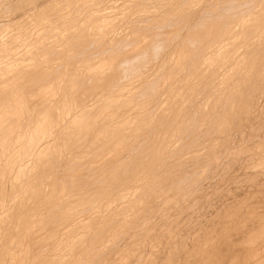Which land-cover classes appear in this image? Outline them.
Here are the masks:
<instances>
[{"label": "rangeland", "instance_id": "1", "mask_svg": "<svg viewBox=\"0 0 264 264\" xmlns=\"http://www.w3.org/2000/svg\"><path fill=\"white\" fill-rule=\"evenodd\" d=\"M79 1V2H78ZM97 0H0V48L2 49H0V123L2 122V124H4L2 127H0V129L2 128V129H8L7 130V133H3L2 135H3V140H6V139H8V136H4V135H8V134H10V132L15 128V130L13 131L14 132V134H19V136H18V138L20 137V138H22V139H20V140H24L25 139V137L26 136H28V134H29V132H30V129H31V126H33L34 124V119L35 118H39L40 116H42V115H44L45 113L47 114V112H49V114L50 113H52L53 114V117H55L54 116V114L56 115V117H57V119H58V117L61 119V121H59L60 119H58L57 120V122L58 123H60L61 124V126H59V127H57V130L56 131H53L54 132V134H53V132H52V130H53V127H49V130H48V132H47V130L45 131V133L44 134H42V135H44V136H42V137H40V138H42V139H40L39 140V144H41V146L39 145V148L40 149H42L43 151H46V152H48V150H49V152L52 154V156H51V154L50 153H48V156H47V158H48V160H49V162L48 163H45V164H43L44 166H45V168H44V171H43V182H45V184L43 183V185L41 184V187H40V189H41V193L39 194L40 195V197L42 196L41 194H43L44 196H43V198L41 197V200L39 199V197H38V201H37V203H38V206L39 205H41V206H39L38 208H36V209H34L33 211H32V213L34 212V214L35 215H33L32 214V219H29V221H28V223L27 224H29V223H33V219H35L36 220V222L34 223L35 224V226H34V228H33V225L31 226L30 225V227L28 228V229H26L25 230V228L28 226L27 224H25L24 226V228H20L19 230H18V228H17V230H15L17 233H19L18 234V236H17V234L15 235V236H17L16 237V239H13L14 241H16L17 239H19V241H20V239H23V238H26V237H30L31 235L33 236H35V235H39V234H41L40 232H44V234H46V233H48L49 232V230L50 231H53V230H57L58 232H57V234H59V235H61V236H59L60 238H59V240H61V241H59V243L60 244H58V245H62L60 248H59V250L58 251H60L59 253H61V254H59L58 253V257H63L64 256V254H65V256H67V257H65V261L63 262V263H65L66 264V262H68L67 260H68V258H69V261H70V263H67V264H77L78 262H80V264H85V262H86V264H110V263H112V264H129V262H130V264H136L135 262L140 258V255H139V257H138V255H135L136 253L138 254H141V259H139V261L137 262V264H264V107H263V105H264V103H262V102H264V92H262V90L264 89V81L262 80V78L264 79V77H263V74H262V77L260 78L262 81H260L261 83H258L257 82V84H256V82H252L251 81V83H249L252 87H254V88H251V86H248L249 84H247V82L245 81V79H244V77L248 74V71H247V69L249 68L250 69V71L252 70V67L253 66H251L252 65V62L250 61V60H252L253 58H255V56H256V54L254 55V54H251L249 51L250 50H253L254 48H255V46L256 45H259L258 47H264V45H261V41H263V43L262 44H264V36H262V35H264V34H262L263 33V31H264V29H262V28H264V27H262V26H260L262 23V25H264V14H262V13H264V2H262V0H255V2L254 1H252V0H238V3H237V0H222V2L224 1V3L222 4V5H220L222 2H221V0H216V1H214V0H208V2L210 1V6L207 4V0H203V1H206V2H203L202 0H198L199 2H200V4L199 5H197L198 4V1L197 0H195V1H193V0H188L189 1V3H188V1L186 0V2L185 1H183V0H180L179 1V3L177 4V2L178 1H175V0H172L173 1V3L174 2H176V3H174V4H172V1L170 2L169 0H150V2L151 3H149V1L147 2V0H127L126 1V3H125V0H98L97 2H96ZM103 1V2H102ZM135 1V2H134ZM141 1H144L145 2V4H144V2H141ZM153 1V2H152ZM161 1V2H160ZM162 1L164 2L163 4H162ZM166 1H168L167 3H166ZM183 3H182V2ZM191 1V2H190ZM236 1V2H235ZM240 1H242V2H240ZM264 1V0H263ZM91 2V3H90ZM131 2H134L135 4H137V5H135V4H133V3H131ZM137 2V3H136ZM156 2H158V3H156ZM184 2H185V4L187 3V5H184ZM194 2V4L195 5H197L196 7H195V5L193 6H191V4ZM212 2H216V3H218L217 5H216V3H214V5H216V6H213V3ZM226 2V3H225ZM246 2H250L249 4L248 3H246ZM251 2H253V3H251ZM52 3V4H51ZM86 3V4H85ZM88 3V4H87ZM93 3V4H92ZM95 3V4H94ZM96 3H97V5H96ZM99 3V4H98ZM116 3H117V5H116ZM120 3H121V5H120ZM125 3V4H124ZM141 3V4H140ZM168 3H170L171 5H172V7H170V9L172 8V10H170V9H168L169 8V5L170 4H168ZM181 3H182V6H186V7H182L181 6ZM197 3V4H196ZM204 3V4H203ZM231 3V4H230ZM240 3V4H239ZM242 3V4H241ZM244 3V4H243ZM246 3V4H245ZM259 3L260 4H262L263 3V5H259ZM51 4V5H50ZM82 6V8H81V6ZM111 4H114V5H111ZM130 4V5H129ZM162 4V5H161ZM212 4V5H211ZM3 5V6H2ZM90 5H92V7L90 6ZM99 5V6H98ZM102 5H103V7H102ZM121 6V7H119V6ZM128 5V6H127ZM153 7L152 9H150V7L151 6ZM168 5V6H167ZM176 5H177V8H176ZM179 5H180V7H179ZM203 5H204V7H203ZM208 5V6H207ZM224 5V6H223ZM252 5H256L255 7L254 6H252ZM257 5L259 6V7H257ZM73 6V7H72ZM109 6V7H108ZM118 6V7H117ZM139 7L138 8V10H136L137 9V7ZM144 6V8H147V9H144V8H141V9H143V10H146L145 11V13H144V11L143 10H141L140 9V7H143ZM146 6V7H145ZM150 6V7H149ZM157 6V7H156ZM166 6H167V8H166ZM190 6V7H189ZM200 6V7H199ZM207 6V7H206ZM223 6V7H222ZM242 6V7H241ZM248 6H250V7H248ZM252 6V7H251ZM64 7V8H63ZM71 7V8H70ZM86 7V8H85ZM134 7V9H132ZM182 7V8H181ZM196 8V9H194V8ZM208 7H210L209 9H208ZM212 7L214 8V9H212ZM217 7H220V8H217ZM233 7H234V9H233ZM47 8V9H46ZM76 8V9H75ZM79 8H81L82 9V11L79 9ZM93 8H94V10H93ZM113 8V9H112ZM115 8V9H114ZM130 8V9H129ZM156 8L158 9L159 8V10L157 11L156 10ZM164 8V9H163ZM174 8H176V9H174ZM179 8L181 9V10H179ZM185 8V9H184ZM190 8H192V9H190ZM200 8V10L201 11H199V13H197L198 11H197V9H199ZM247 8H248V11H247ZM254 8H255V10H254ZM257 8V9H256ZM61 9V10H60ZM62 9H64L63 11H62ZM79 9V10H78ZM101 9V10H100ZM122 9H124V10H122ZM133 10L132 12L130 11L129 12V10ZM149 9V10H148ZM161 9V10H160ZM162 9H163V11H165L164 13H163V11H162ZM166 9H167V11H166ZM173 9L176 11V13H174L175 11H173ZM203 9L206 11V10H208L207 12L209 13V15H207V17H206V13L207 12H205V11H203ZM211 9V10H210ZM218 9H219V11H218ZM228 9V10H227ZM260 9V11H258ZM263 9V10H262ZM90 10V11H89ZM114 10V11H113ZM168 10H169V12L170 13H168V15H172V18L174 17V20L170 17V16H166L167 14H165V13H167L168 12ZM180 12H179V11ZM187 10V11H186ZM189 10V11H188ZM194 10V11H193ZM214 10H216V13H218V14H215V17H214ZM255 12H254V11ZM45 11V12H44ZM69 11V12H68ZM75 11V12H74ZM79 11V12H78ZM85 11V12H84ZM87 11V12H86ZM89 11V12H88ZM100 11V12H99ZM106 11V12H105ZM108 11V12H107ZM139 11V12H138ZM147 11H149V14H148V12ZM162 11V12H161ZM173 11V12H172ZM181 11H186L185 13L187 14V15H184L185 13L184 12H181ZM192 11H193V13H192ZM195 11H197L196 12V14H194L195 13ZM210 11H212V15H211V13H210ZM232 11H234V12H232ZM243 11V12H242ZM246 11V12H245ZM250 11H252L251 13H249ZM22 12V13H21ZM52 12V13H51ZM55 12V13H54ZM72 12V13H71ZM102 12V13H101ZM118 12V13H117ZM123 12V13H122ZM130 13V15H128L129 13ZM134 12H136V14H137V17H139V18H136V14L134 13ZM147 12V13H146ZM156 13L158 16H159V14L160 13H162V14H160V17H158V16H155L154 14H151V13ZM158 12H160V13H158ZM188 12H190L191 14V18H189V13ZM203 12V13H202ZM230 12H232V13H230ZM239 12V13H238ZM254 12V13H253ZM256 12H257V16L255 15L256 14ZM258 12H260L261 14V16L259 15V13ZM29 13V14H28ZM49 13V14H48ZM87 13V14H86ZM121 13V14H120ZM132 13H134V14H132ZM139 13V14H138ZM144 13V14H143ZM172 13H174V14H172ZM181 13V14H180ZM203 15H202V14ZM205 13V14H204ZM207 13V14H208ZM229 13H230V15L232 14H234L233 16L231 15L230 16V18L228 17L229 16ZM245 13V14H244ZM254 14V16H253V14ZM35 14V15H34ZM50 14H52V16L50 15ZM59 16H58V15ZM84 14H86V15H84ZM94 14V15H93ZM124 14V15H123ZM147 14V15H146ZM151 14V15H150ZM175 14H177V16L175 15ZM202 16L201 18L203 19V20H210V21H207V22H205L204 24L205 25H201L200 23L202 22V20H200V18H198L200 15ZM222 14V15H221ZM223 14H225V16H223ZM228 14V15H227ZM49 15V16H48ZM57 15V16H56ZM76 15V16H75ZM82 15V16H81ZM103 15V16H102ZM105 15V16H104ZM107 15H108V17H107ZM112 15V16H111ZM116 17H115V16ZM118 15V16H117ZM131 15H133V16H131ZM161 15H163V16H166V17H170V18H168V20H169V22L166 20V17H164L163 18V16H161ZM175 15V16H174ZM178 15H180L182 18H180V16H178ZM199 15V16H198ZM211 15V19L208 17V16H210ZM217 15H220V16H217ZM226 15H227V18H226ZM241 15H244V16H241ZM247 15V16H246ZM71 16V17H70ZM85 16H87V17H85ZM89 16V17H88ZM93 16H95V17H93ZM122 16V17H121ZM124 16V17H123ZM127 16V17H126ZM143 16H146V18L149 20L150 18L152 19V20H149V21H147L146 20V18H145V22H147V23H149L148 25L149 26H151V28H153L151 31H150V33H149V31L147 32V30L146 29H148V30H150L151 28H149V26L147 27V28H145L147 25H144L145 24V22H144V18H143ZM149 16H150V18H149ZM187 17L188 19H189V21H191V22H189L188 21V19L187 18H184V17ZM198 16V17H197ZM203 16H205L204 18H203ZM238 16V17H237ZM239 16H241V17H239ZM250 16H252L251 18H250ZM51 17V18H50ZM53 17H54V19H53ZM58 18V19H56V18ZM61 17V18H60ZM67 17V18H66ZM80 17V18H79ZM100 17H101V21L99 20L100 19ZM102 17H103V19H102ZM108 18L109 20H111L112 21V23L108 20V19H106V18ZM120 17H121V19H120ZM126 17V18H125ZM137 19V21H133L135 18ZM153 17H155V20H154V18ZM156 17H157V19L159 20V18L161 19V20H157L156 19ZM175 17H177V18H179V20L181 19H183V20H187V21H184V24H183V20L182 21H179V20H177V18H175ZM244 18V20L246 19V21H244L243 20V18ZM246 17H248V19L246 18ZM256 17V19H254V18ZM258 17H262L261 18V21H260V18L258 19ZM29 18V19H28ZM75 18H76V20H75ZM81 18L83 19L82 21H81ZM93 18V19H92ZM111 18V19H110ZM194 20H193V19ZM195 18H197V20H198V22H196V19ZM209 18V19H208ZM215 18H218V19H220L221 20V22L219 23V21H217ZM226 20H225V19ZM233 18V20H236L237 22H236V24L234 23V21L233 20H230V19H232ZM235 18H239V19H235ZM242 18V19H241ZM22 19V20H21ZM33 19V20H32ZM47 19V20H46ZM95 19V20H94ZM117 19V20H116ZM132 20V22H131V20ZM135 19V20H136ZM173 20V22L171 21L170 22V20ZM214 19H215V21H216V23L219 25V27L216 25V23L214 24V22H212L211 20H213L214 21ZM225 20V23H224V21H222V20ZM258 19V20H257ZM56 22H55V21ZM63 20V21H62ZM79 20V21H78ZM104 20V21H103ZM110 24L111 23V25H109L110 26V29L108 28L109 26L107 25L108 23H106V26H105V22L106 21ZM115 20V21H114ZM163 20V21H162ZM177 20V21H176ZM193 20V21H192ZM243 20V21H242ZM248 20H250V22L252 21V20H254L253 22H251V24H249L250 22L248 21ZM52 21V25L51 26H48V25H50L51 22ZM97 21V22H96ZM122 21H124V22H122ZM126 21V22H125ZM141 21H143L144 22V24H142L143 22H141ZM155 21H157V22H155ZM164 21H166L167 23L165 24V22ZM194 21H195V23H194ZM201 21V22H200ZM256 21H257V24H256ZM259 21H260V24H259ZM20 22V23H19ZM58 22V23H57ZM76 22V23H75ZM101 22V23H100ZM104 22V23H103ZM136 22V23H135ZM153 24V25H150L151 23ZM153 22H155V23H157V24H155V23H153ZM158 22H160V23H158ZM162 22H164V23H162ZM176 23V25H175V23ZM178 22L180 23V25L178 24ZM187 24H186V23ZM188 22L190 23V25L188 24ZM210 22H212L214 25H212V23H210ZM230 24H235V26H236V29H235V26L233 27L232 25V28L230 27V30H232L233 29V32H232V35H230V37L232 38V39H230V46H229V44L228 45H226L225 43H223L224 41L223 40H226L227 39V35H226V30H228L226 27H228L227 26V24L228 25H230ZM243 22H245L244 23V25H243V23L241 24V23ZM61 23V24H60ZM65 23V24H64ZM97 23H100L99 24V26L97 25ZM102 23H103V25H102ZM122 23V24H121ZM135 23V24H134ZM146 23V24H147ZM163 24L162 26H164V27H162L161 25H160V27H162L164 30H169V31H171V32H174V33H171V35L170 34H168L169 33V31H164L166 34H164V32H163V29L162 28H160V29H158L159 28V24ZM170 23H172V24H170ZM196 23H198L200 26H201V28L200 29H204L203 27H205V30L204 31H202V30H200L199 29V26L197 27V26H195L196 25ZM221 23L223 24V26L221 25ZM249 24V26H247L248 24ZM252 23H255V24H252ZM3 24V25H2ZM22 24V25H21ZM71 24V25H70ZM75 24V25H74ZM115 24H116V26H115ZM119 24V25H118ZM133 24V25H132ZM142 26H141V25ZM155 24V25H154ZM165 24V25H164ZM168 24V25H167ZM173 24H174V28H173ZM182 24V25H181ZM189 27H187L186 25ZM193 26H192V25ZM197 24V25H198ZM202 24H203V22H202ZM238 24H240V25H238ZM64 25V26H63ZM96 25V26H95ZM100 25L102 26V28H97V27H100ZM129 25V26H128ZM144 25V26H143ZM157 25V26H156ZM172 25V26H171ZM185 25V26H184ZM206 25H207V27H206ZM208 25H209V27H208ZM237 25H238V27L240 26V28L241 27H243L241 30H243L241 33L239 32L240 31V29L237 27ZM243 25V26H242ZM246 25V26H245ZM253 25H256V26H253ZM26 26V27H25ZM41 26V27H40ZM69 26V27H68ZM82 26V27H81ZM89 26V27H88ZM103 26H104V29H103ZM135 26V27H134ZM139 26H141V27H139ZM169 26H171V27H169ZM175 26H178L179 27V29L181 30V28L183 29V27H185L184 28V30H178V29H176V28H178V27H176L175 28ZM180 26H182V27H180ZM212 26H214V28H213V31H212ZM225 26V27H224ZM253 26V27H252ZM50 27V28H49ZM55 27V28H54ZM58 27V28H57ZM60 27H61V29H60ZM66 27V28H65ZM74 29H73V28ZM83 29H81V28ZM92 27V28H91ZM94 27H96V29L94 28ZM112 27V28H111ZM121 27H122V29H121ZM157 27V28H156ZM196 27V28H195ZM211 27V28H210ZM218 27V28H217ZM222 27H224V30H223V28ZM246 27L248 28V29H246ZM251 29H250V28ZM257 27H259V28H261V29H257ZM2 28V29H1ZM24 30H23V29ZM48 28H49V30H48ZM108 28V29H107ZM125 28V29H124ZM128 28V29H127ZM130 28H131V30H130ZM137 29V30H135V29ZM144 28V29H143ZM169 28V29H168ZM173 28V30H171ZM192 29V28H195L196 29V33L194 32L195 31V29H192V30H194L193 32H192V30H189L188 31V29ZM198 28V29H197ZM209 28V31H207V29ZM222 28V29H221ZM255 28V29H254ZM37 29V30H36ZM67 29V30H66ZM69 29V30H68ZM99 29V30H98ZM108 31H107V30ZM112 29V30H111ZM116 29V30H115ZM119 29H120V31H119ZM155 29H158V30H155ZM176 29V30H175ZM211 29V30H210ZM219 29H220V31H219ZM226 29V30H225ZM239 29V30H238ZM250 29V33H252V34H254L253 35V37L254 38H252V34H250L249 33V30ZM17 30V31H16ZM51 30V31H50ZM77 30V31H76ZM87 30V31H86ZM98 30V31H97ZM103 30V31H102ZM118 30V31H117ZM145 30H146V33H145ZM153 30H154V32H153ZM159 30H161V31H159ZM216 30V31H215ZM219 32H218V31ZM236 30V31H235ZM238 30V31H237ZM255 30V31H254ZM257 30H260L259 31V33H254V32H258ZM22 33H21V32ZM28 31V32H27ZM60 31H61V33H60ZM76 31V32H75ZM82 31V32H81ZM111 31V32H110ZM143 31H144V33L145 34H142L143 33ZM160 32V34L159 35H157L159 32ZM176 31H177V34L175 35V33H176ZM186 31H187V34L189 35V36H191V38L193 39V42H192V40H189L190 38L187 36V34H186ZM201 33H205V35H206V37H207V40H206V37L204 38L203 36L201 37L200 36V32ZM211 31V32H210ZM221 31H222V33H221ZM223 31H225V32H223ZM247 31V32H246ZM17 32V33H16ZM30 32V33H29ZM48 32L50 33V35L48 34ZM56 32V33H55ZM90 32V33H89ZM92 32V33H91ZM105 32H107V33H105ZM109 32V33H108ZM129 32V33H128ZM140 32V33H139ZM158 32V33H157ZM163 32V33H162ZM181 32V33H180ZM185 32V35L186 36H183V33ZM192 32V33H191ZM213 32H218V34H214V35H217V36H213L212 34H213ZM239 33V34H237V33ZM2 33V34H1ZM53 33V34H52ZM54 33L56 34V35H54ZM72 33V34H71ZM83 33V34H82ZM85 33V34H84ZM127 33V34H126ZM151 35H149V34ZM152 33H154L155 35H152ZM180 34V36H179V34ZM190 33L192 34V35H190ZM193 33H195L196 35H199V37H201V38H198V36H196L195 34H193ZM199 33V34H198ZM209 35H208V34ZM221 33V34H220ZM235 34V37L233 36L234 34ZM243 33V34H242ZM245 33V34H244ZM12 34V35H11ZM21 34V35H20ZM32 34V35H31ZM73 34H75V35H73ZM82 34V35H81ZM120 34V35H119ZM133 34H134V36H133ZM140 34H142V35H140ZM146 34H148L147 36H146ZM162 34V35H161ZM164 34V35H163ZM173 34V35H172ZM211 34V35H210ZM30 35H31V37H30ZM68 35H69V37L71 38H69L68 37ZM96 35V36H95ZM133 37H132V36ZM138 35V36H137ZM168 35H170V36H168ZM202 35V34H201ZM204 35V36H205ZM221 35H222V37H221ZM241 35H242V37H241ZM245 35L247 36V35H249L251 38L249 39V38H247V37H249V36H247V37H245ZM261 35V36H260ZM10 36V37H9ZM18 36V37H17ZM26 36V37H25ZM65 36V37H64ZM74 36V37H73ZM80 36V37H79ZM93 36V37H92ZM108 36V37H107ZM117 36V37H116ZM130 36V37H129ZM136 36V37H135ZM150 36V37H149ZM154 36V37H153ZM158 36V37H157ZM163 38H162V37ZM164 36H165V39H164ZM183 36V37H182ZM225 36V37H224ZM233 36V37H232ZM258 36V37H257ZM53 37V38H52ZM57 37V38H56ZM77 37V38H76ZM91 37V38H90ZM100 37V38H99ZM114 37V38H113ZM136 39H135V38ZM140 37H142V39H140ZM146 37H148V39L146 38ZM168 37V38H167ZM175 37H178V38H176V40L178 39L179 40V43L180 44H178V40H177V42L175 41V39L174 38ZM179 37H180V39H179ZM186 37V39H185V42H186V40H187V43H184V38ZM188 37V38H187ZM195 38V40H194V38ZM196 37H197V39H198V41H197V43H196ZM210 37V40L213 38V37H217V39L218 38H220L221 40H219L218 42H219V44H217V46L219 45V46H223L222 47V54L224 53V55L226 54L227 56H231V55H233L234 56V54H235V57H233L232 58V56L230 57V58H232V59H228L226 62H225V64L223 65V67H225V65H227L226 66V68L225 69H222V71L224 72L225 71V75H223V72L222 71H220L221 73H219L218 74V76H216V78H217V81L215 80V79H213V77H212V68H211V66H213V62L212 61H214L213 59L211 60V62L209 63L208 62V64H207V62H205L204 64H203V66H202V52H201V54L200 55H198L199 53H200V50H201V48H202V50L207 46L206 44H208V43H206V42H209L210 40L208 39ZM229 37V36H228ZM255 37H257V38H255ZM263 38V39H260V38ZM18 38H20V39H18ZM23 38H24V40H23ZM32 38V39H31ZM41 38H43V39H41ZM86 38V39H85ZM90 38V39H89ZM117 38V39H116ZM119 38V39H118ZM133 38H134V40H135V42H133L134 40H133ZM137 38H139V39H137ZM146 38V39H145ZM182 38H183V41H182ZM235 39V41H234V39ZM240 39L239 41H238V39ZM247 38V39H246ZM37 39H38V41H37ZM66 39H68V40H66ZM74 39V40H73ZM76 39V40H75ZM78 39V40H77ZM84 39V40H83ZM97 39V40H96ZM100 39V40H99ZM120 39H123V40H120ZM130 41V43H129V41ZM170 39V41H168V40ZM174 39V40H173ZM203 42L204 41V43H203V45L201 44L202 42H200V40ZM217 39L215 38V41H217ZM223 39V40H222ZM248 40L249 41V43H250V45L247 43L248 41H246V42H243V44H242V41L243 40ZM253 39H254V41H253ZM255 39H257V41H256V45H255ZM260 39V40H259ZM41 40V41H40ZM62 40V41H61ZM70 40V41H69ZM88 40V41H87ZM95 40V41H94ZM109 40V41H108ZM115 40V41H114ZM131 40H133L132 42L133 43H131ZM144 42H142V41ZM148 40H151V41H148ZM156 40V41H155ZM165 40V41H164ZM237 40V41H236ZM66 43H65V42ZM82 41L83 42H85L84 43V45H83V43H82ZM101 41V42H100ZM108 41V42H107ZM117 41V42H116ZM138 41H140L141 42V44H140V42L138 43ZM147 41V42H146ZM155 43H154V42ZM173 41V42H172ZM189 41H191L192 43H190ZM233 41L235 42V43H233ZM4 42V43H3ZM9 42V43H8ZM18 42V43H17ZM61 42V43H60ZM75 42V43H74ZM103 42V43H102ZM112 42V43H111ZM120 42V43H119ZM128 42V43H127ZM137 42V43H136ZM146 42V43H145ZM162 43V45L163 44H166V45H160L161 43ZM164 42V43H163ZM214 42V41H213ZM218 42H216V43H218ZM221 42V43H220ZM226 42V41H225ZM254 42V43H253ZM259 42V43H258ZM60 43V44H59ZM63 43H65V44H63ZM109 43V44H108ZM111 43V44H110ZM119 43V45H117ZM128 44V46L130 47H128L127 46V44ZM149 45H148V44ZM158 43V44H157ZM170 45H169V44ZM172 43V44H171ZM194 43H196L195 45H198L199 44V47L198 46H194ZM206 43V44H205ZM215 43V42H214ZM238 43H241V44H238ZM244 43L246 44V46L245 47H242V45H244ZM14 44V45H13ZM21 44V45H20ZM45 44V45H44ZM59 44V45H58ZM74 45L75 46V48L72 46V45ZM87 44V45H86ZM89 44V45H88ZM122 44V45H121ZM130 44H133V45H130ZM145 44V45H144ZM147 44V45H146ZM153 44H155V45H153ZM175 44L177 45V47L175 46ZM183 44H184V46H183ZM186 44V45H185ZM193 44V45H192ZM204 44H205V47H204ZM211 44H212V40H211ZM211 44H209V45H211ZM223 44V45H222ZM233 44V46H231ZM236 46H235V45ZM252 44H253V46H252ZM3 45V46H2ZM17 45V46H16ZM48 45V46H47ZM77 45V46H76ZM80 45V46H79ZM86 45V46H85ZM103 48V50H102V48L100 47V46ZM113 45V46H112ZM115 45V46H114ZM126 45V46H125ZM142 45V46H141ZM158 45H160V47H162V48H160V47H158ZM171 45L173 46L174 45V47H176L177 49H176V54H175V48H173V47H171ZM241 47H240V46ZM247 45H249V47H247ZM15 46H16V48H15ZM19 46V47H18ZM65 46V47H64ZM83 46V47H82ZM89 46V47H88ZM108 46V47H107ZM118 46H119V48H118ZM132 46V47H131ZM141 47V49H140V47ZM147 46V47H146ZM165 46V47H164ZM169 48H168V47ZM188 46H190L189 48H186V47H188ZM200 46H202L201 48H200ZM225 46V47H224ZM228 46H229V49H228ZM237 46H238V49H236L237 48ZM251 46V47H250ZM10 47V48H9ZM67 47V48H66ZM81 47V48H80ZM99 47H100V50H99ZM105 47V48H104ZM114 47V48H113ZM122 47H124V48H122ZM152 47H157V48H152ZM163 47H164V50H163ZM178 47H179V49H178ZM181 47V48H180ZM193 47V48H192ZM197 47H198V49H199V51L197 50ZM231 47L233 48H235L236 50H237V53H236V51H235V49L233 48V50H230L231 49ZM246 47H247V49H246ZM253 47V48H252ZM14 48V49H13ZM19 48V49H18ZM70 48H72V49H70ZM85 48V49H84ZM113 48V49H112ZM122 48V49H121ZM127 48H129V49H127ZM144 48V49H143ZM150 50H149V49ZM168 48V49H167ZM186 49V51H185V49ZM196 48V49H195ZM223 48H225V49H223ZM243 48V49H242ZM250 48V49H249ZM252 48V49H251ZM7 49V50H6ZM15 49H16V51H15ZM67 49H68V51L71 53H69L68 51H67ZM77 49V50H76ZM83 49V50H82ZM92 49V50H91ZM99 51H98V50ZM105 49V50H104ZM111 49V50H110ZM116 49V50H115ZM117 49H119L118 51H117ZM131 49V50H130ZM142 49H143V51L145 52L146 50H148V51H146L145 53H143V51H142ZM171 49V50H170ZM188 49V50H187ZM227 49V50H226ZM10 50V51H9ZM12 50V51H11ZM19 50V51H18ZM45 50V51H44ZM95 50V51H94ZM102 50V51H101ZM108 50V51H107ZM126 50V51H125ZM130 50V51H129ZM140 51V53L142 52L143 54H146L147 52H148V54H150L151 56L153 55H155V57L154 58H157L158 57V59H154L153 60V63H152V65H153V68H154V70L152 71V73L151 72H149V73H147V77L148 78H144L143 80H144V82L142 83V84H139V82H137L136 83V86H138V85H141V87H142V85H146L147 86V84L149 85V83H150V86L152 85V87H153V91H154V94H153V91L152 90H150L151 88H148L147 87V89H144V91H143V89L142 88H146L145 86H143L142 88H140V87H136L138 90H136V92H137V94H136V92H135V90L133 91V95L135 96V95H137V96H135V98H136V104H138V106H139V109L140 110H146V112L144 113V111H143V114H140V113H142V111H140L139 109H138V111H136L137 113H138V115H137V113L136 114H134V118H133V116H132V118H133V120H132V122L131 123H134V124H131V126H130V124H128V125H126L127 127H125V128H127V129H125L124 127H123V129H125L124 131H127V133L125 132V134H124V131H123V129H121V126H119V128H118V126H114V123L110 126L111 127V130L113 129H115V127H116V129L113 131H111L110 130V127H109V130H108V132H107V130H105L106 131V133L105 134H109L110 135V133L111 132H113L114 133V135L116 134V131L118 132L117 133V136L115 135L114 137V139H116V142H112L113 141V133L108 137L107 135H106V137H108L109 138V142H112V143H109L107 140H108V138H106L107 140H101L100 142H102L103 144H101L100 142H97L100 146L102 145V147H100L97 143H96V145H97V147H96V145H95V142H93L92 141V138H90L89 139V137L87 138V139H85L86 141H83V145H79L77 148H79V150H73V149H68L67 147H66V143H64V136H57L58 135V133H56L57 131H59L60 130V128L61 127H63V129H64V127H66L67 126V124H68V121H67V119L68 120H71L73 117H79V118H77V120L79 119V120H86L87 118V116H85V115H83V114H81L78 110H75L74 109V111H73V109L72 110H67L66 108V110L65 111H67V112H64V110H62L63 109V106L65 107V104H64V101H65V103L67 102V103H69L70 102V99L73 97V94H72V92L71 91H74L75 90V88H77V87H79L81 84V80L82 81H84L85 80V78L84 77H86L87 75L86 74H88V73H90V72H94V71H97V70H101V69H103V68H106V67H108L110 64H117V63H119V61H120V64H122V62L124 63V61L125 62H131V59H133V58H130L128 61H126L125 60V58H128L132 53H134V52H137V51ZM166 50V52H168L169 53V56H168V53H166V52H163V54L161 53L162 51H165ZM173 50H174V52H173ZM189 50H191V52L193 51H195V50H197L199 53H197V51L195 52L196 53V56H194L195 54L192 52V55H190V57H191V59H190V57H188V56H186V55H188L189 54ZM225 50V51H224ZM238 50H239V52H238ZM245 50H247L246 52H249V53H247L248 54V58L247 57H245L247 54H246V52H243V51H245ZM249 50V51H248ZM15 51V52H14ZM53 51V52H52ZM74 51V52H73ZM76 51V52H75ZM106 51V52H105ZM109 51H110V53H109ZM180 51V52H179ZM224 51V52H223ZM227 51H229V52H227ZM230 51L232 52H235V53H231V54H228V53H230ZM12 52V53H11ZM63 52H65V53H63ZM72 52H73V54H72ZM88 52V53H87ZM111 52H112V54H111ZM122 52V53H121ZM170 52H172V53H170ZM183 52H185L184 53V55H183ZM191 52H190V54H191ZM243 52L245 55L243 56V53L241 54V53ZM15 53V54H14ZM61 53V54H60ZM63 53V54H62ZM79 53H80V55H79ZM94 53H95V55H94ZM97 53V54H96ZM103 53V55H101ZM114 53V54H113ZM117 53H119V55L117 54ZM127 53V54H126ZM142 53H141V55H142ZM178 53V54H177ZM182 53V54H181ZM187 53V54H186ZM3 54V55H2ZM33 54V55H32ZM80 56H78V55ZM82 54L84 55V56H82ZM85 54H86V56H85ZM101 56H100V55ZM105 54V55H104ZM107 54H109V55H107ZM125 55V56H120V55ZM161 54V55H160ZM175 54V55H174ZM179 54H181V55H179ZM237 54H239V55H237ZM253 55V56H250V55ZM40 55V56H39ZM63 55V56H62ZM70 55V56H69ZM77 55V56H76ZM90 55H92L91 57H90ZM110 55H113L114 57L112 58V56L110 57ZM116 55H118V56H120L119 58L122 60H119V58H118V56H117V58L115 57ZM128 55V56H127ZM157 55H160V56H157ZM164 55V56H163ZM168 57H167V56ZM173 55V56H172ZM236 55H237V58H236ZM242 57H241V56ZM25 58H24V57ZM51 56V57H50ZM73 56V57H72ZM82 56V57H81ZM107 56V57H106ZM157 56V57H156ZM161 56L163 57L162 59L164 60L165 58V60L163 61L162 59H161ZM166 56V57H165ZM177 56V57H176ZM180 56H181V58H180ZM193 56V57H192ZM239 56V57H238ZM61 57V58H60ZM64 57V58H63ZM78 57V58H77ZM106 57V58H105ZM160 57V58H159ZM165 57V58H164ZM197 57H201L200 59L199 58H197L198 59V62H197V59L196 58ZM25 60H23V59ZM37 58V59H36ZM50 58V59H49ZM74 58H76V59H74ZM83 58V59H82ZM101 58H102V60H101ZM111 58V59H110ZM176 58V59H175ZM194 58V59H193ZM240 59V61H236V60H233V59ZM245 58H247L246 59V61H249V62H251V63H249V62H247L246 63V61H245ZM250 58V59H249ZM252 58V59H251ZM20 59V60H19ZM53 59V60H52ZM69 59V60H68ZM79 59V60H78ZM92 60V61H89V60ZM110 59V60H109ZM161 59V60H160ZM169 59V60H168ZM171 59V60H170ZM173 59V60H172ZM182 61H181V60ZM187 59V60H186ZM189 59V60H188ZM249 59V60H248ZM14 60V61H13ZM38 60V61H37ZM45 60V61H44ZM73 60V61H72ZM106 60V61H105ZM113 60V61H112ZM158 60L159 62H161L160 64H159V62L156 61ZM175 60V61H174ZM179 60V61H178ZM195 62H194V61ZM231 60H233L232 62H234V64H236V68H235V65H233V63L231 62ZM254 60V59H253ZM78 61V62H77ZM99 61V62H98ZM102 61H104V62H102ZM118 61V62H117ZM163 61V62H162ZM169 61V62H168ZM181 61V62H180ZM190 61H191V63H190ZM242 61H244L245 63H243L242 64ZM18 62V63H17ZM24 62H25V64H24ZM47 62V63H46ZM57 62H59V64H57ZM66 62V63H65ZM80 62V63H79ZM91 64H90V63ZM96 64H94V63ZM116 62V63H115ZM164 62H166V63H164ZM171 62V63H170ZM177 62V63H176ZM188 62H189V64H188ZM192 62H194V63H196L197 62V65L195 66H193L192 64ZM199 62H201V63H199ZM229 62H231V63H229ZM241 62V63H240ZM32 63V64H31ZM42 65H41V64ZM45 65H44V64ZM63 63V64H62ZM88 63V64H87ZM99 63V64H98ZM145 63V62H144ZM147 63H149V62H146L145 64H143V65H145L146 66V64ZM156 65H155V64ZM158 63V64H157ZM164 63V64H163ZM168 63V65L167 66H165V64H167ZM180 63V64H179ZM183 63V65H181ZM185 63V64H184ZM216 63V62H215ZM238 63H239V65H238ZM35 64V65H34ZM52 66H50V65ZM61 64V65H60ZM78 64V65H77ZM101 64H103V65H101ZM163 64V65H162ZM202 66H200V65ZM206 64V65H205ZM229 64H231L230 65V68L233 66V70H230V69H228L229 68ZM247 64V66H245ZM251 64V65H250ZM11 65V66H10ZM16 65V66H15ZM28 65H29V67H28ZM36 65H40V66H36ZM49 67H48V66ZM55 65V66H54ZM59 67H57V66ZM64 65H67V68L69 67V69L67 70V68H66V66H64ZM68 65H70L72 68H70V66H68ZM82 65V66H81ZM98 65H101V66H98ZM107 65V66H106ZM149 65H150V63H149ZM154 65H155V67H154ZM158 65V66H157ZM169 65H170V67H169ZM173 67H172V66ZM174 65H176V67L174 66ZM178 65V66H177ZM199 65V69H198V71L196 70V69H194L195 67L196 68H198L197 66ZM208 65H209V67H210V69H209V67H208ZM211 65V66H210ZM217 65V64H216ZM238 65V66H237ZM15 66V67H14ZM44 67V69L42 68V67ZM64 66V68L62 69L61 67H63ZM92 66V68H90ZM95 66H96V68H95ZM163 66H164V68H163ZM193 66V67H192ZM220 66H222V64L220 65ZM240 66V67H239ZM249 66H251V67H249ZM40 67H41V69H43V70H41L40 72H38V69L40 70ZM46 67H47V69H46ZM54 67V68H53ZM73 67L76 69L77 67H79V68H77L76 70H78V71H76L75 72V69H74V71H73ZM83 69H82V68ZM97 67H99L98 69H97ZM148 67V66H147ZM162 68V70H161V68ZM168 68V70H167V68ZM188 67H190L189 68V70L190 71H195L196 70V72H194V74H196L195 76L196 77H193L194 75L192 74V72H190L189 70H187V68ZM206 67L208 68V69H206ZM239 67V68H238ZM248 67V68H247ZM4 68V69H3ZM49 68H53L52 70L51 69H49ZM55 68H57L56 70H55ZM66 68V69H65ZM89 68V69H88ZM157 68V69H156ZM170 68V69H169ZM184 68V69H183ZM192 68V69H191ZM201 68V69H200ZM202 68H205V69H203L202 70ZM240 68H242V69H240ZM7 69H8V72H7ZM12 69V70H11ZM27 69V70H26ZM31 69V70H30ZM37 69V70H36ZM45 69L47 70V71H45ZM62 69V70H61ZM65 69V70H64ZM82 69V70H81ZM184 71H183V70ZM194 69V70H193ZM232 69V68H231ZM237 70L236 72H233L234 70ZM33 70H35V72L33 71ZM52 72H51V71ZM69 70H72V71H69ZM85 72H84V71ZM157 70V71H156ZM159 70V71H158ZM161 70V71H160ZM163 70H164V73L162 74V73H160V72H163ZM179 70V71H178ZM205 70V71H204ZM209 70L211 71V72H209ZM228 70V71H227ZM229 70L231 71V72H229ZM239 70H241V72L239 71ZM11 71V72H10ZM27 71L29 72L30 71V73L32 74H27L26 75V73H27ZM36 71H37V73L39 74H41V76H40V78H42V80L43 79H45L46 77H48L49 76V72L48 71H50V73H51V76H49V78H46L47 80L46 81H44L43 80V83H41L42 81H41V79L40 78H37V77H39V75L36 73ZM45 71V72H44ZM54 71H56V72H54ZM67 71V73H65ZM82 71H83V73H82ZM183 71V72H182ZM187 72V71H189V73H191V77L190 76H188L189 75V73H184V72ZM204 71V75L208 78V79H210V80H207V79H205V76L203 75V74H201L202 72ZM240 73H239V72ZM45 74H44V73ZM46 72H48V73H46ZM63 72V74L66 76H63L62 77V75L63 74H61V73ZM71 72V74L69 75L68 73H70ZM75 72V73H74ZM81 74V75H79V73ZM159 72V74L158 75H161V76H159L158 77V75H157V73ZM165 72H167V73H165ZM170 72V74H168ZM172 72V73H171ZM181 72H182V74H181ZM200 73L199 75H202L204 78V80L203 79H199V81L200 80H203V81H201V82H197L198 84H195L194 82L195 81H198L196 78H198V77H200L199 75L197 76V74L198 73ZM229 72V73H228ZM6 74L5 75V77H4V75L3 74ZM10 73V74H9ZM13 73V74H12ZM19 73V74H18ZM22 73H24V74H22ZM57 75H59L60 77H56V74ZM58 73H60V74H58ZM154 73V75H152ZM180 75H179V74ZM206 73V74H205ZM231 73V75H229ZM232 73H233V75H232ZM234 73H236L235 74V76H236V78H235V76H234ZM244 74L243 76H241V74ZM250 73V72H249ZM9 74V75H8ZM15 74V75H14ZM17 74V75H16ZM52 74H54V75H52ZM79 76H78V75ZM178 74V75H177ZM185 74L187 75V77H188V79L190 80V81H188L187 79H186V76H185ZM240 76H239V75ZM3 75V76H2ZM20 76V79L18 78L19 76ZM34 75H36V76H34ZM47 75V76H46ZM69 75V76H68ZM72 75V76H71ZM76 75V76H75ZM170 75V76H169ZM211 75V76H210ZM232 76V77H234V78H232V77H227L228 79V83H227V80L225 79V76ZM237 75H238V77H237ZM30 76H32V77H30ZM42 76H44V77H42ZM46 76V77H45ZM53 76V77H52ZM76 78H75V77ZM79 78H78V77ZM83 76V78H84V80H83V78H81ZM163 76V77H162ZM167 76V77H166ZM201 76V77H202ZM209 76V77H208ZM31 78V80L30 79H28V78ZM56 77V78H55ZM65 77V78H64ZM69 77H70V79H69ZM156 77H158V78H162L163 80H164V83H163V80H160V79H158V78H156ZM182 79H181V78ZM185 77V78H184ZM190 77V78H189ZM200 77V78H201ZM211 77V78H210ZM218 77H220V78H218ZM15 78H16V80L17 81H15ZM22 78V79H21ZM26 78V79H25ZM53 78V79H52ZM66 79V80H68V82L66 83V86L63 84V83H65V81H64V79ZM73 78V79H72ZM156 80H158V81H156V83L154 82L155 81V79ZM166 78H168V80H167V82H166ZM179 78H180V80H179ZM183 78H184V81H185V84H183L184 83V81H183ZM196 79V80H193L194 82H192L191 80L192 79ZM222 78V79H221ZM224 78V79H223ZM238 78V79H237ZM239 78H240V80H239ZM11 81H10V80ZM32 79H33V82L34 83H29V82H32ZM40 79V80H39ZM55 79V80H54ZM78 79V80H77ZM81 79V80H80ZM149 79V80H148ZM212 79V80H211ZM219 79V80H218ZM235 80V82H231L232 80ZM243 79V80H242ZM9 80V81H8ZM12 80H14L16 83H14ZM19 80V81H18ZM22 80H24L23 82H22ZM27 80V81H26ZM36 80V81H35ZM37 80L38 81H41L40 83L39 82H37ZM49 80H50V82H49ZM59 80V81H58ZM60 80H62V81H60ZM73 80V81H72ZM147 82H146V81ZM222 80V81H221ZM223 80H226V83L225 82H223ZM233 80V81H234ZM54 81V83L56 84H51L52 82ZM69 81L72 83V85H71V88H70V84L71 83H69ZM77 81H79V83L76 82ZM162 83H161V82ZM169 81V82H168ZM171 81V82H170ZM177 81V84L179 83H181L180 85L178 84H176L175 82ZM180 81V82H179ZM188 81V83L187 84H189V82H190V84H195V87L193 86V85H190L189 84V86L186 84V82ZM204 81L205 82H207V84L206 83H204ZM215 83H214V82ZM219 81L220 82H222V83H219ZM240 81V82H239ZM246 83H245V82ZM5 82H6V84H8L9 82L11 83H9V85L11 86H9V85H7L6 86V84H5ZM12 82L15 84L14 86H13V84H12ZM29 83V84H25V83ZM37 82V83H36ZM46 84H45V83ZM47 82H49L50 84H48ZM142 82V81H141ZM140 82V83H141ZM160 82V83H159ZM211 82H213V83H211ZM230 82H231V85H233L232 87H233V89H231V85H229L230 84ZM236 82H238L237 84H235ZM4 83V84H3ZM19 85H18V84ZM36 83V84H35ZM60 83H62V84H60ZM74 83L76 84V85H74ZM146 83V84H145ZM172 83H173V85H172ZM201 83H203V84H201ZM211 83V84H210ZM216 83L218 84L219 83V85H216ZM223 83H225V84H223ZM241 85H240V84ZM254 83L257 85V87H258V90L256 89L257 87H256V85L254 86ZM17 84V85H16ZM33 84V85H32ZM34 84L36 85V86H34ZM44 84V85H43ZM58 84H59V86H58ZM79 86H78V85ZM138 84V85H137ZM170 84V86L168 87L167 85H169ZM200 84H201V86H202V88L200 87ZM205 84V85H204ZM259 84H262V85H259ZM24 85V86H26L25 88L24 87H22V86ZM37 85H41L38 89H36L38 86ZM46 85V86H45ZM48 85V86H47ZM52 85H54V87L52 86ZM63 87H62V86ZM69 86V89H71V90H69L68 89V86ZM172 85V86H171ZM174 85H176V86H174ZM212 87H211V86ZM215 85V86H214ZM220 85H221V87L222 86H224V87H227L226 89H227V91L229 92H227V91H225L226 89H224L223 87V91L220 89ZM226 85V86H225ZM227 85H229V86H227ZM238 88H240V90H239V88L236 90H234V87L235 86ZM239 85V86H238ZM247 85V86H246ZM45 86V87H44ZM62 88H61V87ZM73 86V87H72ZM76 86V87H75ZM149 86V87H150ZM163 86H164V88H163ZM179 86V87H178ZM180 86H184L183 88H185L186 87V90L188 91H186L185 89H183L182 87H180ZM191 86L192 87H194V88H197L196 90L197 91H195V89L193 88H191ZM197 86V87H196ZM198 86H199V89H198ZM205 86H209L208 88L207 87H205ZM218 86V88H219V90H216V89H218V88H216L215 89V87H217ZM262 88H261V87ZM6 87V88H5ZM15 87H16V90H15ZM21 87V88H20ZM42 87H43V91H42ZM48 87V88H47ZM66 87H67V90L68 91H65L66 90ZM172 87H174V88H176L175 90H174V88H172ZM193 91V93H194V95H193V93H192V91L189 89V88ZM256 87V88H255ZM29 88V89H28ZM53 88V89H52ZM57 88V89H56ZM60 88H61V90H60ZM64 88H65V90H64ZM158 88V89H157ZM160 88V89H159ZM180 88V92L178 93V95L179 94H181V95H179L178 97H182V98H184L183 96H185L184 94H189V96H187V98L185 97V99L183 100L182 98H177V90ZM244 88V91H245V94H244V91L243 92H241L242 91V89ZM247 88V89H246ZM6 89H7V91H6ZM9 89H10V91L12 92V94H11V92L9 91ZM17 89H19V90H17ZM21 89H22V91H25V93L26 94H28L27 96H26V94L24 93V92H21ZM24 89V90H23ZM32 90V92H33V90H34V93H29V91H31ZM72 89H74V90H72ZM164 89H165V92H164ZM168 89V90H167ZM173 89V90H172ZM202 89V90H201ZM229 89V90H228ZM249 89V90H248ZM252 89H253V91H252ZM257 90L256 91V93H258V94H256L255 93V90ZM14 90H15V92H14ZM27 90H29V91H27ZM37 90H39V96H38V91ZM40 90H41V92L43 93V94H41V92H40ZM49 90H51L50 92H49ZM58 91V92H56L57 93V95H59V96H57L56 95V93L54 92V91ZM62 90H64V91H62ZM163 90V92H162V94H161V91ZM167 90V91H166ZM181 90H183V91H181ZM184 90H185V93H184ZM191 92H190V91ZM207 90H208V92H212L211 94L209 93V94H207L208 92H207ZM215 92V94H213L214 92ZM251 90V91H250ZM6 91V92H5ZM17 91H19V93H23V94H25V95H23V94H18V92ZM70 91V92H69ZM146 91H148V92H146ZM152 91V94L153 95H151V92ZM156 91H157V94H155L156 93ZM169 91V92H168ZM173 93H172V92ZM174 91H175V93H174ZM199 91V92H198ZM203 91V92H202ZM204 91H205V93H204ZM217 91H219V93L217 92ZM221 91V92H220ZM230 91L232 92V91H234V93L232 92V96L230 95L231 93H230ZM247 91V92H246ZM258 91H261V93L260 92H258ZM9 92H10V94H9ZM50 93V95H49V93ZM64 92H65V94H66V96H65V94H64ZM158 92H159V96H160V98H158L159 96H158ZM187 92V93H186ZM192 93V94H190V93ZM200 93V94H198V93ZM227 94H226V93ZM249 92V93H248ZM256 94V97H255V95H254V93ZM8 93V94H7ZM35 93H36V96H34L35 95ZM48 93V94H47ZM52 93H53V95L55 96L56 95V99H55V97L52 95ZM55 93V94H54ZM61 93H63V97H62V94ZM68 93V94H67ZM140 93H142V96H141V94ZM183 93V94H182ZM221 93V96L219 95ZM226 95H225V94ZM235 93H236V95H235ZM242 93V94H241ZM251 96L252 94H253V98L255 99V101L253 102V104L255 103L256 105H257V107L254 105L253 106V104H250L251 106H248L249 104H247V101H246V99L249 97V98H251L248 94ZM251 93V94H250ZM16 94V95H15ZM30 94V95H29ZM31 94L33 95V97L31 96ZM70 94V95H69ZM72 94V95H71ZM138 94H140L139 96L141 97V99H139L138 98ZM149 94L151 95V96H149ZM168 94H171L172 95V98H174L175 100H173L172 98H168L169 100L167 101H164V99H167V98H165V97H168V96H171V95H168ZM204 94V95H203ZM217 94V99H215L216 97L215 96H213V95H216ZM261 94L263 95V98H262V96H261ZM4 95V96H3ZM16 96V97H14V96ZM17 95L19 96L20 95V97H17ZM22 95V96H21ZM46 96V97H50L49 99H50V101H49V99L46 101V103H44L43 105L45 106H43L42 105V107H39V108H42V110L40 111V109L38 110V108L36 107L34 110V112L32 113L31 112V114L30 113H28L27 111H29V106H28V102H33L32 100L34 99V97H41V96ZM67 95L69 96V97H71L70 99H69V97H67ZM154 95H156L155 97H154ZM168 95V96H167ZM173 95H174V97H173ZM176 95V96H175ZM195 97L196 98V100H197V95L199 96V98L201 99V101H202V106H200L201 104H199L201 101H200V99H199V101H195V99H192V97ZM196 95V96H195ZM202 97H201V96ZM208 95V96H207ZM211 95H212V97H211ZM228 95V96H227ZM234 95V96H233ZM9 96V97H8ZM11 96V97H10ZM143 96H144V98H145V101H144V98H143ZM153 96V97H152ZM164 96V97H163ZM204 96H206V97H204ZM219 96V97H218ZM240 98H239V97ZM241 96H242V98H241ZM243 96L245 97L244 99H243ZM24 97H26V98H24ZM30 97V98H29ZM32 97V98H31ZM62 97V98H61ZM68 98V99H66V98ZM133 97V96H132ZM158 99H157V98ZM193 97V98H194ZM204 97V98H203ZM207 97H209V98H207ZM225 97H227V98H225ZM229 97V98H228ZM237 98V100L235 99V98ZM8 98H9V101H8ZM12 98L14 99V100H12ZM18 98H20L19 100H21V101H19V100H17ZM21 98H24V99H21ZM59 98H61L60 100L61 101H58V99ZM63 98H64V100H63ZM151 98V99H150ZM162 98H163V100H162ZM211 98H212V100H211ZM233 98V99H232ZM248 98V99H249ZM258 98H259V100H258ZM6 99V100H5ZM31 99V100H30ZM47 99V98H46ZM139 99V100H138ZM148 99V100H147ZM154 99V100H153ZM180 99V100H179ZM188 99H192V100H194V101H190V100H188ZM203 99V100H202ZM208 99V100H207ZM226 99V100H225ZM228 99V100H227ZM231 99H232V101L234 100V101H237V103H238V105H236V102H235V104H234V101H233V103L231 104L230 103V101H231ZM243 99V100H242ZM12 100V101H11ZM23 100V101H22ZM26 100H28V102L26 101ZM55 100V101H54ZM56 100H57V105H56ZM63 100V101H62ZM105 100V99H104ZM142 100V101H141ZM147 100V101H146ZM150 100V101H149ZM157 100H158V103H157ZM171 100H173L172 101V103H170L171 102ZM205 100V101H204ZM206 100H207V102H206ZM241 100H242V103H243V101L245 102L244 104H246L247 106H245L244 104V106H242L240 103H241ZM139 101H141V102H139ZM163 103V101H164V105L166 104H169L170 106H172L171 104H173V103H175L173 106H175V105H177V106H175L174 108H176L177 107V109H174L173 107H172V109L171 110H167L170 106H164L161 102ZM175 101V102H174ZM186 101H188V102H186ZM193 104V103H195L196 105H199L200 107H197L195 104H193V105H195L194 107H191V106H193L190 102ZM208 101H209V104H208ZM224 101V102H223ZM258 101H259V104H258ZM6 102V103H5ZM11 102H13V103H11ZM26 102V103H25ZM51 102H53V104L51 103ZM63 102V103H62ZM144 102H146L145 104H142V103H144ZM148 102H149V104L150 105H148ZM168 102V103H167ZM177 102H179V105H178V103ZM210 102H212V103H210ZM217 103V105H216V103ZM219 102V103H218ZM222 103V105H221V103ZM226 102V103H225ZM14 103H15V107H14ZM60 103V104H59ZM153 103H155V105L153 104ZM161 103V104H160ZM183 103V104H182ZM185 103V104H184ZM188 103H189V106H188ZM204 103V104H203ZM215 103V104H214ZM23 104V105H22ZM59 104V105H58ZM187 104V107L189 108V110H190V113H193V112H195V113H193V114H189L188 112H189V110H188V108L186 109L185 107H183V106H185ZM207 104V105H206ZM225 104V105H224ZM230 104V105H229ZM234 104V105H233ZM262 104V105H261ZM12 105V106H11ZM61 105V106H60ZM151 105H153L154 107H152V110H153V112L157 109V112H158V110L160 111L159 113H157L156 111L154 112V113H152L151 112V107L150 108H148V109H146L148 106H151ZM159 105H161L160 107H159ZM163 105V106H162ZM183 105V106H182ZM210 105V107H208ZM212 105V106H211ZM220 105V106H219ZM229 105V106H228ZM233 105V106H232ZM235 105H236V108H235ZM241 105V106H240ZM16 106H18V110H17V108H16ZM21 106V107H20ZM49 107V109L47 108V107ZM142 106H144V108L142 107ZM216 106H218L217 107V109H216ZM222 106V107H221ZM228 106V107H227ZM239 108H241V107H243L242 109H244L245 110V108H246V110L243 112V110L242 109H239ZM263 108H262V107ZM162 107V108H161ZM167 109H166V108ZM179 107H181V108H179ZM212 107V108H211ZM214 107V108H213ZM232 107V108H231ZM250 108V110H249V108ZM253 107V108H252ZM262 109H261V108ZM9 108V109H8ZM14 108V109H13ZM21 108V109H20ZM23 108V109H22ZM47 108V109H46ZM143 108V109H142ZM154 108V109H153ZM161 108V109H160ZM184 108H185V110H184ZM194 110H193V109ZM199 108H200V110H199ZM201 108H202V111H201ZM204 108V109H203ZM221 108H222V110H221ZM252 108V109H251ZM24 109H26V110H24ZM45 109V110H44ZM167 110V111H164V110ZM170 109V108H169ZM181 109V111H178V110H180ZM192 109V110H191ZM220 109V110H219ZM227 109H229V110H227ZM254 109H256V110H254ZM261 109V110H260ZM36 110H38V111H36ZM49 110V111H48ZM52 110H54V111H52ZM150 110V112H148V111ZM175 110H176V112H175ZM207 112H206V111ZM209 110H211L212 111V113L214 112V115L211 113V111H209ZM235 110V111H234ZM237 110L239 111V112H237ZM263 110V111H262ZM5 111H6V113H5ZM7 111H10V112H7ZM19 111L21 112V113H19ZM24 113H23V112ZM30 111H31V109H30ZM29 111V112H30ZM39 111L41 112V113H43V114H39ZM44 111V112H43ZM72 113H71V112ZM77 111H78V113H77ZM165 113H164V112ZM172 111V112H171ZM188 111V112H187ZM199 111H200V114H197V113H199ZM221 111V112H220ZM233 111V112H232ZM241 111V112H240ZM256 111V112H255ZM36 112H37V114H36ZM55 112V113H54ZM70 112V113H69ZM74 112V113H73ZM169 112H171L170 114H169ZM174 112V113H173ZM178 112L180 113L181 112V116H180V114H178ZM182 112H183V114H182ZM185 112V113H184ZM215 112H220V115L222 116V114H223V119L222 118H220V120H222V121H220L219 120V117H221L218 113H215ZM229 112H230V114L231 113H233L232 115L234 116H232L231 115V117H230V115H229ZM236 112V114H238L239 116H241L240 118H239V116L237 117L236 116V114H234ZM247 112V113H246ZM253 112V113H252ZM260 112V113H259ZM8 113V114H7ZM148 113V114H147ZM150 113H152V114H150ZM156 113V114H155ZM164 113V114H163ZM169 114V116H168V114ZM172 113H173V117L169 120V123H171V125L169 124V123H167V121H168V119L172 116ZM208 113V114H207ZM240 113H241V115H240ZM245 113V114H244ZM5 114V115H4ZM13 114V115H12ZM15 114V115H14ZM23 114H25V115H23ZM28 114V115H27ZM34 115V116H31V115ZM57 114H59V116L57 115ZM66 114V115H65ZM72 114V115H71ZM78 114V115H77ZM140 114V115H139ZM154 114V115H153ZM174 114H176V115H174ZM189 114V115H188ZM196 114H197V116L198 115H200V116H198V118L196 117ZM204 114H206L205 116H203ZM216 114H218L217 116H216ZM229 115V116H227L229 119H225V118H227L226 117V115ZM260 114H261V116H260ZM3 115V116H2ZM8 115H10V116H8ZM21 115H22V117H21ZM35 115H36V117H35ZM38 115V116H37ZM62 117H61V116ZM65 115V116H64ZM74 115V116H73ZM80 115H81V117H80ZM137 115V116H136ZM144 115V116H143ZM157 117H156V116ZM164 115L166 118H168L167 120L166 119H164L162 116ZM191 115H193L192 117H191ZM208 115V117H209V120H208V117H206ZM209 115H211V116H209ZM248 115V116H247ZM14 116H16V117H14ZM28 116V117H27ZM30 116V117H29ZM82 116H84V117H82ZM150 116V117H149ZM152 116H154V117H152ZM188 116V117H187ZM190 116V117H189ZM195 116V117H194ZM225 116V117H224ZM258 116V117H257ZM2 117V118H1ZM6 117H7V119H6ZM10 119H9V118ZM24 117V118H23ZM33 117H35V118H33ZM56 117L54 118L55 119V121H56ZM68 117V118H67ZM136 117V118H135ZM151 117H152V119H154V120H152V123L154 124V126L152 125V123H151ZM161 119H160V118ZM179 118V121L180 122H182V121H184V123L182 122V123H180L178 120V122L180 123V127H181V131H180V127H178V125H176L178 122H176V119L175 118ZM196 118L197 120L198 119H201V120H199V125H197L198 123H196L197 121H196V119H194V118ZM200 117V118H199ZM203 119H202V118ZM205 117H206V119H205ZM214 117V118H213ZM238 118V120H237V118ZM250 117V118H249ZM255 119H254V118ZM260 117V118H259ZM3 118H4V120H3ZM18 120H16V119ZM32 118H33V120H32ZM63 118V119H62ZM65 118V119H64ZM67 118V119H66ZM81 118V119H80ZM82 118H85V119H82ZM131 118V119H132ZM138 118H139V120H138ZM149 118V119H148ZM156 118V119H155ZM163 118V119H162ZM173 118H174V120H175V124H173L174 122H172V121H174L173 120ZM184 120H183V119ZM188 118H190V119H188ZM193 118V119H192ZM236 118V119H235ZM29 119V120H28ZM33 121H31V120ZM140 119L143 121V122H145V124L142 122V121H140ZM212 119V121H210ZM215 119V120H214ZM231 119H234V120H231ZM240 119V120H239ZM245 119V120H244ZM248 119V120H247ZM8 120H9V122H8ZM17 122H16V121ZM24 120V121H23ZM65 120V121H64ZM136 120H138L139 121V123L137 122L136 123ZM146 120V121H145ZM148 120V121H147ZM149 120H150V122H149ZM158 120H160V121H164L163 122V124H162V122H160V121H158ZM166 120V121H165ZM191 121L190 122V124H189V121ZM195 120V121H194ZM217 120V121H216ZM227 120V121H226ZM253 120V121H252ZM4 121H5V123H4ZM7 121V122H6ZM13 121H15V122H13ZM23 121V122H22ZM156 121V122H155ZM193 121V122H192ZM205 121H206V123H205ZM218 121H220V123L218 122ZM223 121H225V124L226 123H228L227 124V126L228 127H226V125L224 124V122ZM230 122V124H229V122ZM233 121V122H232ZM238 121V123H236ZM243 123H242V122ZM13 122V123H12ZM25 122H26V124H25ZM31 122V123H30ZM62 122V123H61ZM66 122V123H65ZM140 122H142L143 124H144V127H143V124L141 123V127H143L144 129H146L145 131H146V133L144 134V129L142 130L141 128H140ZM149 122V123H148ZM165 122H166V125H164L165 124ZM201 122H203V124L201 123ZM213 124V126L212 127H210L211 129H209L208 127L210 126V125H212L211 123ZM215 122V123H214ZM217 122H218V124H217ZM256 122V123H255ZM15 123V124H14ZM19 123H21V125L19 124ZM28 123L30 124L29 126L30 127H28ZM149 124V127H148V124ZM156 123V124H155ZM178 123V124H179ZM191 123H193L192 125H191ZM250 123V124H249ZM10 124V125H9ZM138 126H137V125ZM150 124H151V126H150ZM168 124L170 125L169 126V128H168ZM184 124V125H183ZM200 124H202V125H200ZM206 124V125H205ZM222 125V124H224V125H222L223 127L225 126L226 128H228V129H226V131H223V130H225V128L223 129V127L221 126V127H217L218 125ZM261 124H262V127H260L261 126ZM1 125V124H0ZM9 125V126H8ZM16 125H18V126H16ZM24 125H26V126H24ZM66 125V126H65ZM132 125H134L133 126V128H134V131L135 132H137V136L139 137V135L140 136H142L143 138L142 139H144V141H142L141 142V139H139V138H141V137H139L138 139L140 140H138L137 138V140L136 139H134V140H136L134 143V145L136 146L137 144L139 145H137L136 147L133 145V147H134V149H132V150H130V152H129V150L128 149H131V148H133L132 146H131V141H130V139H132L133 138V134H135V136H136V133H133V132H131V130H133V128H132ZM137 127H139L138 129L136 128V126ZM146 125V126H145ZM158 125V127H162V128H158V127H156ZM160 125V126H159ZM163 125V126H162ZM175 125L179 128V130H178V128L177 127H175ZM188 125V126H187ZM194 125V126H193ZM214 125H215V127H214ZM217 125V126H216ZM238 125H240V126H238ZM243 125V126H242ZM16 126V127H15ZM21 126H23V127H21ZM112 126H114L113 128H112ZM129 126V127H128ZM184 126H186V127H190V126H192L193 128H189L190 130H188V128H186V129H184L183 127ZM195 126L198 128V134L196 133V129H195ZM199 126L200 127H202V128H199ZM230 126H232L231 127V130H230ZM238 126V127H237ZM242 126V127H241ZM20 127V128H19ZM26 127V128H25ZM164 127H166V130L165 129H163ZM175 127V128H174ZM207 127V128H206ZM12 128V129H11ZM21 128H22V130H21ZM30 128V129H29ZM50 128L52 129V130H50ZM59 128V129H58ZM129 128V129H128ZM148 128V129H147ZM153 128V129H152ZM155 128V129H154ZM168 128V129H167ZM173 128V129H172ZM183 128V129H182ZM219 130H221V131H219ZM221 128V129H220ZM242 128V129H241ZM255 128V129H254ZM24 129V130H23ZM120 129V130H119ZM136 129V130H135ZM195 129V130H194ZM202 129H203V132H202ZM208 129V130H207ZM214 129V130H213ZM244 129V130H243ZM253 129V130H252ZM150 130V131H149ZM153 130V131H152ZM155 130H156V132H155ZM158 130V131H157ZM160 130H162V132L160 133ZM171 130H173V131H175V132H177L176 134H177V136H176V134H173L172 136H171V134L172 133H175V132H172ZM182 130H184V131H182ZM185 130H188V131H186L185 132ZM204 130H205V132H204ZM211 130V131H210ZM216 130H217V133H216ZM241 130V132H239ZM243 130V131H242ZM9 131V132H8ZM21 131V132H20ZM27 131H28V133H27ZM104 131V132H105ZM111 131V132H110ZM122 132L123 131V133H121V134H124V135H122V137H124L125 136V138H121L122 140L124 139V141H122L121 142V140L119 139V137H121L120 136V132ZM142 132V134H140L141 132ZM169 131H171L170 132V134H168L169 133ZM191 131V132H190ZM201 131V132H200ZM213 131V132H212ZM230 131V132H229ZM16 132V133H15ZM24 132V133H23ZM49 132H51V134L49 133ZM140 132V133H139ZM148 132V133H147ZM165 132H166V135H165ZM184 132H185V135L186 136H184ZM192 132H193V134L194 135H192ZM209 132V133H208ZM219 132H221V133H219ZM225 132H229L228 134H226ZM48 133V134H47ZM129 133V134H128ZM151 133V134H150ZM179 133L181 134L180 136H179ZM182 133H183V135H182ZM197 134V136H195L196 134ZM199 133H202V134H199ZM214 133H215V135H214ZM223 133H224V135L225 136H223ZM233 133H235V134H233ZM247 133H249V134H247ZM255 133H256V135H255ZM23 134V135H22ZM25 134V135H24ZM45 134L47 135V136H49V137H47V136H45ZM53 134V135H52ZM119 134V135H118ZM126 134L127 135H130V136H126ZM139 134V135H138ZM150 134V135H149ZM156 135V137L157 138H160V139H162V141L163 142H165V143H162V141L160 140V139H157V141H154V140H156V137L155 136H153V135ZM160 135V137H158V135ZM162 134H164V135H162ZM189 134V135H188ZM219 134H221V135H219ZM231 134H233V136L231 135ZM50 135H51V137H50ZM55 135V136H54ZM144 135H146V136H144ZM150 136V137H147V136ZM171 136V137H169V138H167L168 136ZM192 136V139H194L193 137L195 136V139L194 140H192L190 137ZM228 137H227V136ZM23 136V137H22ZM119 136V137H118ZM132 136V137H131ZM155 137L154 139H153V137ZM162 136V137H161ZM165 136V137H164ZM173 136H174V138H173ZM179 136V137H178ZM190 136V137H189ZM201 136V137H200ZM208 136V137H207ZM209 136L211 137V138H209ZM235 136V137H234ZM45 137V138H44ZM47 137V138H46ZM52 137H53V139H52ZM110 137H112V138H110ZM119 139V141H118V139ZM126 137L127 138H130L129 140L128 139H126ZM146 137H147V139H146ZM176 137V138H175ZM177 137H178V139H177ZM183 139V142H181V138ZM185 138V140H184V138ZM188 137V138H187ZM54 138H56V140L54 139ZM208 138V139H207ZM231 138V139H230ZM238 138V139H237ZM255 138V139H254ZM18 139V140H19ZM44 139H46L45 140V142L44 141H42V140H44ZM48 139V140H47ZM52 139V140H51ZM57 139H60V140H58L57 141ZM63 139V140H62ZM112 139V141H110ZM153 139V140H152ZM172 139V141H174L173 143L176 145V146H174V144L170 141ZM176 139V140H175ZM189 141H188V140ZM224 139V140H223ZM239 139L241 140V141H239ZM246 139V140H245ZM250 139V142H248V140ZM19 140V143L21 142ZM49 140H51L50 142H49ZM127 140V141H126ZM160 140V143L158 142ZM192 140V142H190ZM236 140V141H235ZM53 141V142H52ZM56 141L58 142V143H56ZM88 141H92V143H94V144H92L91 142H88ZM106 141V142H105ZM129 141H130V143H129ZM147 141V142H146ZM178 141H180V142H178ZM185 141V142H184ZM193 141H195V142H193ZM219 141L221 142V143H219ZM223 141V142H222ZM246 141V142H245ZM44 144H43V143ZM85 142V143H84ZM119 142V144H117ZM128 143V145H127V143ZM138 142V143H137ZM176 142H178V144L176 143ZM203 142V143H202ZM226 142V143H225ZM243 142V143H242ZM259 142V143H258ZM24 143V142H23ZM48 143H50V144H48ZM52 143H54V144H56V145H53ZM91 143V144H90ZM116 143V144H115ZM147 143H148V146H147ZM166 143H168L169 144V146H168V144H166ZM172 143V144H171ZM181 143H183L182 145H181ZM191 143V144H190ZM207 143H208V145H207ZM217 143V144H216ZM236 143V144H235ZM240 143V144H239ZM18 143H16V145H17ZM45 144H48V145H50V146H48V145H45ZM62 146V147H60V145ZM65 144V145H64ZM86 144L88 145L87 147H89L88 149H87V147H86ZM89 144H90V146L92 147V148H90V146H89ZM105 144V145H104ZM109 144V145H108ZM124 144V145H123ZM129 144H130V146L131 147H129ZM155 144V147L153 146ZM157 144H159V145H157ZM188 144V146H185V145H187ZM211 144V145H210ZM249 144H250V146H249ZM24 145H25V143H24ZM107 145H108V147L109 146H112V145H114V146H112V147H109L110 149H109V151H107ZM118 145H120V146H118ZM144 146V145H146L145 147L146 148H144V147H142V149H147L148 147H150V148H148L147 150H145L146 151V153L148 154H144V150H143V153L141 152L142 151V149L140 150V146ZM167 145V146H166ZM172 145H173V147H172ZM178 145H180V146H178ZM216 147H215V146ZM246 145V146H245ZM248 145V146H247ZM261 145H262V147H261ZM53 146H55V148L53 147V149H52V147ZM85 146V147H84ZM104 146H106L105 147V150H106V152L103 150L104 148ZM117 146V147H116ZM125 146H127V147H125ZM153 146V147H152ZM213 146H214V148H216V150L213 148ZM226 146V147H225ZM236 146H238V147H236ZM255 146V147H254ZM257 146V147H256ZM51 147V148H50ZM56 147L59 149L60 148V150H57L56 149ZM115 147V150L114 149H112V148H114ZM121 147H123V148H121ZM157 147V148H156ZM158 147L160 148V151H159V149H158ZM163 147H168L167 149H163ZM177 148V150L178 149H180V150H176V148ZM180 147V148H179ZM183 147V148H182ZM194 147V148H193ZM196 147V148H195ZM229 147H231V148H229ZM233 147V148H232ZM235 147V148H234ZM248 147V148H247ZM23 148H24V146H23V144H22V147H21V145L18 147V149L21 151V149L23 150ZM95 148V149H94ZM99 148H101V150L102 151H104L103 153H102V151L100 152V150H99ZM103 148V149H102ZM127 148V149H126ZM152 148H154L155 150H153V153L155 154V155H152V156H154V157H156L155 159H156V163H155V159L152 157H150V155L152 154ZM219 148V149H218ZM222 148H223V150H222ZM241 148V149H240ZM251 148V149H250ZM255 150H254V149ZM94 149V150H93ZM121 149V150H120ZM124 149H126V150H124ZM138 149V150H137ZM163 149V150H162ZM171 149L172 150H175V152H178V154L181 152V155L179 154L178 156H179V160H175V159H178V157L176 156V154L177 153H174V151H171ZM184 149V150H183ZM198 149V150H197ZM213 149V150H212ZM228 151H227V150ZM240 149V150H239ZM258 149V150H257ZM52 150V151H51ZM55 150V151H54ZM64 150H65V152H64ZM73 150V151H72ZM81 150V151H80ZM85 150V151H84ZM96 150V151H95ZM97 150H99V151H97ZM110 150H112L113 151V154H112V151H110ZM122 150H123V152H122ZM134 150V151H133ZM149 150H151L150 151V153H149ZM158 150V151H157ZM187 150V151H186ZM192 150H194L193 152H192ZM197 150V151H196ZM201 150V151H200ZM210 150V151H209ZM222 150V151H221ZM225 150V151H224ZM231 150V151H230ZM54 151V152H53ZM58 151V152H57ZM62 151V152H61ZM68 151V152H67ZM78 151L80 152V153H78ZM89 153H88V152ZM90 151H95L96 152V154H95V152H90ZM117 151H120V153L118 152L117 153ZM126 151V152H125ZM132 151H133V155L131 154L132 153ZM140 151V152H139ZM148 151V152H147ZM157 151V152H156ZM169 151V152H168ZM171 151V152H170ZM188 151H189V154H187L188 153ZM196 151V152H195ZM224 151V152H223ZM234 151V152H233ZM239 151V152H238ZM242 151V152H241ZM255 153H254V152ZM257 151H258V153H257ZM55 152H56V154H57V156H56V154H55ZM73 152V153H72ZM82 152V153H81ZM110 152H111V154H110ZM116 152V153H115ZM156 152V153H155ZM165 152V153H164ZM183 152V153H182ZM187 152V153H186ZM203 152V153H202ZM212 152V153H211ZM214 152H216V154L214 153ZM218 152V153H217ZM219 152H220V154H219ZM241 152V153H240ZM55 155H54V154ZM64 153H66V154H64ZM68 153H70V154H68ZM77 153V154H76ZM97 153H100L99 155H100V158L98 157V155H97ZM108 153H109V155H108ZM123 153V154H122ZM126 153V154H125ZM130 153V154H129ZM134 153H137L135 156H134ZM139 153H142V154H140V156L142 157V156H146V158L148 157L149 159H151L150 161L149 160H147L146 158H144L143 157V161L144 162H146V164L147 165H145V163L142 161V158L141 157H139L138 156V154ZM166 153H167V156H166ZM172 153V154H171ZM187 155V156H185V154ZM193 153V154H192ZM194 153H198L197 155L196 154H194ZM222 153V154H221ZM243 153H244V155H243ZM80 154V155H79ZM84 154L86 155L87 154V157L86 156H84ZM92 154V155H91ZM103 154V155H102ZM119 154V155H118ZM127 154H129V155H127ZM161 154V155H160ZM164 154H165V157H164ZM175 154V155H174ZM182 154L184 155V157H186V159L185 158H183V156H182ZM229 154V155H228ZM248 154V155H247ZM263 154V155H262ZM60 155L62 156V157H60ZM74 155V156H73ZM77 155V156H76ZM81 155H83V156H81ZM88 155H90L89 157L91 158H89L88 157ZM94 155V156H93ZM103 157H102V156ZM122 155H126V157L124 156H122ZM132 155V156H131ZM168 155H174V156H168ZM188 155H191V156H188ZM196 155V156H195ZM201 155V156H200ZM221 155H223V156H221ZM28 156V158H26ZM65 156V157H64ZM72 157V159L75 161H72V159H71V157ZM80 156V157H79ZM113 156V157H112ZM114 156H115V159H117V157H118V159H117V161L116 160H114ZM177 158H176V157ZM192 156H194L193 158H192ZM220 156V157H219ZM225 156V157H224ZM235 156V157H234ZM54 157H56V160H55V158ZM69 157V158H68ZM75 157V158H74ZM83 159H82V158ZM98 157V158H97ZM121 157V158H120ZM127 157H128V159H127ZM129 157H132V158H129ZM135 157H136V159H135ZM139 157V159H137ZM172 157H174L175 159H173ZM182 157V158H181ZM189 157V158H188ZM191 157V158H190ZM196 157V158H195ZM232 157V158H231ZM58 158V159H57ZM60 158V159H59ZM65 158V159H64ZM78 158V160H76ZM80 158V159H79ZM87 158H88V160H87ZM108 158V159H107ZM111 158V159H110ZM122 160V162H121V160ZM122 158H124V159H122ZM160 159L159 161H157L158 159ZM161 158H163V159H161ZM169 158V159H168ZM187 158H188V160H187ZM204 158V159H203ZM227 158V159H226ZM232 159V160H230V159ZM237 158H239V159H237ZM254 158H255V160H254ZM259 158V159H258ZM21 162L19 163V167L21 166L22 168L21 169H23L24 167H26V168H24L25 169V173H23V175H22V178H18L17 179V181H16V179H13V177H12V181H11V184H10V181L8 182V184L9 185H11L14 189H15V191L13 192L14 194H12V197H14V196H16V195H18V193H15V192H21L22 190L23 191H25V189H27L28 188V186H29V184H30V181H29V179L31 178V179H33L32 178V175L33 174H35V173H33L34 171H36V163H34L35 162V160L33 159V157L32 156H30V154H26V155H24V156H22L21 157ZM25 159V160H24ZM26 159H27V161L30 163V165H29V163L28 162H25L26 164L28 163V165H26L25 163H24V161H26ZM62 159V160H61ZM64 159V160H63ZM90 159V160H89ZM97 159V161H95L96 163H94V160H96ZM98 159H99V161H98ZM103 159H105V160H107V162L109 163V165H110V167H109V165H107L108 163H106V161L105 160H103ZM133 159V160H132ZM145 159L147 160V161H145ZM165 159H167V160H165ZM211 159V160H210ZM220 159V160H219ZM252 159V160H251ZM30 160V161H29ZM83 160V161H82ZM92 160V161H91ZM102 160V162H100ZM112 160H114V161H112ZM129 160V162L130 163H128L127 161ZM131 160L132 161H134L133 163L131 162ZM137 160V161H136ZM142 162H141V161ZM152 160H154V161H152ZM171 160V161H170ZM175 160V161H174ZM183 160V161H182ZM185 160H186V162H185ZM203 160V161H202ZM214 160V161H213ZM56 161H58V162H56ZM68 161V162H67ZM77 161H79L78 163H80L79 165L80 166H78V164H77ZM111 161V162H110ZM139 161V162H138ZM148 161L150 162V164H151V161L152 162H154V163H152V165H150V164H148ZM161 161L162 162H168V163H162L161 164V167L159 166L160 165V163H161ZM174 161V162H173ZM179 161H182V162H180V163H178V164H174V163H176V162H179ZM210 161V162H209ZM211 161H213V162H211ZM231 161V162H230ZM244 161V162H243ZM254 161V162H253ZM259 161H261V162H259ZM263 161V162H262ZM62 162V163H61ZM66 162V163H65ZM74 164H73V163ZM88 162H90V163H88ZM99 162H100V165H99ZM141 162V163H140ZM157 162H159L158 163V165H157ZM207 164H206V163ZM216 162V163H215ZM221 162V163H220ZM246 162H248L247 164H246ZM23 164V166H22V164ZM57 163V164H56ZM69 165H68V164ZM103 165H102V164ZM120 163H123V164H120ZM132 163V164H131ZM138 163H139V165H138ZM255 163V164H254ZM258 163V164H257ZM76 164H77V166L78 167H80V168H77V166H76ZM86 165V166H83V165ZM92 164H94V165H92ZM107 166H106V165ZM116 164V166H114V165ZM129 164H130V166H129ZM137 164V168H136V166H132V165H136ZM142 164H144L143 165V167H142ZM164 164V165H163ZM166 164V165H165ZM182 164V165H181ZM195 164V165H194ZM201 164V165H200ZM212 164V165H211ZM249 164V165H248ZM34 165V166H33ZM56 165H61L60 167H61V169H60V167L59 166H56ZM65 165V166H64ZM66 165H68L69 167L71 166L72 168H73V166H74V168L72 169L73 171H71V170H68L69 168H68V166L66 167ZM98 165H99V167H98ZM158 167H157V166ZM162 165H163V167H162ZM170 165H173V167H170ZM175 165V166H174ZM176 165L178 166V167H176ZM185 165V166H184ZM188 165V166H187ZM204 165V166H203ZM211 165V166H210ZM214 165V166H213ZM227 165V166H226ZM244 165H246V167L244 166ZM248 165V166H247ZM262 165H263V167H262ZM29 166V167H28ZM33 166V167H32ZM76 166V167H75ZM82 166L84 167L83 168V170H80L81 168H82ZM87 166H88V168H87ZM103 166V168L104 169H106L105 170V174L106 175H104V171L102 172V170H104L103 168L101 169V167ZM118 166H121V170H120V172L121 173H119V168H118ZM125 166V167H124ZM132 166V167H131ZM151 166V167H150ZM152 166H153V168H152ZM157 167V168H155V167ZM197 166V167H196ZM204 168V169H206V170H208V171H206V170H204V169H201L202 167ZM226 166V167H225ZM59 167V169H57ZM71 167H70V169H71ZM127 167V168H126ZM142 167V168H141ZM147 167H148V169H147ZM167 167H168V171H167ZM183 167V168H182ZM200 167V168H199ZM219 167V168H218ZM221 167V168H220ZM243 167V168H242ZM29 168V169H28ZM30 168H32L31 169V171L32 172H30V173H32V174H29V171H30ZM33 168H35L34 170H33ZM68 168V169H67ZM113 168V169H112ZM140 170H139V169ZM149 168H152L151 170L149 169ZM161 169L162 170V168H163V170L162 171H160L161 173H162V176H161V178H160V175H161V173H158L159 172V169ZM166 168V169H165ZM179 168V169H178ZM182 168V169H181ZM67 170V173H66V170ZM79 169V170H78ZM87 169V170H86ZM88 169H90L91 171H92V173H91V171H88ZM97 169L99 170V169H101L100 171H98V172H95L96 174H94V170L95 171H97ZM114 169H115V171H114ZM117 169V170H116ZM127 169V170H126ZM156 169H158V171L156 170ZM165 169V170H164ZM175 169V170H174ZM178 169V170H177ZM186 169H188V170H186ZM191 169V170H190ZM198 169V170H197ZM199 169L201 170V173H200V171H199ZM220 169V170H219ZM58 170V171H57ZM63 171V174H68L67 176H63V174L61 173V172H59V171ZM108 170H112V171H114V173H112V171L111 172H107ZM148 170H150V171H152L151 172V174H149L150 173V171H148ZM155 170V171H154ZM177 170V171H176ZM203 170V171H202ZM213 170H214V172H213ZM253 170H255V171H253ZM68 171H70L71 173H69ZM78 171V172H77ZM80 171V172H79ZM82 171V172H81ZM86 171V172H85ZM118 172V175H116V173L115 172ZM136 171V172H135ZM141 171H142V173H141ZM163 171H164V175H166V176H164L163 175ZM167 171V172H166ZM171 171V172H170ZM184 171H186L185 173H184ZM199 171V172H198ZM206 171V172H205ZM212 171V172H211ZM231 171V172H230ZM100 172H101V174H100ZM124 172H128L127 174H126V177H125V179L127 178V175H128V179H126L125 181H123L124 180V176L125 175H123V174H125ZM132 172H134V173H137V175H134V173H132ZM153 172H154V174H153ZM155 172H157L158 173V175H156L155 176ZM176 172V173H175ZM191 174H190V173ZM219 172V173H218ZM224 172V173H223ZM239 172V173H238ZM28 173V174H27ZM44 173H46V174H44ZM82 175V177H84V175H85V177L84 178H82L80 175ZM85 173V174H84ZM89 173H90V175H89ZM102 173H103V175H104V177L106 178V180H104L103 178L104 177H102L103 175H102ZM109 173L110 174H112V175H109ZM123 173V174H122ZM130 173H131V175H130ZM143 173L146 175H143ZM165 173H167V174H165ZM170 173H172V174H170ZM173 173H175V175L173 174ZM177 173H178V175H177ZM188 175H187V174ZM192 173H194L193 175H192ZM211 173H213V175L211 174ZM226 173V174H225ZM27 174V175H26ZM60 175V178H59V176L58 175ZM62 174V175H61ZM72 174V175H71ZM115 174V175H114ZM121 174V175H120ZM133 174V175H132ZM204 174V175H203ZM209 174V175H208ZM220 174V175H219ZM223 174V175H222ZM26 175V176H25ZM31 177H30V176ZM44 175L46 176V177H44ZM70 175V176H69ZM78 176V177H76V176ZM87 175V176H86ZM96 175V177H100L101 176V178L103 179H101L100 180V178H99V181H98V179H96L97 180V182H100V184H98L99 186H97V183H94V179H92V180H94V181H92L91 180V177H93V176H95ZM98 175H100V176H98ZM149 175H151V177L149 178ZM200 175V176H199ZM208 175V176H207ZM261 175H262V177H261ZM61 176H62V179H61ZM88 176H89V178H88ZM108 176V177H107ZM114 176V177H113ZM118 176V177H117ZM121 176V177H120ZM131 176V177H130ZM132 176H134L135 177V179L134 178H132ZM136 176H137V178H136ZM139 176V177H138ZM143 176H145V177H143ZM159 176V177H158ZM170 176H172V177H174V178H172V177H170ZM249 176V177H248ZM33 177H34V175H33ZM48 177V179H47V182L48 181H51V182H46V179L45 178H47ZM51 179H50V178ZM69 179L70 178V180H68L67 178ZM87 177V180L88 179H90V180H86L85 178ZM95 177V178H96ZM153 177V178H152ZM156 177H158L157 178V182L154 180V178L156 179ZM165 177H170V178H172V179H174V180H172L173 182V185L172 184H169V183H171V182H169V181H171V180H169L167 183H166V181H164V180H168V178L166 179ZM206 177V178H205ZM214 179H213V178ZM251 177H253V178H251ZM58 178V179H57ZM76 178H79V180L77 179V182L75 181L76 180ZM80 178H82V179H80ZM94 178V177H93ZM109 180H108V179ZM111 178V179H110ZM116 179V181L117 182H119V183H117L116 181H115V179ZM119 178V179H118ZM123 180H122V179ZM131 178V179H130ZM140 178H141V181H140ZM146 178H148V179H146ZM152 178V179H151ZM165 178V179H164ZM182 178V179H181ZM200 178V179H199ZM202 178V179H201ZM210 178V179H209ZM223 178V179H222ZM226 178V179H225ZM237 178V179H236ZM241 178V179H240ZM60 179V180H59ZM64 179H66L65 181H67L66 183H68V184H66L65 183V181H63ZM114 179V181H111V180H113ZM134 179V181H132ZM177 179V180H176ZM186 179V180H185ZM9 180V179H8ZM21 180V181H20ZM26 181V186H27V188H26V186H24L25 184V181ZM73 180V181H72ZM83 180H85V182L83 181ZM152 180V181H151ZM161 180V185H159L158 183H159V181ZM204 180V181H203ZM213 180V181H212ZM216 180V181H215ZM220 180V181H219ZM13 181H15V184H14V182ZM58 181L61 183V184H59L58 183ZM74 181H75V183H74ZM78 181H80V182H78ZM101 181H102V185H101ZM109 181H111V183L109 182ZM129 181H131V182H129ZM149 181H151V182H149ZM178 181H180V182H178ZM193 181V182H192ZM208 181V182H207ZM253 181V182H252ZM13 182V183H12ZM17 182V183H16ZM18 182H21V183H19L18 184ZM71 182H73V183H71ZM87 182H92V183H87ZM103 182H105V183H107V184H105V183H103ZM112 182H115L116 183V185H117V187H119V188H117L116 190L114 189L115 187H116V185H115V183H112ZM162 182H164V184H166L164 187H159V186H163L164 184L162 183ZM211 182H213V183H211ZM217 182V183H216ZM221 182V183H220ZM228 182V183H227ZM54 183V184H53ZM71 183V184H70ZM77 183H79V185L77 184ZM85 183H87L88 184V186L87 185H85ZM108 183H110V184H112L111 185V187H110V184H108ZM120 183H123V184H121V185H123L124 187H127V188H125L124 189V187H123V189L125 190H123L122 188H121V185H120ZM126 183L128 184H130V186L129 187H131V188H128V185H126ZM135 183V184H134ZM136 183H138V184H136ZM140 183V184H139ZM144 183V184H143ZM248 183V184H247ZM70 184V185H69ZM75 186V185H78V186H76V187H74L73 185ZM81 184V185H80ZM132 184V185H131ZM135 186H137V187H135ZM158 184V185H157ZM167 184H169V188L168 189H166V186H167ZM187 184V185H186ZM193 184H194V186H193ZM201 184V185H200ZM208 184V185H207ZM240 186H239V185ZM247 184V185H246ZM16 185V186H15ZM52 185V186H51ZM62 185V186H61ZM71 185H72V188H70L71 187ZM96 185V186H95ZM105 185V186H104ZM109 187H108V186ZM113 185H115V187L113 186ZM126 185V186H125ZM175 185V186H174ZM192 185V186H191ZM196 185V186H195ZM219 185V186H218ZM222 185V186H221ZM255 185V186H254ZM15 186V187H14ZM17 186H19V187H17ZM46 186V187H45ZM54 186H55V189L53 190V188H54ZM85 186V187H84ZM94 188H93V187ZM114 188H113V187ZM180 186V187H179ZM186 186V187H185ZM190 186V187H189ZM217 186V187H216ZM225 186V187H224ZM260 188H259V187ZM24 187V188H23ZM45 188V190H46V192H45V190H44V188ZM48 187H50V188H48ZM66 189H65V188ZM97 187H99V188H97ZM102 187H104V188H102ZM145 187V188H144ZM156 187V188H155ZM182 187V188H181ZM199 187H201V188H199ZM202 187H203V189H202ZM210 187V188H209ZM211 187H212V189H211ZM59 188H64V190L63 189H60L59 190ZM74 188V189H73ZM76 188H80L81 190L79 191L78 189H76ZM85 188V189H84ZM89 188V190H87V189ZM92 188V189H91ZM107 188V189H106ZM109 188V189H108ZM121 188V190H123V192L122 191H120L119 189ZM133 188V189H132ZM135 188H136V190H135ZM145 189V192L143 193L142 191H137V190H141V189ZM163 188H165V189H163ZM177 188V189H176ZM180 188V189H179ZM189 188H191V190L189 189ZM205 188H207V189H205ZM209 188V189H208ZM218 188V189H217ZM69 189V191H67L66 192V190H68ZM98 189V190H97ZM113 191H112V190ZM127 189V190H126ZM129 189H131L132 190V192H131V190H129ZM163 191H162V190ZM173 189V190H172ZM183 189V190H182ZM204 189H205V191H204ZM214 189V190H213ZM241 189V190H240ZM257 189V190H256ZM17 190V191H16ZM42 190H43V192H42ZM48 190H50L49 192H51V194L50 195H48ZM52 190V191H51ZM71 190H72V192H71ZM76 190V191H75ZM78 190V191H77ZM103 190H104V192H105V194H103L102 192H103ZM115 190V191H114ZM119 190V192H118V194H115V193H117V191ZM134 190H135V192H134ZM155 190V191H154ZM157 190V191H156ZM169 190V191H168ZM176 190V191H175ZM210 190V191H209ZM234 190H236V191H234ZM255 190V191H254ZM75 191V192H74ZM88 191V192H87ZM90 191H91V193L92 194H90ZM93 191V192H92ZM99 191V192H98ZM100 191H102L101 193H100ZM108 191V192H107ZM128 191L129 192H131L130 194L128 193ZM148 191V192H147ZM162 191V192H161ZM164 191H166V192H164ZM183 191H184V193H183ZM187 191V192H186ZM209 191V192H208ZM222 191H223V193H222ZM261 191V192H260ZM53 192H56L55 193V196H54V194H53ZM78 192V193H77ZM81 192V193H80ZM111 192V193H110ZM113 192V193H112ZM115 192V193H114ZM121 192V193H120ZM126 194H125V193ZM136 192H137V195H136ZM156 192H157V195H155L156 194ZM158 192L161 194H163V192H164V194L166 195H160V194H158ZM172 192V193H171ZM191 192H193L192 194H193V196H192V194H191ZM196 192V193H195ZM225 192V193H224ZM243 192V193H242ZM68 194V195H66V194ZM70 193V194H69ZM74 193V194H73ZM76 193H77V195H76ZM79 193H80V195H79ZM82 193H84L85 195H83ZM93 193H95V194H93ZM107 193H109L108 194V196L109 197H111L110 198V200L111 199H113V200H108V201H110V202H107V199H109V197L108 196H106L107 195ZM123 193V194H122ZM134 193H135V195H136V198H135V195H134ZM141 193L142 194H144L143 196H141ZM146 193V194H145ZM148 193V194H147ZM155 193V194H154ZM167 193V194H166ZM169 193H170V195H169ZM181 193H182V196H181ZM202 193H205V194H202ZM207 193V194H206ZM227 193V194H226ZM46 194V195H45ZM61 194V195H60ZM65 194V195H64ZM85 196L86 198H87V200H89V199H91V200H94V202L93 201H91V200H89L90 201V204H88L89 205V207H90V209H89V207H88V205L87 206H83V207H81V206H79V205H72V206H70V203H69V200L71 201H75L74 203H79L80 201V198H82L83 196ZM129 194V195H128ZM134 195V197H132L133 195ZM196 194H197V196H196ZM202 194V195H201ZM220 194V195H219ZM48 195V196H47ZM62 195H64L63 196V198H62ZM75 195V196H74ZM92 195H95V196H92ZM99 195V196H98ZM120 195V196H119ZM129 196V199H128V196ZM130 195H131V197L133 198V199H135V201H138L137 203L130 197ZM148 195V196H147ZM152 195H154V197L152 196ZM226 195V196H225ZM251 195V196H250ZM256 195V196H255ZM58 196V197H57ZM65 196H66V198H65ZM72 198V199H69L70 197ZM72 196H74V197H72ZM77 196V197H76ZM105 196V197H104ZM114 198H113V197ZM117 196V197H116ZM137 196H140L139 198L137 197ZM146 196V197H145ZM156 196V197H155ZM163 196H164V198H163ZM169 196V197H168ZM175 196V197H174ZM209 196V197H208ZM230 196H231V198H230ZM245 198H244V197ZM249 196V197H248ZM80 197V198H79ZM97 197H100L101 199H99L98 200V198ZM106 197H108V198H106ZM141 197H142V199H141ZM143 197H144V199H143ZM159 197V198H158ZM168 197V198H167ZM193 197H194V200H193ZM203 197V198H202ZM243 197V198H242ZM256 197V198H255ZM45 198V199H44ZM48 198V199H47ZM51 198H53V200L55 199L56 200V202H55V200H54V203H53V200L51 199ZM59 198V199H58ZM79 198V199H78ZM85 198V199H86ZM94 198H97V199H94ZM116 198H117V200H118V202H117V200H116ZM124 198V199H123ZM130 198H131V200H130ZM157 198V199H156ZM162 198V199H161ZM181 198V199H180ZM184 198V199H183ZM186 198V199H185ZM191 198V199H190ZM202 200H201V199ZM235 198V199H234ZM42 199H44V200H42ZM63 199V200H62ZM75 199H78V200H75ZM85 199H83L84 201H85ZM128 199V200H127ZM137 199V200H136ZM139 199V200H138ZM152 199V200H151ZM155 199V200H154ZM160 199V200H159ZM171 199V200H170ZM232 199H234V200H232ZM247 199V200H246ZM253 199V200H252ZM59 200V201H58ZM62 202H66L67 200V205L65 204V206H64V204L63 203H61V201ZM102 202H101V201ZM116 200V201H115ZM123 200H126V201H123ZM133 200V201H132ZM141 200H143V203L145 204L143 207H147L146 209L144 208L143 209V207H142V201ZM149 200V201H148ZM154 200V201H153ZM157 200H158V202H157ZM181 200V201H180ZM218 202H217V201ZM222 200V201H221ZM237 200V201H236ZM242 200V201H241ZM48 201H49V203H48ZM82 201V200H81ZM99 201V202H98ZM131 201H132V203H131ZM145 201V202H144ZM147 201V202H146ZM159 201H160V203H159ZM203 201V202H202ZM239 201H240V203H239ZM50 202H52V203H50ZM100 202L102 203V204H100ZM140 202H141V204H140ZM152 202H153V204H152ZM154 202H156V203H154ZM174 202V203H173ZM179 202H180V204H179ZM191 202V204H189ZM197 202V203H196ZM206 202V203H205ZM237 202V203H236ZM57 203V204H56ZM58 203H60V204H58ZM69 203V204H68ZM91 203H93V204H95V205H91ZM117 203L119 204L118 206H116L117 205ZM139 203V204H138ZM188 203V204H187ZM198 203H200V205L198 204ZM204 203V204H203ZM250 203V204H249ZM46 204V205H45ZM51 204H53V206L54 207H52V205ZM57 206H56V205ZM63 206H62V205ZM136 205V204H138V205H136V206H133V205ZM150 205V204H152V212L151 211H149L150 209V207L151 206H148V205ZM162 204V205H161ZM174 205V206H171V205ZM187 204V205H186ZM242 204V205H241ZM43 205H44V207H43ZM50 205V206H49ZM59 205H60V207L61 208H59ZM96 205H98V207L96 206ZM124 205H125V207H124ZM127 205H130V206H128V207H126ZM141 205V206H140ZM147 205V206H146ZM223 205V206H222ZM236 205V206H235ZM256 205V206H255ZM47 206H49V207H47ZM68 206V207H67ZM76 206L79 208V213L76 211ZM104 206V207H103ZM106 206V207H105ZM110 206H112V207H110ZM114 206V207H113ZM138 206V207H137ZM140 206V207H139ZM254 206V207H253ZM36 207H37V204H36ZM52 207V208H51ZM62 207H66V209L64 208H62ZM74 207V208H73ZM88 209H87V208ZM100 207V208H99ZM110 209H109V208ZM117 207V208H116ZM120 208V210H117V209H119ZM137 207V208H136ZM175 207V208H174ZM197 207V208H196ZM229 207V208H228ZM240 207V208H239ZM252 207V208H251ZM56 208V209H55ZM68 208H70V211H69V209ZM82 208V209H81ZM89 211H87L86 212V209ZM99 208V209H98ZM109 211H107L106 209ZM121 208H123V212L121 211ZM131 208V209H130ZM234 208V209H233ZM250 208V209H249ZM260 208V209H259ZM41 209H43V210H41ZM47 211H46V210ZM62 209V210H61ZM85 209V212L83 211ZM93 209V210H92ZM124 209H126L125 211H124ZM136 209V211H134V210ZM139 209V210H138ZM147 209H149V210H147ZM163 209V210H162ZM192 209V210H191ZM213 209V210H212ZM36 210H38V213L36 214ZM48 210H49V212H48ZM50 210H52V211H50ZM56 210V211H55ZM64 210V211H63ZM67 210V212L65 213V211ZM76 212H75V211ZM82 210V211H81ZM92 210V212L94 213H90V211ZM95 210H97V211H95ZM100 210V211H99ZM104 210H105V212H104ZM117 212H116V211ZM130 210V211H129ZM133 210V211H132ZM144 210L145 211H147V215H146V212H144ZM156 210V211H155ZM170 210V211H169ZM218 210V211H217ZM258 210V211H257ZM1 211V210H0ZM43 211H45L44 213H43ZM53 211H55V212H57V213H55L56 215H53ZM59 211V212H58ZM107 211V212H106ZM115 211V212H114ZM118 211H121V212H118ZM137 211H141L140 212V214H139V212H137ZM161 211V212H160ZM167 211V212H166ZM184 211V212H183ZM193 211V212H192ZM223 211V212H222ZM242 211V212H241ZM40 212H42V214L40 215ZM63 212H64V214H63ZM82 212H84V216H83V214H80V213H82ZM100 214H99V213ZM102 212V213H101ZM125 212L127 213V214H125ZM135 212H136V214L138 213L139 214V217H140V215H141V213H143L142 215H144V213H145V215H146V217H145V215L144 216H142L141 218H139V217H136V216H138V215H136L135 214ZM150 212V213H149ZM170 212V213H169ZM183 212V213H182ZM208 212V213H207ZM227 212H229V213H227ZM238 212V213H237ZM1 213H2V211H1ZM47 213V214H46ZM51 213V214H50ZM61 213V214H60ZM69 213V214H68ZM76 213V214H75ZM80 214V216L78 215V214ZM114 213H116V214H114ZM120 213V214H119ZM134 213V214H133ZM195 213V214H194ZM223 213V214H222ZM255 213V214H254ZM257 213H258V215H257ZM44 214H46V215H44ZM57 214H60L59 215V218H57L58 217V215ZM66 214H68V215H66ZM72 214V215H71ZM75 214V215H74ZM89 214V215H88ZM133 216H132V215ZM150 214V215H149ZM155 214V215H154ZM158 214V215H157ZM222 214V215H221ZM240 214H241V216H240ZM247 214V215H246ZM37 215H39V216H37ZM44 215V216H43ZM48 215H49V217H48ZM51 215V216H50ZM66 215V216H65ZM87 215V216H86ZM90 215H91V217H90ZM95 215H97L96 217H95ZM103 215V216H102ZM111 215V216H110ZM112 215H116V216H113V217H116V218H113L112 217ZM117 215H120L119 217L117 216ZM124 217H123V216ZM135 215V216H134ZM153 215V216H152ZM205 215V216H204ZM231 215V216H230ZM253 215V216H252ZM257 215V216H256ZM46 216H47V218H46ZM53 216H57L55 219L53 218ZM76 216H77V218H76ZM79 216V217H78ZM83 216V217H82ZM86 216V217H85ZM101 216V217H100ZM106 216V217H105ZM110 217L111 219H113L112 221H111V219L109 220L107 217ZM131 216V217H130ZM161 218H160V217ZM178 216V217H177ZM233 216V217H232ZM41 217H43L42 218V220H41ZM67 217H69V218H67ZM73 217V218H72ZM90 217V218H89ZM100 217V218H99ZM104 217V218H103ZM117 217H118V219H117ZM126 217V218H125ZM143 217H145V218H143ZM166 217V218H165ZM230 217V218H229ZM243 217V218H242ZM30 218H31V215H30ZM38 218H39V220H38ZM48 218H50L49 220H48ZM53 218V219H52ZM61 218H62V220H61ZM67 218V219H66ZM71 218V219H70ZM89 218V219H88ZM95 218V219H94ZM97 218V219H96ZM101 220L102 218V222L99 220V219ZM125 220H124V219ZM127 218H129L128 220H127ZM148 218V219H147ZM153 218V219H152ZM165 218V219H164ZM63 219H66V220H64L63 221ZM84 219V220H83ZM115 219L117 220V223H116V221H115ZM121 219V220H120ZM148 221H147V220ZM150 219V220H149ZM163 219V220H162ZM168 219V220H167ZM179 219V220H178ZM181 219V220H180ZM196 219H197V221H196ZM220 219V220H219ZM244 219V220H243ZM253 219V220H252ZM30 220H32L31 222H30ZM46 220H47V222L48 223H46ZM51 220H53V222L51 221ZM54 220L56 221L55 223H54ZM88 221V224H87V221ZM97 220V221H96ZM98 220H99V222H98ZM134 220H135V222L136 223H134ZM158 220H159V222H158ZM166 220V221H165ZM173 220V221H172ZM224 220V221H223ZM231 220V221H230ZM239 220V221H238ZM244 222H243V221ZM257 220H258V222H257ZM38 221H41L42 223H40V225H38ZM50 221H51V223H50ZM60 221H62L63 222V224L60 222ZM68 223H66V222ZM94 221H96L97 223H102L101 225H99V226H102V228L103 229H101L100 227H98V224H96V222L94 223ZM106 221V222H105ZM111 221V222H110ZM138 221H141V223H137ZM152 221V222H151ZM164 221V222H163ZM220 221V222H219ZM250 221V222H249ZM67 224H65V223ZM105 222V223H104ZM113 222H115V224L113 223ZM206 222V223H205ZM213 222V223H212ZM215 222V223H214ZM231 222V223H230ZM245 222L247 223L248 222V224H245ZM260 222H262V223H260ZM50 223V224H49ZM57 223V224H56ZM58 223H60L59 225H58ZM74 223V224H73ZM113 223V224H112ZM119 223V224H118ZM121 223V224H120ZM128 225V227H127V225ZM144 223V224H143ZM159 223H160V225H159ZM162 223V224H161ZM53 224V225H52ZM91 224V225H90ZM110 224H111V226H110ZM123 224V225H122ZM132 224V225H131ZM138 224V225H137ZM142 224V225H141ZM153 224V225H152ZM165 224V225H164ZM168 224V225H167ZM184 226H183V225ZM221 224V225H220ZM234 226H233V225ZM239 224V225H238ZM255 224V225H254ZM263 224V225H262ZM37 225V226H36ZM48 227V229L47 228H44V227H46V226ZM57 225V226H56ZM76 225V227H74ZM79 225V226H78ZM97 225V226H96ZM120 225V226H119ZM125 225V226H124ZM172 225H173V227H172ZM177 225V226H176ZM212 227H211V226ZM214 225V226H213ZM236 225V226H235ZM249 225H250V227H249ZM62 226V227H61ZM93 227V229L91 228V227ZM94 226H95V229H96V233H95V229H94ZM115 226V227H114ZM117 226H119V227H117ZM148 226H150V227H148ZM161 226V227H160ZM189 226V227H188ZM195 226V227H194ZM224 226L226 227V228H224ZM242 228H240V227ZM248 226V227H247ZM252 226V227H251ZM261 226V227H260ZM22 227V226H21ZM37 227V228H36ZM39 227H41V229L39 228ZM50 227V228H49ZM55 227H57V228H55ZM58 227H61V229L59 230V228ZM64 227V228H63ZM72 228V227H74V228H72V231L70 230V228ZM81 228V229H78V228ZM110 227V228H109ZM154 227V228H153ZM160 227V228H159ZM200 229H199V228ZM257 227V228H256ZM32 229V231H30L31 229ZM43 228V229H42ZM105 228H108L109 229V231H107ZM115 228V229H114ZM118 229V231L119 230H121L120 232H118L117 231V229ZM149 228H150V230H149ZM152 228V229H151ZM163 228V229H162ZM221 228V229H220ZM250 228V229H249ZM257 230H256V229ZM24 229V230H23ZM34 229V230H33ZM38 229V230H37ZM101 229V230H100ZM172 229V230H171ZM186 229V230H185ZM211 229V230H210ZM219 229L221 230V231H219ZM21 230H22V232H21ZM27 230H28V232L29 233H27ZM37 230V231H36ZM41 230V231H40ZM64 230H66V233H65V231ZM71 231V234H72V232H73V234H74V237H72L71 238V236H73V235H71L70 234V231ZM75 230H77V231H75ZM80 230H82V232L80 231ZM93 230V231H92ZM104 231V234L106 235V237H104L105 235L103 234V232L101 233V231ZM112 230V231H111ZM117 231V233L115 232V231ZM159 230V231H158ZM226 230V231H225ZM230 230V231H229ZM250 230V231H249ZM24 231V232H23ZM69 233H68V232ZM79 231H80V233H79ZM94 233H92V232ZM99 231V232H98ZM123 231V232H122ZM235 231V232H234ZM253 231V232H252ZM259 231L261 232V233H259ZM26 232V233H25ZM64 232V233H63ZM76 232H77V235H76ZM109 232H111V234L109 233ZM112 232H114V235H112L113 233ZM142 232V233H141ZM250 232V233H249ZM253 234H252V233ZM255 232V233H254ZM61 233V234H60ZM83 233H85L84 235H88V237H86V236H84L83 235ZM91 233V234H90ZM98 233H100L99 235L103 238V240H102V238L101 237H99V235H97ZM130 233H133L134 235H132V234H130ZM223 233H224V235H223ZM230 233V234H229ZM244 233V234H243ZM24 236H23V235ZM62 234H64V237H63V235ZM68 234V236H66ZM80 234V235H79ZM93 234V235H92ZM162 234V235H161ZM195 234V235H194ZM209 234H210V236H209ZM231 234H233V235H231ZM247 234V235H246ZM21 235V236H20ZM69 235H71V236H69ZM122 235H123V237H122ZM129 235H130V238H129ZM141 235V236H140ZM163 235H164V237H163ZM174 235V236H173ZM200 235V236H199ZM212 235V236H211ZM226 235H227V237H226ZM241 235V236H240ZM258 235V236H257ZM33 236V237H34ZM77 236V237H76ZM94 236H98V238L99 239H97V237H94ZM124 236H125V238H124ZM146 236H148V237H146ZM158 236V237H157ZM206 238H205V237ZM220 236V237H219ZM228 236H230V237H232L231 239H230V237H228ZM243 236V237H242ZM61 237H63V239L61 238ZM91 237V238H90ZM143 239H142V238ZM154 239H153V238ZM162 237H163V239H162ZM171 237V238H170ZM210 237V238H209ZM222 237V238H221ZM226 237V238H225ZM244 237H246L245 239H244ZM257 237V238H256ZM64 238L66 239V240H64ZM75 239V238H78L79 240L77 241L76 239L75 240H71V239ZM92 238H93V240H92ZM95 238V239H94ZM113 238V239H112ZM123 238V239H122ZM127 238V239H126ZM145 238V239H144ZM150 238V239H149ZM157 238H159L158 240H157ZM165 238V239H164ZM193 238H195V240L193 239ZM211 238H212V241H211ZM219 238V239H218ZM225 238V239H224ZM235 238V239H234ZM236 238H238V239H236ZM256 238V239H255ZM68 239V240H67ZM69 239H70V242H69ZM122 241H121V240ZM156 239V240H155ZM162 239V240H161ZM180 239H181V241H180ZM185 239V240H184ZM193 239V240H192ZM197 239V240H196ZM208 239V240H207ZM228 239V240H227ZM243 241H241V240ZM258 239L259 240H261V241H258ZM13 240H12V243H10V244H12V248L15 246V252L17 251L16 249H18V247H17V244L15 243V242H13ZM63 240H64V242L65 241H67V242H65V243H63ZM81 240V241H80ZM91 240V241H90ZM95 240H97V241H95ZM98 240H99V242L101 243L102 242V244H100L99 242H98ZM123 240L125 241L124 242V244L122 243L123 242ZM126 240H127V242H126ZM143 240V241H142ZM151 242H150V241ZM173 240H174V242H173ZM177 240V241H176ZM199 240V241H198ZM74 241H76V242H74ZM80 241V242H79ZM112 241V242H111ZM136 241V242H135ZM218 241V242H217ZM223 241V242H222ZM255 241V242H254ZM17 242V241H16ZM81 244V245H83V247H81V245H79V243ZM83 242V243H82ZM91 242H93V243H91ZM98 242V243H97ZM105 242V244H103ZM138 242V243H137ZM145 242V243H144ZM149 242V243H148ZM155 242V243H154ZM165 242V243H164ZM189 242V243H188ZM192 244H191V243ZM239 242V243H238ZM70 243H77L78 244V246L77 245H75L76 247H72V250H71V248H70ZM111 245H110V244ZM162 243H163V245H162ZM259 243H260V245H259ZM0 244H3V241L2 242H0ZM15 244V245H14ZM69 246H68V245ZM119 246H118V245ZM128 244V245H127ZM156 244V245H155ZM169 244V245H168ZM199 244V245H198ZM224 244V245H223ZM67 245V246H66ZM97 245H102L101 247L100 246H98L97 247ZM117 245V246H116ZM126 245V246H125ZM135 245V246H134ZM137 245V246H136ZM206 245V246H205ZM219 245V246H218ZM245 245V246H244ZM3 246L4 245H0V250L2 249L3 250V252H0V255L2 254V253H6V251H5V249L3 248ZM80 246V247H79ZM86 246H88V247H86ZM109 248H108V247ZM129 248H128V247ZM150 246H151V248H150ZM153 246H155V247H153ZM162 246V247H161ZM188 246V247H187ZM65 247V248H64ZM89 247H90V249H89ZM96 247V248H95ZM100 247V248H99ZM106 247V248H105ZM133 247V248H132ZM145 247V248H144ZM170 247V248H169ZM187 247V248H186ZM221 247V248H220ZM224 247V248H223ZM61 248H63V249H66V250H63V252H61L62 251V249ZM76 248V249H75ZM79 248V249H78ZM80 248H83L82 250L80 249ZM97 248H99L98 250H97ZM116 248H117V250H116ZM120 248V249H119ZM195 248V249H194ZM211 248H212V250H211ZM224 250H223V249ZM104 249V250H103ZM109 249V250H108ZM145 249V250H144ZM181 249V250H180ZM194 249V250H193ZM219 249H221V251L219 250ZM259 249V250H258ZM68 250V251H67ZM82 252H81V251ZM88 250H90V252L88 251ZM93 250V251H92ZM96 252H95V251ZM111 250V251H110ZM115 250V251H114ZM118 250H120V251H118ZM139 250H141V251H139ZM149 250V251H148ZM196 250H198V251H196ZM203 250V251H202ZM216 250V251H215ZM226 250V251H225ZM229 250V251H228ZM5 251V252H4ZM64 251H66V252H64ZM72 251V252H71ZM77 251V252H76ZM81 252V254L79 253V252ZM84 251V252H83ZM87 251H88V254H87ZM91 251H92V253H91ZM98 251V252H97ZM99 251H101V253L99 252ZM106 251V252H105ZM135 251H137V252H135ZM146 252V254L145 253H141V252ZM156 251V252H155ZM167 251V252H166ZM170 251V252H169ZM207 251V252H206ZM247 251V252H246ZM71 252V253H70ZM75 252V253H74ZM114 252V253H113ZM117 252V253H116ZM155 252V253H154ZM176 252V253H175ZM183 252V253H182ZM188 252V253H187ZM223 252V253H222ZM70 253V255H68V254ZM77 254V255H79L78 257H77V255H73V254ZM91 254V256H90V254ZM93 253H95L94 255H93ZM100 253V254H99ZM112 253V254H111ZM123 253V254H122ZM150 253H152V255L150 254ZM158 253V254H157ZM166 253V254H165ZM175 253V254H174ZM195 253V254H194ZM215 253V254H214ZM224 254L223 256H222V254ZM228 253L229 255H230V258H229V255L227 254V256H226V254ZM235 253V254H234ZM244 253V254H243ZM63 254V255H62ZM74 256L73 258H72V255ZM83 254V256L81 257V255ZM87 254V255H86ZM102 254H106V255H109V256H106V255H103L102 257H101V255ZM127 254V255H126ZM131 254V255H130ZM134 254V255H133ZM155 254V255H154ZM168 254H169V256H168ZM184 254V255H183ZM257 254V255H256ZM94 257H93V256ZM99 255H100V257H99ZM144 256V258H143V256ZM150 255V256H149ZM180 255V256H179ZM219 255V256H218ZM235 255V256H234ZM241 255V256H240ZM90 256V257H89ZM96 256V257H95ZM135 256V257H134ZM137 256V257H136ZM163 256V257H162ZM189 256V257H188ZM239 256V257H238ZM258 256V257H257ZM63 257V258H64ZM86 257H88V261L86 260L85 261V259H86ZM116 257V258H115ZM148 257H150V258H148ZM192 257V258H191ZM194 257V258H193ZM220 257V258H219ZM225 257H226V260H225ZM234 257V258H233ZM72 258V260H74L75 261V263L72 261V260H70ZM78 258V260H76V259ZM82 258H84V259H82ZM92 258V259H91ZM94 258V259H93ZM100 258H107L105 261L103 260V259H100ZM110 258V259H109ZM124 258V259H123ZM126 258H128V259H126ZM164 258V259H163ZM222 258V259H221ZM233 260H232V259ZM238 258V259H237ZM245 258V259H244ZM79 259H80V261H79ZM97 259V260H96ZM100 261H99V260ZM109 259V262H107V260ZM111 259H114V261H116V262H114L113 260H111ZM117 259V260H116ZM159 260V262H158V260ZM166 259V260H165ZM196 259V260H195ZM254 259V260H253ZM81 260H83V261H81ZM162 260V261H161ZM186 260V261H185ZM190 260V261H189ZM219 260V261H218ZM221 260V261H220ZM230 260V261H229ZM110 261H113V262H110ZM135 261V262H134ZM170 261V262H169ZM202 261V262H201ZM225 261H226V263H225ZM73 262V263H72ZM88 262V263H87ZM142 262V263H141ZM198 262V263H197ZM200 262V263H199ZM216 262V263H215ZM222 262H224V263H222ZM232 262V263H231Z\"/></svg>", "mask_w": 264, "mask_h": 264}, {"label": "bare ground", "instance_id": "2", "mask_svg": "<svg viewBox=\"0 0 264 264\" xmlns=\"http://www.w3.org/2000/svg\"><path fill=\"white\" fill-rule=\"evenodd\" d=\"M97 1H98V0H97ZM97 1H96V2H97ZM99 1H100V0H99ZM103 1H104V0H103ZM103 1H102V2H103ZM126 1H127V0H125V3H126ZM130 1H131V0H130ZM135 1H136V0H135ZM135 1H134V2H135ZM137 1H138V0H137ZM144 1H145V0H144ZM144 1H141V2H144ZM148 1H149V3H151L150 0H147V2H148ZM154 1H155V0H154ZM156 1H157V0H156ZM158 1H159V0H158ZM169 1H170V0H169ZM171 1H172V0H171ZM171 1H170V2H171ZM175 1H178V2H177V4H178L180 0H175ZM183 1L186 2V0H183ZM187 1H188V0H187ZM193 1H195V0H193ZM197 1H198V0H197ZM202 1H203V0H202ZM214 1H216V0H214ZM218 1H219V0H218ZM225 1H226V0H225ZM228 1H229V0H228ZM233 1H234V0H233ZM252 1L255 2V0H252ZM257 1H258V0H257ZM78 2H79V1H78ZM134 2H131V3L135 4ZM145 2H146V1H145ZM145 2H144V4H145ZM147 2H146V3H147ZM152 2H153V1H152ZM160 2H161V1H160ZM167 2H168V1H166V3H167ZM181 2H182V1H181ZM185 2H184V5H187V3L185 4ZM190 2H191V1H190ZM203 2H206V1H203ZM219 2H220V1H219ZM221 2H222V0H221ZM235 2H236V1H235ZM240 2H242V1H240ZM262 2H264V1L262 0ZM90 3H91V2H90ZM125 3H124V4H125ZM136 3H137V2H136ZM156 3H158V2H156ZM163 3H164V2L162 1V4H163ZM174 3H176V2H174ZM174 3H173V1H172V4H174ZM182 3H183V2H182ZM182 3H181V6H182ZM188 3H189V1H188ZM208 3L210 4V1L208 2V0H207V4H208ZM212 3H213V6H216V5L218 4V3H216V2H212ZM214 3H216V5H214ZM223 3H224V1H223L220 5H222ZM225 3H226V2H225ZM237 3H238V0H237ZM246 3L249 4L250 2H246ZM246 3H245V4H246ZM251 3H253V2H251ZM255 3H256V2H255ZM51 4H52V3H51ZM51 4H50V5H51ZM85 4H86V3H85ZM87 4H88V3H87ZM92 4H93V3H92ZM94 4H95V3H94ZM98 4H99V3H98ZM137 4H138V3H137ZM137 4H135V5H137ZM140 4H141V3H140ZM162 4H161V5H162ZM168 4H170V3H168ZM196 4H197V3H196ZM199 4H200V2L198 1V4H197V5H199ZM203 4H204V3H203ZM209 4H208V5H209ZM230 4H231V3H230ZM239 4H240V3H239ZM241 4H242V3H241ZM243 4H244V3H243ZM253 4H254V3H253ZM79 5H80V4H79ZM96 5H97V3H96ZM111 5H114V4H111ZM116 5H117V3H116ZM120 5H121V3H120ZM129 5H130V4H129ZM138 5H139V4H138ZM145 5H146V4H145ZM192 5H193V6L195 5L194 2L191 4V6H192ZM197 5H195V7H196ZM200 5H201V4H200ZM208 5H207V6H208ZM211 5H212V4H211ZM259 5H263V3H262V4L259 3ZM2 6H3V5H2ZM80 6H81V5H80ZM90 6L92 7V5H90ZM98 6H99V5H98ZM118 6H119V5H118ZM118 6H117V7H118ZM127 6H128V5H127ZM150 6H151V5H150ZM150 6H149V7H150ZM167 6H168V5H167ZM167 6H166V8H167ZM207 6H206V7H207ZM209 6H210V5H209ZM223 6H224V5H223ZM223 6H222V7H223ZM252 6H254V5H252ZM252 6H251V7H252ZM255 6H256V5H255ZM255 6H254V7H255ZM263 6H264V5H263ZM72 7H73V6H72ZM102 7H103V5H102ZM108 7H109V6H108ZM119 7H121V6H119ZM136 7H137V6H136ZM145 7H146V6H145ZM153 7H154V6H153ZM153 7L151 6L150 9H152ZM156 7H157V6H156ZM170 7H172L171 4L169 5V8H168V9H170ZM179 7H180V5H179ZM182 7H186V6H182ZM182 7H181V8H182ZM189 7H190V6H189ZM199 7H200V6H199ZM203 7H204V5H203ZM241 7H242V6H241ZM248 7H250V6H248ZM257 7H259V6L257 5ZM63 8H64V7H63ZM70 8H71V7H70ZM81 8H82V6H81ZM81 8H79V9L82 11ZM85 8H86V7H85ZM138 8H139V7H137L136 10H138ZM141 8H144V6H143V7H140V9H141ZM172 8H173V7H172ZM172 8H171L170 10H172ZM176 8H177V5H176ZM176 8H174V9H176ZM186 8H187V7H186ZM193 8H194V7H193ZM209 8H210V7H208V9H209ZM214 8H215V7H214ZM214 8L212 7V9H214ZM217 8H220V7H217ZM46 9H47V8H46ZM75 9H76V8H75ZM79 9H78V10H79ZM112 9H113V8H112ZM114 9H115V8H114ZM129 9H130V8H129ZM129 9H128V10H129ZM132 9H134V7H133ZM144 9H147V8H144ZM163 9H164V8H163ZM163 9H162V11H163ZM174 9H173V11H175ZM184 9H185V8H184ZM187 9H188V8H187ZM190 9H192V8H190ZM194 9H196V8H194ZM233 9H234V7H233ZM256 9H257V8H256ZM60 10H61V9H60ZM63 10H64V9H62V11H63ZM93 10H94V8H93ZM100 10H101V9H100ZM122 10H124V9H122ZM141 10H143V9H141ZM148 10H149V9H148ZM156 10L158 11L159 8H158V9L156 8ZM160 10H161V9H160ZM176 10H177V9H176ZM179 10H181V9L179 8ZM179 10H178V11H179ZM198 10L201 11L200 8L197 9V11H198ZM210 10H211V9H210ZM227 10H228V9H227ZM254 10H255V8H254ZM254 10H253V11H254ZM262 10H263V9H262ZM89 11H90V10H89ZM89 11H88V12H89ZM113 11H114V10H113ZM130 11H131V10H129V12H130ZM132 11H133V10H132ZM132 11H131V12H132ZM143 11H144V13H145L146 10H143ZM162 11H161V12H162ZM166 11H167V9H166ZM173 11H172V12H173ZM186 11H187V10H186ZM186 11H185V12H186ZM188 11H189V10H188ZM193 11H194V10H193ZM193 11H192V13H193ZM197 11H195L194 14H196ZM199 11H198L197 13H199ZM203 11H205V10L203 9ZM207 11H208V10H206L205 12H207ZM218 11H219V9H218ZM247 11H248V8H247ZM255 11H256V10H255ZM255 11H254V12H255ZM258 11H260V9H259ZM44 12H45V11H44ZM68 12H69V11H68ZM74 12H75V11H74ZM78 12H79V11H78ZM84 12H85V11H84ZM86 12H87V11H86ZM99 12H100V11H99ZM105 12H106V11H105ZM107 12H108V11H107ZM129 12H128V13H129ZM138 12H139V11H138ZM147 12H148V14H149V11H147ZM147 12H146V13H147ZM164 12H165V11H163V13H164ZM179 12H180V11H179ZM181 12H184V11H181ZM185 12H184V13H185ZM214 12H215V13H214V17H215V14H218V13H216V10H214ZM232 12H234V11H232ZM232 12H230V13H232ZM242 12H243V11H242ZM245 12H246V11H245ZM251 12H252V11H250L249 13H251ZM254 12H253V13H254ZM21 13H22V12H21ZM51 13H52V12H51ZM54 13H55V12H54ZM71 13H72V12H71ZM101 13H102V12H101ZM117 13H118V12H117ZM122 13H123V12H122ZM134 13L136 14V12H134ZM134 13H132V14H134ZM144 13H143V14H144ZM154 13H155V12H154ZM154 13L152 12L151 14H154ZM156 13H157V12H156ZM156 13H155L154 15H155V16H158ZM158 13H160V12H158ZM168 13H170L169 10H168L167 13H165V14H167L166 16H170V17L172 18V15H171V14L168 15ZM174 13H176V11H175ZM174 13H172V14H174ZM188 13H189V14H188V15H189V18H191L190 16H191L192 14H191L190 12H188ZM202 13H203V12H202ZM202 13H201V14H202ZM207 13H208V12H207ZM207 13H206V17H207V15H209V13H208V14H207ZM210 13H211V15H212V11H210ZM230 13H229V16H228L229 18H230V16L232 15V14L230 15ZM238 13H239V12H238ZM253 13H252V14H253ZM258 13H259V15L261 14L260 12H258ZM28 14H29V13H28ZM48 14H49V13H48ZM86 14H87V13H86ZM86 14H84V15H86ZM120 14H121V13H120ZM135 14H134V15H135ZM138 14H139V13H138ZM151 14H150V15H151ZM160 14H162V13H160ZM160 14H159L158 17H160ZM180 14H181V13H180ZM190 14H191V15H190ZM204 14H205V13H204ZM244 14H245V13H244ZM262 14H264V13H262ZM34 15H35V14H34ZM50 15L52 16V14H50ZM57 15H58V14H57ZM57 15H56V16H57ZM93 15H94V14H93ZM123 15H124V14H123ZM128 15H130V13H129ZM146 15H147V14H146ZM175 15L177 16V14H175ZM175 15H174V16H175ZM184 15H187V14L185 13ZM199 15H200V14H199ZM199 15H198V16H199ZM202 15H203V14H202ZM211 15L208 16L210 19H211ZM221 15H222V14H221ZM227 15H228V14H227ZM227 15H226V18H227ZM233 15H234V14H233ZM233 15H232V16H233ZM255 15L257 16V12H256ZM48 16H49V15H48ZM58 16H59V15H58ZM75 16H76V15H75ZM81 16H82V15H81ZM102 16H103V15H102ZM104 16H105V15H104ZM111 16H112V15H111ZM114 16H115V15H114ZM117 16H118V15H117ZM131 16H133V15H131ZM135 16H136V18H139V17H137V14H136ZM161 16H163V15H161ZM166 16H163V18L166 17ZM178 16H180V15H178ZM198 16H197V17H198ZM212 16H213V15H212ZM217 16H220V15H217ZM223 16H225V14H223ZM241 16H244V15H241ZM241 16H239V17H241ZM246 16H247V15H246ZM253 16H254V14H253ZM260 16H261V15H260ZM263 16H264V15H263ZM70 17H71V16H70ZM85 17H87V16H85ZM88 17H89V16H88ZM93 17H95V16H93ZM107 17H108V15H107ZM115 17H116V16H115ZM121 17H122V16H121ZM121 17H120V19H121ZM123 17H124V16H123ZM126 17H127V16H126ZM126 17H125V18H126ZM170 17H166V20H167L168 22H169L168 18H170ZM182 17H183V16H182ZM182 17L180 16V18H182ZM201 17H202L201 15L198 17V18H200V20H202V22H203V24H202V22L200 21V22H201V23H200L201 25H205V24H204L205 22L210 21V20H203ZM204 17H205V16H203V18H204ZM237 17H238V16H237ZM251 17H252V16H250V18H251ZM50 18H51V17H50ZM55 18H56V17H55ZM60 18H61V17H60ZM66 18H67V17H66ZM79 18H80V17H79ZM105 18H106V17H105ZM134 18H135V17H134ZM136 18H135V19H136ZM143 18H144L143 20H144V22H145V18H146V16H143ZM149 18H150V16H149ZM153 18H154V20H155V17H153ZM175 18H177V17H175ZM184 18H187V17L185 16ZM209 18H208V19H209ZM242 18H243V17H242ZM242 18H241V19H242ZM246 18L248 19V17H246ZM253 18H254V17H253ZM259 18H260V17H258V19H259ZM261 18H262V17H261ZM261 18H260V21H261ZM28 19H29V18H28ZM53 19H54V17H53ZM56 19H58V18H56ZM92 19H93V18H92ZM102 19H103V17H102ZM106 19H108V18H106ZM110 19H111V18H110ZM135 19H134L133 21H137V19H136V20H135ZM156 19H157V17H156ZM172 19L174 20V17H173ZM172 19L170 20V22H171V21L173 22ZM187 19H188V18H187ZM192 19H193V18H192ZM195 19H196V22H198L197 18H195ZM204 19H205V18H204ZM215 19H216L217 21L220 20V19H218V18H215ZM215 19H214V21L211 20L212 22H214V24L216 23ZM224 19H225V18H224ZM224 19H223L222 21H224V23H225V20H226V19H225V20H224ZM227 19H228V18H227ZM235 19H239V18H235ZM254 19H256V17H255ZM258 19H257V20H258ZM21 20H22V19H21ZM32 20H33V19H32ZM46 20H47V19H46ZM75 20H76V18H75ZM82 20H83V19L81 18V21H82ZM94 20H95V19H94ZM99 20L101 21V17H100ZM108 20H109V19H108ZM108 20H107V21H108ZM116 20H117V19H116ZM130 20H131V19H130ZM146 20L149 21V20H152V19L150 18V19L148 20V19L146 18ZM157 20H158V19H157ZM159 20H161V19L159 18ZM159 20H158V21H159ZM177 20H179V18H177ZM177 20H176V21H177ZM182 20H183V19H182ZM182 20L180 19L179 21H182ZM193 20H194V19H193ZM193 20H192V21H193ZM230 20H233V18L230 19ZM243 20H244V18H243ZM243 20H242V21H243ZM54 21H55V20H54ZM56 21H57V20H56ZM56 21H55V22H56ZM62 21H63V20H62ZM78 21H79V20H78ZM103 21H104V20H103ZM105 21H106V20H105ZM107 21L105 22V26H106V23H108ZM109 21L112 23L111 20H109ZM114 21H115V20H114ZM162 21H163V20H162ZM174 21H175V20H174ZM184 21H187V20H183V24H184ZM188 21H189V19H188ZM204 21H205V22H204ZM233 21H234V23L236 24L237 21H236V20H233ZM244 21H246V19H245ZM248 21L250 22V20H248ZM253 21H254V20H252L251 22H253ZM260 21H259V24H260ZM96 22H97V21H96ZM122 22H124V21H122ZM125 22H126V21H125ZM131 22H132V20H131ZM141 22H143V21H141ZM144 22H143L142 24H144ZM155 22H157V21H155ZM155 22H153V23H155ZM164 22H165V24L167 23L166 21H164ZM164 22H162V23H164ZM189 22H191V21H189ZM189 22H188V24L190 25ZM212 22H210V23H212ZM220 22H221V20L219 21V23H220ZM251 22H250L249 24H251ZM19 23H20V22H19ZM50 23H51V24L48 25V26H51V25L53 24L52 21H51ZM57 23H58V22H57ZM75 23H76V22H75ZM100 23H101V22H100ZM100 23H97V25L99 26ZM103 23H104V22H103ZM103 23H102V25H103ZM111 23H110V24L108 23L107 25L109 26V25H111ZM135 23H136V22H135ZM135 23H134V24H135ZM146 23H147V22H145V24H144V25H147L145 28H147V27L149 26V25H148L149 23H147V24H146ZM150 23H151V22H150ZM158 23H160V22H158ZM162 23L159 24V28H158V29L164 27V26H162V25H163ZM174 23H175V22H174ZM185 23H186V22H185ZM194 23H195V21H194ZM198 23H199V22H198ZM198 23H196L195 26H197V27L199 26V29H200L201 26H200ZM217 23H218V22H217ZM217 23H216V25L219 27V25H218ZM228 23H229V22H228ZM240 23H241V22H240ZM242 23H243V22H242ZM242 23H241V24H242ZM244 23H245V22H244ZM244 23H243V25H244ZM60 24H61V23H60ZM64 24H65V23H64ZM121 24H122V23H121ZM155 24H157V23H155ZM155 24H154V25H155ZM165 24H164V25H165ZM170 24H172V23H170ZM178 24L180 25L179 22H178ZM186 24H187V23H186ZM186 24H185V25H186ZM197 24H198V25H197ZM214 24L212 23V25H214ZM229 24H230V23H229ZM235 24H233V25L235 26ZM247 24H248V23H247ZM249 24H248L247 26H249ZM252 24H255V23H252ZM256 24H257V21H256ZM262 24H263V23H262ZM262 24H261L260 26L264 27V25H262ZM2 25H3V24H2ZM21 25H22V24H21ZM70 25H71V24H70ZM74 25H75V24H74ZM118 25H119V24H118ZM132 25H133V24H132ZM140 25H141V24H140ZM144 25H143V26H144ZM150 25H153V24L151 23ZM157 25H158V24H157ZM157 25H156V26H157ZM160 25H161L162 27H160ZM167 25H168V24H167ZM175 25H176V23H175ZM181 25H182V24H181ZM185 25H184V26H185ZM189 25H188V26H189ZM191 25H192V24H191ZM221 25L223 26L222 23H221ZM231 25H232V24H230V25L227 24L228 27H226V28H227L228 30L225 29L226 32L223 31V32L226 33V35H227V39H226V40H223V39H222V40L224 41L223 43H225L226 45L229 44V46H230V44H231V43H230V42H231L230 39H232V38L230 37V35H232V32H233V29L230 30V27L232 28V26H233V25H232V26H231ZM238 25H240V24H238ZM238 25H237V27H238ZM243 25H242V26H243ZM63 26H64V25H63ZM95 26H96V25H95ZM111 26H112V25H111ZM115 26H116V24H115ZM128 26H129V25H128ZM141 26H142V25H141ZM141 26H139V27H141ZM171 26H172V25H171ZM171 26H169V27H171ZM186 26H187V25H186ZM188 26H187V27H188ZM192 26H193V25H192ZM214 26H215V25H214ZM214 26H212V31H213ZM234 26H233V27H234ZM245 26H246V25H245ZM253 26H256V25H253ZM253 26H252V27H253ZM25 27H26V26H25ZM40 27H41V26H40ZM68 27H69V26H68ZM81 27H82V26H81ZM81 27H80V28H81ZM88 27H89V26H88ZM134 27H135V26H134ZM176 27H178V26H175V28H176ZM180 27H182V26H180ZM206 27H207V25H206ZM208 27H209V25H208ZM218 27H217V28H218ZM224 27H225V26H224ZM224 27H222L223 30H224ZM243 27H244V26H243ZM243 27H241V28H240V26L238 27V28L240 29V31H239L240 33L244 30V29L241 30ZM252 27H251V28H252ZM49 28H50V27H49ZM49 28H48V30H49ZM54 28H55V27H54ZM57 28H58V27H57ZM65 28H66V27H65ZM72 28H73V27H72ZM91 28H92V27H91ZM94 28L96 29V27H94ZM97 28H102V26L100 25V27H97ZM108 28L110 29V26H109ZM108 28H107V29H108ZM111 28H112V27H111ZM149 28H151V26H149ZM156 28H157V27H156ZM173 28H174V24H173ZM173 28H172L171 30H173ZM184 28H185V27H183V29L181 28V30H184ZM188 28H189V27H188ZM195 28H196V27H195ZM195 28H192V29H195ZM203 28H204V29H200V30L204 31V30H205V27H203ZM210 28H211V27H210ZM222 28H221V29H222ZM249 28H250V27H249ZM251 28H250V29H251ZM258 28H259V27H257V29H258ZM1 29H2V28H1ZM22 29H23V28H22ZM60 29H61V27H60ZM73 29H74V28H73ZM81 29H82V28H81ZM103 29H104V26H103ZM107 29H106V30H107ZM121 29H122V27H121ZM124 29H125V28H124ZM127 29H128V28H127ZM134 29H135V28H134ZM143 29H144V28H143ZM152 29H153V28H151L150 30H148V29H146V30H147V32L149 31V33H150V31H151ZM158 29H155V30H158ZM162 29H163V28H162ZM168 29H169V28H168ZM176 29L180 30L179 27L176 28ZM176 29H175V30H176ZM192 29L190 28V29H188V31H189V30H192ZM197 29H198V28H197ZM235 29H236V26H235ZM239 29H238V30H239ZM246 29H248V28L246 27ZM250 29L248 30L249 33H250ZM254 29H255V28H254ZM259 29H261V28H259ZM262 29H264V28H262ZM23 30H24V29H23ZM36 30H37V29H36ZM66 30H67V29H66ZM68 30H69V29H68ZM82 30H83V29H82ZM98 30H99V29H98ZM98 30H97V31H98ZM111 30H112V29H111ZM115 30H116V29H115ZM130 30H131V28H130ZM135 30H137V29H135ZM146 30H145V33H146ZM181 30H180V31H181ZM210 30H211V29H210ZM238 30H237V31H238ZM16 31H17V30H16ZM50 31H51V30H50ZM76 31H77V30H76ZM76 31H75V32H76ZM86 31H87V30H86ZM102 31H103V30H102ZM107 31H108V30H107ZM117 31H118V30H117ZM119 31H120V29H119ZM159 31H161V30H159ZM159 31H158V32H159ZM164 31H169V30H164V29H163V32H164ZM173 31H174V30H173ZM184 31H185V30H184ZM193 31H194V30H192V32H193ZM205 31H206V30H205ZM207 31H209V28L207 29ZM215 31H216V30H215ZM217 31H218V30H217ZM219 31H220V29H219ZM219 31H218V32H219ZM235 31H236V30H235ZM254 31H255V30H254ZM257 31H258V32H254V33H255V34H256V33H259L260 30H257ZM20 32H21V31H20ZM27 32H28V31H27ZM81 32H82V31H81ZM110 32H111V31H110ZM153 32H154V30H153ZM158 32H157V33H158ZM163 32H162V33H163ZM174 32H175V31H174ZM174 32L169 31L168 34L171 35V33H174ZM192 32H191V33H192ZM194 32L196 33V29H195ZM199 32H200V31H199ZM210 32H211V31H210ZM218 32H217V33H216V32H213L212 35H213V36H217V35H214V34H215V33L218 34ZM246 32H247V31H246ZM260 32H261V31H260ZM16 33H17V32H16ZM21 33H22V32H21ZM29 33H30V32H29ZM55 33H56V32H55ZM55 33H54V35H56ZM60 33H61V31H60ZM89 33H90V32H89ZM91 33H92V32H91ZM105 33H107V32H105ZM108 33H109V32H108ZM128 33H129V32H128ZM139 33H140V32H139ZM145 33H144V31H143L142 34H145ZM149 33H148V34H149ZM154 33H155V32H154ZM154 33H152V35H155ZM180 33H181V32H180ZM191 33H190V35H192ZM195 33H193V34H195ZM200 33H201V32H200ZM221 33H222V31H221ZM221 33H220V34H221ZM236 33H237V32H236ZM1 34H2V33H1ZM48 34L50 35L49 32H48ZM52 34H53V33H52ZM61 34H62V33H61ZM71 34H72V33H71ZM82 34H83V33H82ZM82 34H81V35H82ZM84 34H85V33H84ZM126 34H127V33H126ZM142 34H140V35H142ZM148 34H146V36H147ZM150 34H151V33H150ZM150 34H149V35H150ZM159 34H160V32H159L157 35H159ZM164 34H166V33L164 32ZM164 34H163V35H164ZM176 34H177V31H176L175 35H176ZM178 34H179V33H178ZM186 34H187V31H186ZM188 34H189V33H188ZM188 34H187V36L190 38L189 40H192V42H193V39H192L191 36H189ZM198 34H199V33H198ZM201 34H202V35H201ZM201 34H200L201 37H202V36H203L204 38L206 37L205 33H204V34L201 33ZM207 34H208V33H207ZM222 34H223V33H222ZM233 34H234V33H233ZM237 34H239V33H237ZM242 34H243V33H242ZM244 34H245V33H244ZM250 34H252V33H250ZM262 34H264V31H263ZM11 35H12V34H11ZM20 35H21V34H20ZM31 35H32V34H31ZM31 35H30V37H31ZM73 35H75V34H73ZM119 35H120V34H119ZM161 35H162V34H161ZM166 35H167V34H166ZM170 35H168V36H170ZM172 35H173V34H172ZM195 35H196V34H195ZM204 35H205V36H204ZM208 35H209V34H208ZM210 35H211V34H210ZM253 35H254V34H252V38H254ZM256 35H257V34H256ZM95 36H96V35H95ZM131 36H132V35H131ZM133 36H134V34H133ZM133 36H132V37H133ZM137 36H138V35H137ZM150 36H151V35H150ZM150 36H149V37H150ZM155 36H156V35H155ZM179 36H180V34H179ZM183 36H186V35H185V32L183 33ZM183 36H182V37H183ZM196 36H198V38H201V37H199V35H196ZM228 36H229V37H228ZM233 36L235 37V34H234ZM233 36H232V37H233ZM247 36H249V35H247ZM247 36L245 35V37H247ZM260 36H261V35H260ZM262 36H264V35H262ZM9 37H10V36H9ZM17 37H18V36H17ZM25 37H26V36H25ZM64 37H65V36H64ZM68 37H69V35H68ZM73 37H74V36H73ZM79 37H80V36H79ZM92 37H93V36H92ZM107 37H108V36H107ZM116 37H117V36H116ZM129 37H130V36H129ZM135 37H136V36H135ZM135 37H134V38H135ZM153 37H154V36H153ZM157 37H158V36H157ZM161 37H162V36H161ZM188 37H187V38H188ZM221 37H222V35H221ZM224 37H225V36H224ZM241 37H242V35H241ZM257 37H258V36H257ZM257 37H255V38H257ZM52 38H53V37H52ZM56 38H57V37H56ZM69 38H70V37H69ZM76 38H77V37H76ZM90 38H91V37H90ZM90 38H89V39H90ZM99 38H100V37H99ZM113 38H114V37H113ZM134 38H133V40H134ZM146 38L148 39V37H146ZM146 38H145V39H146ZM162 38H163V37H162ZM167 38H168V37H167ZM173 38H174V37H173ZM176 38H178V37H175V38H174L175 41L177 42L178 39L176 40ZM193 38H194V37H193ZM215 38L217 39V37H213V38L211 39V40H212V44H211V40H210V37H209L208 39H209L210 41H209V42H206V43H208V44L205 43L207 46L205 47V44H204V47H205V48H204L203 50H202L203 47L200 46V48H201V47H202V48H201L200 53H199V52H198V51H199V49H198L199 44H198V45H195V44L197 43V41H198V39H197V37H196V43H194V46H198V47H197V50H198V51L195 50L194 52H193V51H192V52L195 54L194 56H196V53H195L196 51H197V53H199L198 55H200L201 52H202V59H201V60H202V61H201V62H202V66H203V64H204L205 62H207V64H208L209 61L211 62L212 59L214 60V61H212V62L214 63L213 66L210 65L211 68H212V69H211V70H212V74H211V75H212L213 79H215V80L217 81L216 76H218V74L221 73L220 71H222V69H225L226 66H227V65H225V67H223V65L225 64V62H226L228 59H232L233 57H235V54H234V56L231 55L232 58H230L231 56H227L226 54L224 55V53L222 54L221 52H222V47H223V46H222V47L219 46V45L217 46V44H219L218 41L221 40V39L218 38L219 40L217 39V41H215ZM222 38H223V37H222ZM247 38L250 39L251 37L249 36V37H247ZM247 38H246V39H247ZM259 38H260V37H259ZM18 39H20V38H18ZM31 39H32V38H31ZM41 39H43V38H41ZM70 39H71V38H70ZM85 39H86V38H85ZM116 39H117V38H116ZM118 39H119V38H118ZM135 39H136V38H135ZM137 39H139V38H137ZM140 39H142V37H140ZM143 39H144V38H143ZM143 39H142V40H143ZM164 39H165V36H164ZM174 39H173V40H174ZM179 39H180V37H179ZM185 39H186V37L184 38V43H187V40H186V42H185ZM233 39H234V38H233ZM237 39H238V38H237ZM260 39H263V38H260ZM260 39H259V40H260ZM23 40H24V38H23ZM66 40H68V39H66ZM73 40H74V39H73ZM75 40H76V39H75ZM77 40H78V39H77ZM83 40H84V39H83ZM96 40H97V39H96ZM99 40H100V39H99ZM120 40H123V39H120ZM127 40H128V39H127ZM133 40H131V43L135 42V40H134V41H133ZM142 40H141V41H142ZM165 40H166V39H165ZM165 40H164V41H165ZM167 40H168V39H167ZM180 40H181V39H180ZM194 40H195V38H194ZM199 40H200V39H199ZM206 40H207V37H206ZM239 40H240V39H238V41H239ZM242 40H243V39H242ZM37 41H38V39H37ZM40 41H41V40H40ZM61 41H62V40H61ZM69 41H70V40H69ZM87 41H88V40H87ZM94 41H95V40H94ZM108 41H109V40H108ZM108 41H107V42H108ZM114 41H115V40H114ZM128 41H129V40H128ZM132 41H133V42H132ZM148 41H151V40H148ZM155 41H156V40H155ZM168 41H170V39H169ZM182 41H183V38H182ZM213 41H214L215 43H214ZM225 41H226V42H225ZM229 41H230V42H229ZM234 41H235V39H234ZM234 41H233V43H235ZM236 41H237V40H236ZM240 41H241V40H240ZM240 41H239V42H240ZM246 41H248V40H243V41H242V44H243V42H246ZM253 41H254V39H253ZM256 41H257V39H255V45H256ZM64 42H65V41H64ZM66 42H67V41H66ZM66 42H65V43H66ZM100 42H101V41H100ZM116 42H117V41H116ZM139 42H140V41H138V43H139ZM142 42H143V41H142ZM146 42H147V41H146ZM146 42H145V43H146ZM153 42H154V41H153ZM172 42H173V41H172ZM189 42L192 43L191 41H189ZM198 42H199V41H198ZM200 42H202V41L200 40ZM216 42H218V43H216ZM3 43H4V42H3ZM8 43H9V42H8ZM17 43H18V42H17ZM60 43H61V42H60ZM60 43H59V44H60ZM65 43H63V44H65ZM74 43H75V42H74ZM82 43H83V45H84L85 42L82 41ZM102 43H103V42H102ZM111 43H112V42H111ZM111 43H110V44H111ZM119 43H120V42H119ZM119 43H118L117 45H119ZM127 43H128V42H127ZM127 43H126V44H127ZM129 43H130V41H129ZM136 43H137V42H136ZM143 43H144V42H143ZM154 43H155V42H154ZM160 43H161V42H160ZM163 43H164V42H163ZM203 43H204V41H203L201 44L203 45ZM220 43H221V42H220ZM247 43L250 45L249 41H248ZM247 43H246V44H247ZM253 43H254V42H253ZM258 43H259V42H258ZM262 43H263V41H261V45H264V44H262ZM59 44H58V45H59ZM108 44H109V43H108ZM140 44H141V42H140ZM147 44H148V43H147ZM147 44H146V45H147ZM149 44H150V43H149ZM149 44H148V45H149ZM157 44H158V43H157ZM166 44H167V43H166ZM166 44H163V45H166ZM168 44H169V43H168ZM171 44H172V43H171ZM178 44H180V43H179V40H178ZM209 44H211V45H209ZM238 44H241V43H238ZM246 44L244 43V45H242V47H245ZM13 45H14V44H13ZM20 45H21V44H20ZM44 45H45V44H44ZM71 45H72V44H71ZM86 45H87V44H86ZM86 45H85V46H86ZM88 45H89V44H88ZM121 45H122V44H121ZM130 45H133V44H130ZM144 45H145V44H144ZM153 45H155V44H153ZM160 45H162V43H161ZM160 45H158V47H160ZM163 45H162V46H163ZM169 45H170V44H169ZM185 45H186V44H185ZM192 45H193V44H192ZM222 45H223V44H222ZM234 45H235V44H234ZM249 45H247V47H249ZM2 46H3V45H2ZM16 46H17V45H16ZM16 46H15V48H16ZM47 46H48V45H47ZM72 46L75 48L74 45H72ZM76 46H77V45H76ZM79 46H80V45H79ZM99 46H100V45H99ZM112 46H113V45H112ZM114 46H115V45H114ZM125 46H126V45H125ZM127 46H128V44H127ZM141 46H142V45H141ZM175 46L177 47L176 44H175ZM183 46H184V44H183ZM229 46H228V49H229ZM231 46H233V44H232ZM235 46H236V45H235ZM239 46H240V45H239ZM252 46H253V44H252ZM258 46H259V45H256L255 48H254L253 50H250V51L248 50L250 53L252 52L251 54H254V53L256 54L255 58H253L254 60H253L252 58H251L252 60H250V61L252 62V65H251V64H250V65L253 66V67H252V70L250 71V69L247 67V68H248V69H247L248 74H247L246 76H245L243 73L241 74V76H243V75L245 76V77H244V76H243V77H244V79L246 78L245 81L247 82V84L251 83V81H252V82H256V84H257V82H258V83H261L260 81H262V80L264 81L263 78H262V80L260 79V78L262 77V74L264 73V47H258ZM18 47H19V46H18ZM64 47H65V46H64ZM82 47H83V46H82ZM88 47H89V46H88ZM100 47H101V46H100ZM100 47H99V50H100ZM107 47H108V46H107ZM128 47H129V46H128ZM131 47H132V46H131ZM139 47H140V46H139ZM146 47H147V46H146ZM164 47H165V46H164ZM164 47H163V50H164ZM167 47H168V46H167ZM171 47L175 48V54H176V52L178 51V50L176 51L177 48L174 47V45H173V46L171 45ZM189 47H190V46H188V47H186V48H189ZM224 47H225V46H224ZM240 47H241V46H240ZM247 47H246V49H247ZM250 47H251V46H250ZM9 48H10V47H9ZM66 48H67V47H66ZM80 48H81V47H80ZM101 48H102V47H101ZM104 48H105V47H104ZM113 48H114V47H113ZM113 48H112V49H113ZM118 48H119V46H118ZM122 48H124V47H122ZM122 48H121V49H122ZM129 48H130V47H129ZM129 48H127V49H129ZM152 48H157V47H152ZM160 48H162V47H160ZM168 48H169V47H168ZM168 48H167V49H168ZM180 48H181V47H180ZM192 48H193V47H192ZM233 48H234V47H233ZM233 48L231 47L230 50H233ZM235 48H236V47H235ZM235 48H234V49H235ZM252 48H253V47H252ZM252 48H251V49H252ZM0 49H1V48H0ZM13 49H14V48H13ZM18 49H19V48H18ZM70 49H72V48H70ZM84 49H85V48H84ZM140 49H141V47H140ZM143 49H144V48H143ZM143 49H142V51H143ZM148 49H149V48H148ZM178 49H179V47H178ZM184 49H185V48H184ZM195 49H196V48H195ZM223 49H225V48H223ZM236 49H238V46H237ZM236 49H235V51H236V53H237V50H236ZM242 49H243V48H242ZM249 49H250V48H249ZM1 50H2V49H1ZM6 50H7V49H6ZM76 50H77V49H76ZM82 50H83V49H82ZM91 50H92V49H91ZM97 50H98V49H97ZM99 50H98V51H99ZM102 50H103V48H102ZM102 50H101V51H102ZM104 50H105V49H104ZM110 50H111V49H110ZM115 50H116V49H115ZM118 50H119V49H117V51H118ZM130 50H131V49H130ZM130 50H129V51H130ZM149 50H150V49H149ZM170 50H171V49H170ZM187 50H188V49H187ZM226 50H227V49H226ZM9 51H10V50H9ZM11 51H12V50H11ZM15 51H16V49H15ZM15 51H14V52H15ZM18 51H19V50H18ZM44 51H45V50H44ZM67 51H68V49H67ZM94 51H95V50H94ZM107 51H108V50H107ZM125 51H126V50H125ZM140 51H141V50H140ZM140 51L138 50L137 52L132 53L128 58H125L126 61H128L130 58H133V59H131V62H130V63L124 61V63L122 62V64H120V61H119V63H117V64H110V65H109L108 67H106V68H103V69H101V70H97V71L90 72V73L86 74L87 76L84 77L85 80H84V78H83V76H82L81 78H83L84 81H82V80L80 79V80H81V83H80L81 85L79 86V85L77 84L79 87L75 88V90L72 89V90H74V91H71L72 94H73V97L71 96V97H72V98H71V97H69V96L67 95V97H69V99H70V98H71V99H70V102H69V103H67V102L65 103V101H64L65 107L63 106V109H62V110H64V112H67V111H65L66 109H67V110H72V109H73V111H74V109H75V110H78L81 114L87 116V117H86V118H87L86 120H79V119L77 120V118H79V117H76V116L73 117L71 120H68V119H67L68 117H67V118H66L67 121H68L67 126L65 125L66 127H64V129H63V127H61L60 130L56 132V133L59 132L57 136H61V135L64 136V138H63L64 140H63V139H62V140L64 141V143H66V147H67L68 149L79 150V148H77V147H78L79 145H80V146L83 145V141H86L85 139H87L88 137H89V139L92 138V141L95 142V145H96V143H97V142H100L101 140H102V141H103L104 139L107 140L106 138H108V137L113 133V132H111L113 129L111 130V127H110L113 123H114V126H118V128H119V126H121V129H123L124 126L127 127L126 125H128V124H130V123L132 122V120H133V118H134V114H136V113H137L136 111H138V109H139L138 104L135 103V102H136V98H135V96H137V95L134 96V95H133V94H134L133 91L135 90V92H136V90L139 89L138 87L142 88L143 86L146 87V88H142L143 91H144V89H147V87H148V88H151L150 90L153 89L152 85L150 86V83H149V85L147 84V86H146V85H142V87H141V85H138V84H137L138 86H136V83L139 82V84H142V83L144 82L143 79L149 77V76L147 77L146 75H147V73H149V72L152 73V71L154 70L153 65H152L153 60H154V59H158L157 56H160V55H161V54H160V55H157V56H156L157 58H154L156 54H155L154 56H153V55L151 56L150 54H148V52H147L146 54H143V53H145L146 51H148V50H146L145 52L143 51V53L141 52V53H142V55H141ZM185 51H186V49H185ZM224 51H225V50H224ZM224 51H223V52H224ZM246 51H247V50H245V51H243V52H246ZM52 52H53V51H52ZM68 52H69V51H68ZM73 52H74V51H73ZM73 52H72V54H73ZM75 52H76V51H75ZM105 52H106V51H105ZM163 52H166V50H165V51H162L161 53L163 54ZM173 52H174V50H173ZM179 52H180V51H179ZM190 52H191V50H189V54L186 55V56L190 57V55H192V52H191V54H190ZM227 52H229V51H227ZM232 52H233V51H232ZM232 52L230 51V53H228V54H231ZM238 52H239V50H238ZM243 52H242V53H243ZM249 52H246V54L249 53ZM11 53H12V52H11ZM63 53H65V52H63ZM63 53H62V54H63ZM69 53H70V52H69ZM87 53H88V52H87ZM109 53H110V51H109ZM121 53H122V52H121ZM166 53H168V52H166ZM170 53H172V52H170ZM184 53H185V52H183V55H184ZM233 53H235V52H233ZM233 53H232V54H233ZM240 53H241V52H240ZM242 53H241V54H242ZM14 54H15V53H14ZM60 54H61V53H60ZM70 54H71V53H70ZM96 54H97V53H96ZM111 54H112V52H111ZM113 54H114V53H113ZM117 54L119 55V53H117ZM126 54H127V53H126ZM175 54H174V55H175ZM177 54H178V53H177ZM181 54H182V53H181ZM181 54H179V55H181ZM186 54H187V53H186ZM255 54H254V55H255ZM2 55H3V54H2ZM32 55H33V54H32ZM77 55H78V54H77ZM77 55H76V56H77ZM79 55H80V53H79ZM79 55H78V56H79ZM94 55H95V53H94ZM99 55H100V54H99ZM101 55H103V53H102ZM101 55H100V56H101ZM104 55H105V54H104ZM107 55H109V54H107ZM118 55H116L115 57L117 58ZM237 55H239V54H237ZM237 55H236V58H237ZM244 55H245V54L243 53V56H244ZM249 55H250V54H249ZM0 56H1V55H0ZM39 56H40V55H39ZM62 56H63V55H62ZM69 56H70V55H69ZM82 56H84V55L82 54ZM82 56H81V57H82ZM85 56H86V54H85ZM91 56H92V55H90V57H91ZM111 56H112V58L114 57L113 55H110V57H111ZM120 56H125V55H122V54H121ZM120 56H118V58H119ZM127 56H128V55H127ZM163 56H164V55H163ZM166 56H167V55H166ZM166 56H165V57H166ZM168 56H169V53H168ZM168 56H167V57H168ZM172 56H173V55H172ZM181 56H182V55H181ZM181 56H180V58H181ZM184 56H185V55H184ZM240 56H241V55H240ZM247 56H248V54H247L245 57H247ZM250 56H253V55H250ZM23 57H24V56H23ZM50 57H51V56H50ZM72 57H73V56H72ZM79 57H80V56H79ZM106 57H107V56H106ZM106 57H105V58H106ZM165 57H164V58H165ZM176 57H177V56H176ZM192 57H193V56H192ZM238 57H239V56H238ZM241 57H242V56H241ZM24 58H25V57H24ZM60 58H61V57H60ZM63 58H64V57H63ZM77 58H78V57H77ZM91 58H92V57H91ZM159 58H160V57H159ZM162 58H163V57L161 56V59H162ZM195 58H196V57H195ZM197 58L200 59L201 57H197ZM197 58H196V59H197ZM247 58H248V57H247ZM247 58H245V61H246ZM0 59H1V58H0ZM22 59H23V58H22ZM36 59H37V58H36ZM49 59H50V58H49ZM74 59H76V58H74ZM82 59H83V58H82ZM110 59H111V58H110ZM110 59H109V60H110ZM161 59H160V60H161ZM165 59H166V58H165ZM165 59H164V60H165ZM175 59H176V58H175ZM181 59H182V58H181ZM181 59H180V60H181ZM190 59H191V57H190ZM193 59H194V58H193ZM249 59H250V58H249ZM249 59H248V60H249ZM19 60H20V59H19ZM23 60H24V59H23ZM52 60H53V59H52ZM68 60H69V59H68ZM78 60H79V59H78ZM88 60H89V59H88ZM101 60H102V58H101ZM119 60H121V59L119 58ZM122 60H123V59H122ZM122 60H121V61H122ZM162 60H163V59H162ZM164 60H163V61H164ZM168 60H169V59H168ZM170 60H171V59H170ZM172 60H173V59H172ZM186 60H187V59H186ZM188 60H189V59H188ZM233 60H236V59L234 58ZM233 60H231V62H232ZM237 60L240 61V59H237ZM237 60H236V61H237ZM13 61H14V60H13ZM24 61H25V60H24ZM37 61H38V60H37ZM44 61H45V60H44ZM72 61H73V60H72ZM89 61H92V60H89ZM105 61H106V60H105ZM112 61H113V60H112ZM155 61H156V60H155ZM157 61H158V60H157ZM157 61H156V62H157ZM163 61H162V62H163ZM174 61H175V60H174ZM178 61H179V60H178ZM181 61H182V60H181ZM181 61H180V62H181ZM193 61H194V60H193ZM228 61H229V60H228ZM238 61H237V62H238ZM77 62H78V61H77ZM98 62H99V61H98ZM102 62H104V61H102ZM117 62H118V61H117ZM144 62H145V63H146V62H149L150 65H149V63H147L146 66H145V65H143V64H145ZM158 62H159V61H158ZM168 62H169V61H168ZM194 62H195V61H194ZM194 62H192V63H193L192 65H193V66H194L195 64L197 65L198 59H197V62H196V63H194ZM201 62H199V63H201ZM210 62H209V63H210ZM215 62H216V63H215ZM231 62H229V63H231ZM247 62H249V61H246V63H247ZM251 62H249V63H251ZM17 63H18V62H17ZM46 63H47V62H46ZM65 63H66V62H65ZM79 63H80V62H79ZM89 63H90V62H89ZM93 63H94V62H93ZM115 63H116V62H115ZM160 63H161V62H159V64H160ZM164 63H166V62H164ZM164 63H163V64H164ZM170 63H171V62H170ZM176 63H177V62H176ZM190 63H191V61H190ZM226 63H227V62H226ZM232 63H233V65H235V68H236V64H234V62H232ZM240 63H241V62H240ZM243 63H245V62L242 61V64H243ZM24 64H25V62H24ZM31 64H32V63H31ZM40 64H41V63H40ZM43 64H44V63H43ZM57 64H59V62H57ZM62 64H63V63H62ZM87 64H88V63H87ZM90 64H91V63H90ZM94 64H95V63H94ZM98 64H99V63H98ZM154 64H155V63H154ZM157 64H158V63H157ZM163 64H162V65H163ZM179 64H180V63H179ZM184 64H185V63H184ZM188 64H189V62H188ZM216 64H217V65H216ZM221 64H222V66H220ZM247 64H248V63H247ZM247 64H246L245 66H247ZM34 65H35V64H34ZM41 65H42V64H41ZM44 65H45V64H44ZM49 65H50V64H49ZM51 65H52V64H51ZM51 65H50V66H51ZM60 65H61V64H60ZM77 65H78V64H77ZM95 65H96V64H95ZM101 65H103V64H101ZM101 65H98V66H101ZM155 65H156V64H155ZM155 65H154V67H155ZM167 65H168V63L165 64V66H167ZM181 65H183V63H182ZM196 65H195V66H196ZM199 65H200V64H199ZM199 65L197 66L198 68L195 67L194 69H196V70L198 71V69H199ZM205 65H206V64H205ZM230 65H231V64H229V68H228V69L233 70V69H234L233 66L231 67V68H232V69H231V68H230ZM238 65H239V63H238ZM238 65H237V66H238ZM10 66H11V65H10ZM15 66H16V65H15ZM15 66H14V67H15ZM36 66H40V65H36ZM47 66H48V65H47ZM54 66H55V65H54ZM56 66H57V65H56ZM64 66H66V68H67V65H64ZM64 66L61 67V68L63 69ZM68 66H70V65H68ZM81 66H82V65H81ZM106 66H107V65H106ZM147 66H148V67H147ZM157 66H158V65H157ZM171 66H172V65H171ZM174 66L176 67V65H174ZM177 66H178V65H177ZM193 66H192V67H193ZM200 66H201V65H200ZM202 66H201V67H202ZM251 66H249V67H251ZM0 67H1V66H0ZM28 67H29V65H28ZM41 67H42V66H41ZM41 67H40V70L38 69V72H40L41 70L44 69V67H42L43 69H41ZM48 67H49V66H48ZM51 67H52V66H51ZM57 67H58V66H57ZM59 67H60V66H59ZM59 67H58V68H59ZM169 67H170V65H169ZM172 67H173V66H172ZM208 67H209V65H208ZM222 67H223V68H222ZM239 67H240V66H239ZM239 67H238V68H239ZM53 68H54V67H53ZM53 68H49V69L52 70ZM66 68H65V69H66ZM70 68H72V67L70 66ZM77 68H79V67H77ZM77 68H76V69H77ZM81 68H82V67H81ZM90 68H92V66H91ZM95 68H96V66H95ZM98 68H99V67H97V69H98ZM160 68H161V67H160ZM163 68H164V66H163ZM166 68H167V67H166ZM189 68H190V67H188L187 70H189ZM221 68H222V69H221ZM3 69H4V68H3ZM46 69H47V67H46ZM46 69H45V71L48 70V69H47V70H46ZM56 69H57V68H55V70H56ZM62 69H61V70H62ZM65 69H64V70H65ZM68 69H69V67L67 68V70H68ZM74 69H75V68L73 67V71H74ZM76 69H75V72L78 71V70H76ZM82 69H83V68H82ZM82 69H81V70H82ZM88 69H89V68H88ZM156 69H157V68H156ZM169 69H170V68H169ZM183 69H184V68H183ZM183 69H182V70H183ZM191 69H192V68H191ZM194 69H193V70H194ZM200 69H201V68H200ZM203 69H205V68H202V70H203ZM206 69H208V68L206 67ZM209 69H210V67H209ZM226 69H227V68H226ZM240 69H242V68H240ZM11 70H12V69H11ZM26 70H27V69H26ZM30 70H31V69H30ZM36 70H37V69H36ZM51 70H50V71H51ZM161 70H162V68H161ZM161 70H160V71H161ZM167 70H168V68H167ZM196 70H195V71H190V70H189V71L192 72V74L194 75L193 77H196V76H195L196 74H194V72H196ZM230 70H229V72H231ZM33 71L35 72V70H33ZM45 71H44V72H45ZM50 71H48L49 73L46 72V73L49 74V76H51ZM69 71H72V70H69ZM73 71H72V72H73ZM83 71H84V70H83ZM83 71H82V73H83ZM85 71H86V70H85ZM85 71H84V72H85ZM156 71H157V70H156ZM158 71H159V70H158ZM178 71H179V70H178ZM183 71H184V70H183ZM183 71H182V72H183ZM189 71H187V72L185 71L184 73H189ZM204 71H205V70H204ZM204 71H203V72L201 71L202 73H201V72H200V73L203 74ZM227 71H228V70H227ZM236 71H237V70L235 69L233 72H236ZM239 71L241 72V70H239ZM239 71H238V72H239ZM7 72H8V69H7ZM10 72H11V71H10ZM44 72H43V73H44ZM51 72H52V71H51ZM54 72H56V71H54ZM75 72H74V73H75ZM182 72H181V74H182ZM198 72H199V71H198ZM198 72H197V73H198ZM209 72H211V71L209 70ZM222 72H223V71H222ZM229 72H228V73H229ZM240 72H239V73H240ZM249 72H250V73H249ZM28 73L31 74L32 72L30 73V71H29V72L27 71L26 75H27ZM36 73H37V71H36ZM60 73H61V72H60ZM60 73H58V74H60ZM65 73H67V71H66ZM65 73H64V74H65ZM78 73H79V72H78ZM160 73L163 74V73H164V70H163V72H160ZM165 73H167V72H165ZM171 73H172V72H171ZM200 73H198L197 76H198ZM224 73H225V71L223 72V75L226 74V73H225V74H224ZM6 74H7V73H6ZM6 74H5V73L3 74L4 77H5ZM9 74H10V73H9ZM9 74H8V75H9ZM12 74H13V73H12ZM18 74H19V73H18ZM22 74H24V73H22ZM37 74H38V73H37ZM39 74H40V73H39ZM39 74H38V75H39ZM41 74H42V73H41ZM41 74H40L39 77H37V78H40ZM44 74H45V73H44ZM55 74H56V73H55ZM61 74H63V72H62ZM64 74L62 75V77L65 76ZM68 74L70 75L71 72L68 73ZM158 74H159V72L157 73V75H158ZM168 74H170V72H169ZM178 74H179V73H178ZM178 74H177V75H178ZM205 74H206V73H205ZM235 74H236V73H234V76H235ZM3 75H2V76H3ZM14 75H15V74H14ZM16 75H17V74H16ZM31 75H32V74H31ZM52 75H54V74H52ZM69 75H68V76H69ZM77 75H78V74H77ZM79 75H81V74L79 73ZM79 75H78V76H79ZM152 75H154V73H153ZM155 75H156V74H155ZM155 75H154V76H155ZM179 75H180V74H179ZM182 75H183V74H182ZM203 75H204V74H203ZM211 75H210V76H211ZM229 75H231V73H230ZM229 75H228V76H225V79H226V80L228 79L227 77H232V76H229ZM232 75H233V73H232ZM238 75H239V74H238ZM238 75H237V77H238ZM6 76H7V75H6ZM18 76H19V75H18ZM34 76H36V75H34ZM46 76H47V75H46ZM46 76H45V77H46ZM49 76L46 77V78H49ZM54 76H55V75H54ZM57 76L60 77L59 75L56 74V77H57ZM71 76H72V75H71ZM75 76H76V75H75ZM75 76H74V77H75ZM78 76H77V77H78ZM159 76H161V75H158V77H159ZM169 76H170V75H169ZM185 76H186V79H187L188 81H190V80L188 79V77H187L186 74H185ZM188 76L191 77V76H192L191 73H189ZM199 76L201 77L202 75H199ZM204 76H205V75H204ZM239 76H240V75H239ZM30 77H32V76H30ZM42 77H44V76H42ZM52 77H53V76H52ZM56 77H55V78H56ZM65 77H66V76H65ZM65 77H64V78H65ZM158 77H156V78H158ZM162 77H163V76H162ZM166 77H167V76H166ZM190 77H189V78H190ZM200 77L196 78L198 81H195V82H194L193 80H196L195 78H194V79L191 78V79H192L191 81L194 82L195 84H198L197 82H201V81L204 80V79H203V78H204L203 76H202L201 78H200ZM208 77H209V76H208ZM263 77H264V74H263ZM18 78L20 79V76H19ZM27 78H28V77H27ZM32 78H33V77H32ZM34 78H35V77H34ZM34 78H33V79H34ZM46 78L43 79V80L46 81V80H47ZM60 78H61V77H60ZM64 78H63V79H64ZM75 78H76V77H75ZM78 78H79V77H78ZM180 78H181V77H180ZM180 78H179V80H180ZM184 78H185V77H184ZM184 78H183V81H184ZM210 78H211V77H210ZM218 78H220V77H218ZM232 78H234V77H232ZM235 78H236V76H235ZM21 79H22V78H21ZM25 79H26V78H25ZM28 79L31 80V78H28ZM33 79H32V82H29V83H34V82H33ZM40 79H41L42 82H41V81H38V80H37V82H39V83H40V82L43 83L42 78H40ZM40 79H39V80H40ZM52 79H53V78H52ZM66 79H67V78H66ZM66 79H64V81H65ZM69 79H70V77H69ZM72 79H73V78H72ZM154 79H155V78H154ZM158 79H160V78H158ZM181 79H182V78H181ZM199 79H203V80H200V81H199ZM205 79L210 80V79H208L206 76H205ZM221 79H222V78H221ZM223 79H224V78H223ZM237 79H238V78H237ZM9 80H10V79H9ZM9 80H8V81H9ZM54 80H55V79H54ZM77 80H78V79H77ZM148 80H149V79H148ZM160 80H163V79L161 78ZM164 80H165V79H164ZM164 80H163V83H164ZM167 80H168V78H166V82H167ZM211 80H212V79H211ZM218 80H219V79H218ZM226 80H223V82L226 83ZM228 80H229V79H228ZM228 80H227V83H228ZM230 80H231V79H230ZM230 80H229V81H230ZM233 80H234V79H233ZM233 80L231 81L232 83L235 82V80H234V81H233ZM239 80H240V78H239ZM242 80H243V79H242ZM10 81H11V80H10ZM12 81H13L14 83H16L15 81H17V80H16V78H15V81H14V80H12ZM18 81H19V80H18ZM23 81H24V80H22V82H23ZM26 81H27V80H26ZM35 81H36V80H35ZM58 81H59V80H58ZM60 81H62V80H60ZM66 81L68 82V80H66ZM66 81H65V83H63L65 86H66V83H67ZM72 81H73V80H72ZM141 81H142V82H141ZM145 81H146V80H145ZM156 81H158V80L155 79L154 82L156 83ZM180 81H181V80H180ZM180 81H179V82H180ZM188 81L186 82V84L188 83ZM221 81H222V80H221ZM245 81H244V82H245ZM13 82H12V84H13V86H14L15 84H14ZM37 82H36V83H37ZM49 82H50V80H49ZM49 82H47V83L50 84ZM51 82H52V81H51ZM75 82H76V81H75ZM77 82L79 83V81H77ZM77 82H76V83H77ZM140 82H141V83H140ZM146 82H147V81H146ZM160 82H161V81H160ZM160 82H159V83H160ZM168 82H169V81H168ZM170 82H171V81H170ZM213 82H214V81H213ZM213 82H211V83H213ZM217 82H218V81H217ZM231 82H230L229 85H231ZM239 82H240V81H239ZM246 82H245V83H246ZM9 83H10V82H9ZM9 83L6 84V82H5L6 86L9 85ZM29 83L26 82L25 84H29ZM36 83H35V84H36ZM44 83H45V82H44ZM69 83H71V82L69 81ZM161 83H162V82H161ZM175 83L177 84V81H176ZM204 83L207 84V82H205V81H204ZM211 83H210V84H211ZM214 83H215V82H214ZM219 83H222V82L219 81ZM219 83H218V84L216 83V85H219ZM225 83H223V84H225ZM237 83H238V82H236L235 84H237ZM3 84H4V83H3ZM10 84H11V83H10ZM17 84H18V83H17ZM17 84H16V85H17ZM35 84H34V86H36ZM45 84H46V83H45ZM51 84H55L54 81H53ZM51 84H50V85H51ZM60 84H62V83H60ZM145 84H146V83H145ZM178 84H179V83H178ZM178 84H177V85H178ZM180 84H181V83H180ZM180 84H179V85H180ZM183 84H185V81H184ZM189 84H190V82H189ZM189 84H187V85L189 86ZM195 84H194V85H193V84H190V85H193V86L195 87ZM201 84H203V83H201ZM201 84H200V87L202 88L203 85L201 86ZM239 84H240V83H239ZM241 84H242V83H241ZM241 84H240V85H241ZM256 84L254 83V86H255ZM18 85H19V84H18ZM32 85H33V84H32ZM43 85H44V84H43ZM55 85H56V84H55ZM71 85H72V83L70 84V88H71ZM74 85H76V84L74 83ZM172 85H173V83H172ZM172 85H171V86H172ZM198 85H199V84H198ZM204 85H205V84H204ZM229 85H227V86H229ZM259 85H262V84H259ZM9 86H10V85H9ZM11 86H12V85H11ZM11 86H10V87H11ZM21 86H22V85H21ZM26 86H27V85H26ZM26 86L23 85L22 87L25 88ZM37 86H38V87H37L36 89H38L41 85H40V86L37 85ZM45 86H46V85H45ZM45 86H44V87H45ZM47 86H48V85H47ZM52 86L54 87V85H52ZM58 86H59V84H58ZM61 86H62V85H61ZM61 86H60V87H61ZM67 86H68V85H67ZM149 86H150V87H149ZM167 86L169 87L170 84L167 85ZM174 86H176V85H174ZM210 86H211V85H210ZM212 86H213V85H212ZM212 86H211V87H212ZM214 86H215V85H214ZM225 86H226V85H225ZM232 86H233V85H231V89H233ZM234 86H235V85H234ZM238 86H239V85H238ZM246 86H247V85H246ZM248 86H251V85L249 84ZM62 87H63V86H62ZM62 87H61V88H62ZM72 87H73V86H72ZM75 87H76V86H75ZM136 87H137L138 89H137ZM176 87H177V86H176ZM178 87H179V86H178ZM180 87H182V86H180ZM183 87H184V86H183ZM183 87H182V88H183ZM194 87L191 86L192 89H193ZM196 87H197V86H196ZM205 87H207V86H205ZM208 87H209V86H208ZM208 87H207V88H208ZM222 87H223L224 89L227 88V87H224V86H222ZM222 87H221V85H220V89L223 91V88H222ZM256 87H257V85H256ZM256 87H255V88H256ZM260 87H261V86H260ZM5 88H6V87H5ZM20 88H21V87H20ZM47 88H48V87H47ZM61 88H60V90H61ZM163 88H164V86H163ZM172 88H174V87H172ZM188 88H189V87H188ZM216 88H218V86L215 87V89H216ZM238 88H239V87H238ZM238 88L235 86V87H234V90H235V89L237 90ZM251 88H254V87L251 86ZM261 88H262V87H261ZM28 89H29V88H28ZM52 89H53V88H52ZM56 89H57V88H56ZM68 89H69V86H68ZM157 89H158V88H157ZM159 89H160V88H159ZM175 89H176V88H174V90H175ZM177 89H178V88H177ZM183 89L186 90V87L183 88ZM189 89H190V88H189ZM194 89H195V91H197V90H196L197 88H194ZM198 89H199V86H198ZM246 89H247V88H246ZM256 89L258 90V87H257ZM15 90H16V87H15ZM15 90H14V92H15ZM17 90H19V89H17ZM23 90H24V89H23ZM30 90H31V89H30ZM64 90H65V88H64ZM64 90H62V91H64ZM69 90H71V89H69ZM139 90H140V89H139ZM167 90H168V89H167ZM167 90H166V91H167ZM172 90H173V89H172ZM179 90H180V88L177 90V91H178V92H177V98H182V97H178L179 95H181V94L178 95V93L180 92ZM185 90H184V93H185ZM190 90H191V89H190ZM190 90H189V91H190ZM201 90H202V89H201ZM216 90H219V88L216 89ZM228 90H229V89H228ZM239 90H240V88H239ZM248 90H249V89H248ZM254 90H255V89H254ZM257 90H255V93H256ZM6 91H7V89H6ZM6 91H5V92H6ZM9 91H10V89H9ZM27 91H29V90H27ZM37 91H38V96H39V90H37ZM42 91H43V87H42ZM50 91H51V90H49V92H50ZM53 91H54V90H53ZM65 91H68V90H67V87H66V90H65ZM152 91H153V90H152ZM152 91L150 92L151 95L154 94V91H153V94H152ZM181 91H183V90H181ZM186 91H187V90H186ZM191 91H192V90H191ZM191 91H190V92H191ZM212 91H213V90H212ZM225 91H227V89H226ZM243 91H244V88L242 89L241 92H243ZM250 91H251V90H250ZM252 91H253V89H252ZM7 92H8V91H7ZM10 92H11V91H10ZM10 92H9V94H10ZM17 92H18V94H23V93H19V91H17ZM21 92H24V93H25V91H22V89H21ZM40 92H41V90H40ZM49 92H48V93H49ZM54 92L56 93V92H58V91H54ZM69 92H70V91H69ZM146 92H148V91H146ZM162 92H163V90L161 91V94H162ZM164 92H165V89H164ZM168 92H169V91H168ZM171 92H172V91H171ZM187 92H188V91H187ZM187 92H186V93H187ZM190 92H189V93H190ZM198 92H199V91H198ZM198 92H197V93H198ZM202 92H203V91H202ZM207 92H208V90H207ZM207 92H206V93H207ZM213 92H214V91H213ZM217 92L219 93V91H217ZM220 92H221V91H220ZM227 92H228V91H227ZM232 92L234 93V91H232ZM232 92L230 91V93H231L230 95H231V96H232ZM246 92H247V91H246ZM258 92L261 93V91H258ZM262 92H264V89L262 90ZM29 93H34V90H33V92H32V90L29 91ZM48 93H47V94H48ZM55 93H54V94H55ZM148 93H149V92H148ZM165 93H166V92H165ZM172 93H173V92H172ZM174 93H175V91H174ZM192 93H193V91H192ZM192 93H190V94H192ZM204 93H205V91H204ZM206 93H205V94H206ZM209 93H210V92H208L207 94H209ZM211 93H212V92H211ZM211 93H210V94H211ZM225 93H226V92H225ZM225 93H224V94H225ZM228 93H229V92H228ZM248 93H249V92H248ZM248 93H247V94H248ZM253 93H254V92H253ZM255 93H254V95H255V97H256V94H258V93H256V94H255ZM7 94H8V93H7ZM11 94H12V92H11ZM25 94H26V93H25ZM25 94H23V95H25ZM41 94H43V93L41 92ZM61 94H62V97H63V93H61ZM64 94H65V92H64ZM67 94H68V93H67ZM72 94H71V95H72ZM136 94H137V92H136ZM140 94H141V96H142V93H140ZM140 94H138V98L140 97V96H139ZM155 94H157V91H156ZM182 94H183V93H182ZM198 94H200V93H198ZM213 94H215V92H214ZM226 94H227V93H226ZM226 94H225V95H226ZM241 94H242V93H241ZM244 94H245V91H244ZM250 94H251V93H250ZM15 95H16V94H15ZM27 95H28V94H26V96H27ZM29 95H30V94H29ZM33 95H34V94H33ZM33 95L31 94L32 97H33ZM49 95H50V93H49ZM52 95H53V93H52ZM56 95H57V93H56ZM56 95H55V96L53 95V96L55 97V99L57 98ZM69 95H70V94H69ZM151 95L149 94V96H151ZM159 95H160V94H159V92H158V96H159ZM168 95H171V94H168ZM168 95H167V96H168ZM184 95H185V96H183L184 98H182L183 100L185 99V97L187 98V96H189V94H188V95H187V94H184ZM193 95H194V93H193ZM203 95H204V94H203ZM203 95H202V96H203ZM219 95L221 96V93H220ZM235 95H236V93H235ZM248 95H249V94H248ZM3 96H4V95H3ZM13 96H14V95H13ZM21 96H22V95H21ZM34 96H36V93H35ZM57 96H59V95H57ZM65 96H66V94H65ZM132 96H133V97H132ZM155 96H156V95H154V97H155ZM175 96H176V95H175ZM181 96H182V95H181ZM190 96H191V95H190ZM195 96H196V95H195ZM200 96H201V95H200ZM202 96H201V97H202ZM207 96H208V95H207ZM213 96L216 97L217 94H216V95H213ZM227 96H228V95H227ZM233 96H234V95H233ZM236 96H237V95H236ZM249 96H250V95H249ZM258 96H259V95H258ZM258 96H257V97H258ZM261 96H262V98H263V95H262V94H261ZM8 97H9V96H8ZM10 97H11V96H10ZM14 97H16V96H14ZM17 97H20V95H19V96L17 95ZM27 97H28V96H27ZM32 97H31V98H32ZM62 97H61V98H62ZM152 97H153V96H152ZM163 97H164V96H163ZM169 97L172 98V95H171V96H168V97H165V98H167V99H164V101H166V100L168 101V100H169V99H168ZM173 97H174V95H173ZM191 97H192V96H191ZM193 97H194V96H193ZM193 97H192V99H195L196 102L199 101V99H200L198 95L196 96V97H197V100H196L195 97H194V98H193ZM204 97H206V96H204ZM204 97H203V98H204ZM211 97H212V95H211ZM218 97H219V96H218ZM238 97H239V96H238ZM250 97H251V98L248 97L249 99H248V98L246 99L247 104H249L248 106H251L250 104H253V102L255 101V99L253 98V97H254L253 94H252ZM257 97H256V98H257ZM24 98H26V97H24ZM24 98H21V99H24ZM29 98H30V97H29ZM46 98H47V99H46ZM49 98H50V97H46L45 95H44V96L42 95L41 97H37V98L34 97V99L32 100V101H33L32 103H31V102H28V100H26V101L28 102V106H29L28 108H29V111H30V109H31L30 112H29V111H27V112L31 114L32 111H33V112L35 111L34 109H35L36 107L38 108V110L40 109V111H41L42 108H39V107H42V105H43L44 103H46V101H47ZM61 98H59L58 101H61V100H60ZM65 98H66V97H65ZM143 98H144V96H143ZM156 98H157V97H156ZM158 98H160V96H159ZM158 98H157V99H158ZM174 98H175V97H174ZM174 98H172V99L175 100L176 98H175V99H174ZM207 98H209V97H207ZM225 98H227V97H225ZM228 98H229V97H228ZM234 98H235V97H234ZM239 98H240V97H239ZM241 98H242V96H241ZM244 98H245V97L243 96V99H244ZM16 99H17V98H16ZM19 99H20V98H18L17 100H19ZM66 99H68V98H66ZM104 99H105V100H104ZM139 99H141V97H140ZM139 99H138V100H139ZM150 99H151V98H150ZM192 99H191V100L188 99V100H190V101H194V100H192ZM215 99H217V97H216ZM232 99H233V98H232ZM232 99H231L230 103H231V102L233 103L234 100L232 101ZM235 99L237 100V98H235ZM243 99H242V100H243ZM5 100H6V99H5ZM12 100H14V99L12 98ZM12 100H11V101H12ZM24 100H25V99H24ZM30 100H31V99H30ZM63 100H64V98H63ZM63 100H62V101H63ZM147 100H148V99H147ZM147 100H146V101H147ZM153 100H154V99H153ZM162 100H163V98H162ZM173 100H171L170 103H172ZM179 100H180V99H179ZM185 100H186V99H185ZM202 100H203V99H202ZM207 100H208V99H207ZM207 100H206V102H207ZM211 100H212V98H211ZM225 100H226V99H225ZM227 100H228V99H227ZM238 100H239V99H238ZM238 100H237V101H238ZM242 100H241V103H240V104H241L242 106H244V105L247 106L246 104H244V103H245L244 101H243V103H242ZM258 100H259V98H258ZM8 101H9V98H8ZM19 101H21V100H19ZM22 101H23V100H22ZM49 101H50V99H49ZM54 101H55V100H54ZM141 101H142V100H141ZM141 101H139V102H141ZM144 101H145V98H144ZM149 101H150V100H149ZM164 101H163V103H164ZM190 101H189V102H190ZM195 101H194V102H195ZM200 101H201V99H200ZM204 101H205V100H204ZM237 101H234V104H235V102H236V105H238ZM160 102H161V101H160ZM174 102H175V101H174ZM186 102H188V101H186ZM223 102H224V101H223ZM223 102H222V103H223ZM5 103H6V102H5ZM11 103H13V102H11ZM25 103H26V102H25ZM51 103L53 104V102H51ZM62 103H63V102H62ZM145 103H146V102H144V103H142V104H145ZM157 103H158V100H157ZM161 103H162V102H161ZM161 103H160V104H161ZM163 103H162V104H163ZM167 103H168V102H167ZM177 103H178V105H179V102H177ZM190 103H191V102H190ZM201 103H202V101H201L199 104H201ZM210 103H212V102H210ZM215 103H216V102H215ZM215 103H214V104H215ZM218 103H219V102H218ZM220 103H221V102H220ZM222 103H221V105H222ZM225 103H226V102H225ZM232 103H231V104H232ZM255 103H256V102H255ZM255 103L253 104V106L255 105V106L257 107V105H256L257 103H256V104H255ZM262 103H264V102H262ZM59 104H60V103H59ZM59 104H58V105H59ZM146 104H147V103H146ZM153 104L155 105V103H153ZM158 104H159V103H158ZM174 104H175V103L171 104L172 106H170L169 104H167L168 106H170V107H169L170 109H169V108L167 109L166 107H165V108H166L167 110H171L172 107L174 108L175 106H177V105L173 106ZM182 104H183V103H182ZM184 104H185V103H184ZM191 104H192V103H191ZM193 104H195V103H193ZM193 104H192V105H193ZM203 104H204V103H203ZM208 104H209V101H208ZM234 104H233V105H234ZM243 104H244V105H243ZM258 104H259V101H258ZM22 105H23V104H22ZM56 105H57V100H56ZM148 105H150L149 102H148ZM163 105H164V104H163ZM163 105H162V106H163ZM167 105L165 104L164 106H167ZM195 105H196V104H195ZM195 105H193V106H191V107H194ZM206 105H207V104H206ZM216 105H217V103H216ZM224 105H225V104H224ZM229 105H230V104H229ZM229 105H228V106H229ZM233 105H232V106H233ZM236 105H235V108H236ZM241 105H240V106H241ZM261 105H262V104H261ZM11 106H12V105H11ZM43 106H44V105H43ZM60 106H61V105H60ZM160 106H161V105H159V107H160ZM168 106H167V107H168ZM179 106H180V105H179ZM182 106H183V105H182ZM188 106H189V103H188ZM196 106H197V107H200V106H202V104H201L200 106H199V105H196ZM211 106H212V105H211ZM219 106H220V105H219ZM228 106H227V107H228ZM14 107H15V103H14ZM20 107H21V106H20ZM44 107H45V106H44ZM46 107H47V106H46ZM142 107L144 108V106H142ZM150 107H151V108H150ZM152 107H154V106L151 105V106H148L147 108H146V107H145V108H146V109L150 108L152 113H154L155 111L157 112V109L153 112ZM177 107H178V106H177ZM177 107L174 108V109H177ZM183 107H185L186 109L188 108V107H187V104H186L185 106H183ZM208 107H210V105H209ZM217 107H218V106H216V109H217ZM221 107H222V106H221ZM237 107H238V106H237ZM261 107H262V106H261ZM261 107H260V108H261ZM263 107H264V105H263ZM263 107H262V108H263ZM16 108H17V110H18V106H16ZM33 108H34V109H33ZM47 108L49 109V107H47ZM47 108H46V109H47ZM65 108H66V109H65ZM143 108H142V109H143ZM145 108H144V109H145ZM161 108H162V107H161ZM161 108H160V109H161ZM179 108H181V107H179ZM185 108H184V110H185ZM211 108H212V107H211ZM213 108H214V107H213ZM231 108H232V107H231ZM238 108H239V107H238ZM242 108H243V107H241V108H239V109H242ZM248 108H249V107H248ZM252 108H253V107H252ZM252 108H251V109H252ZM262 108H261V109H262ZM8 109H9V108H8ZM13 109H14V108H13ZM20 109H21V108H20ZM22 109H23V108H22ZM153 109H154V108H153ZM166 109H165L164 111H167ZM192 109H193V108H192ZM192 109H191V110H192ZM203 109H204V108H203ZM261 109H260V110H261ZM24 110H26V109H24ZM38 110H36V111H38ZM44 110H45V109H44ZM139 110H140V109H139ZM188 110H189V108H188ZM193 110H194V109H193ZM199 110H200V108H199ZM219 110H220V109H219ZM221 110H222V108H221ZM227 110H229V109H227ZM242 110H243V112H244V111L246 110V108H245V110H244V109H242ZM249 110H250V108H249ZM254 110H256V109H254ZM40 111H39V114L41 113ZM48 111H49V110H48ZM52 111H54V110H52ZM78 111H77V113H78ZM140 111H142V110H140ZM143 111H144V110H143ZM143 111H142V113H140V114H143ZM147 111H148V110H147ZM164 111H163V112H164ZM178 111H181V109L178 110ZM185 111H186V110H185ZM201 111H202V108H201ZM205 111H206V110H205ZM209 111H211V110H209ZM229 111H230V110H229ZM234 111H235V110H234ZM262 111H263V110H262ZM7 112H10V111H7ZM22 112H23V111H22ZM33 112H32V113H33ZM43 112H44V111H43ZM70 112H71V111H70ZM70 112H69V113H70ZM138 112H139V111H138ZM145 112H146V110L144 111V113H145ZM148 112H150V110H149ZM159 112H160V111L158 110L157 113H159ZM171 112H172V111H171ZM171 112H169V114H170ZM175 112H176V110H175ZM187 112H188V111H187ZM206 112H207V111H206ZM220 112H221V111H220ZM220 112H215V113H218V114L220 115ZM232 112H233V111H232ZM237 112H239V111L237 110ZM240 112H241V111H240ZM255 112H256V111H255ZM5 113H6V111H5ZM19 113H21V112L19 111ZM23 113H24V112H23ZM54 113H55V112H54ZM71 113H72V112H71ZM73 113H74V112H73ZM152 113H150V114H152ZM164 113H165V112H164ZM164 113H163V114H164ZM173 113H174V112H173ZM173 113H172V116H171L169 119L166 118L164 115H163V116H164L165 118H164L162 115H161V116H162L164 119H166V120L168 119L167 123H169V120L173 117ZM184 113H185V112H184ZM188 113H189V114H193V113H195V112L190 113V110H189ZM211 113H212V111H211ZM246 113H247V112H246ZM252 113H253V112H252ZM259 113H260V112H259ZM7 114H8V113H7ZM36 114H37V112H36ZM41 114H43V113H41ZM140 114H139V115H140ZM147 114H148V113H147ZM155 114H156V113H155ZM167 114H168V113H167ZM169 114H168V116H169ZM178 114H180V116H181V112H180V113L178 112ZM182 114H183V112H182ZM189 114H188V115H189ZM197 114H200V111H199V113H197ZM197 114H196V117L198 118V116H200V115L197 116ZM207 114H208V113H207ZM212 114L214 115V112H213ZM218 114H216V116H217ZM232 114H233V113L230 114V112H229L230 117H231ZM234 114H236V112H235ZM238 114H239V113H238ZM238 114H236L237 117L239 116ZM244 114H245V113H244ZM263 114H264V113H263ZM0 115H1V114H0ZM4 115H5V114H4ZM12 115H13V114H12ZM14 115H15V114H14ZM23 115H25V114H23ZM27 115H28V114H27ZM57 115L59 116V114H57ZM65 115H66V114H65ZM65 115H64V116H65ZM71 115H72V114H71ZM77 115H78V114H77ZM137 115H138V113H137ZM137 115H136V116H137ZM153 115H154V114H153ZM170 115H171V114H170ZM174 115H176V114H174ZM205 115H206V114H204L203 116H205ZM225 115H226V114H225ZM229 115H226V117L229 116ZM240 115H241V113H240ZM2 116H3V115H2ZM8 116H10V115H8ZM31 116H34V115L32 114ZM37 116H38V115H37ZM54 116L56 117L55 114H54ZM60 116H61V115H60ZM62 116H63V115H62ZM62 116H61V117H62ZM73 116H74V115H73ZM132 116H133V118H132ZM143 116H144V115H143ZM155 116H156V115H155ZM192 116H193V115H191V117H192ZM209 116H211V115H209ZM220 116H221V115H220ZM232 116H233V115H232ZM241 116H242V115H241ZM241 116H239V118H240ZM247 116H248V115H247ZM260 116H261V114H260ZM263 116H264V115H263ZM14 117H16V116H14ZM21 117H22V115H21ZM27 117H28V116H27ZM29 117H30V116H29ZM35 117H36V115H35ZM35 117H33V118H35ZM55 117H53V114H52V113L49 114V112H47V114L45 113L44 115L40 116L39 118H35L34 120H33V118H32V120L34 121V123H33L34 125L31 126V129L29 128V129H30V132H29L28 136L25 137L24 140H20V139H22V138H20V137H19L20 139L18 138L19 134H18V135H17V134H14L13 131L15 130V128L10 132V134H8V135H7V134L4 135V136H8V139L3 140V135H2V134H3V133H7V130H8V129H7V130H6V129H2V128L0 129V210L2 211V213H1V211H0V242L3 241V244H0V245H1V246L4 245L3 248H4L5 251H6V253H2V254L0 255V264H65V263H63V262L65 261V257H67V256H65V254H64V256H65V257L63 256L64 258H63V257H61V258L58 257V253L60 252V251H58V250H59V248L63 245V244H62V245H58V244H60L59 241H61V240H59V238H60L59 236H61V235L57 234V232H58L57 230H58V229H57V230H53V231H50V230H49V232L46 233V234H44L45 231H44V232L42 231V232H40L41 234H39V235H35V236L33 235L34 237L31 235L30 237L28 236V237H26V238L20 239V241H19V239H17V240H16L17 242L13 240V239H16V237H17L18 234H19V233H17L15 230H17V228H18V230H19L20 228H24V227H25L24 225L28 223L29 219H32V218L34 217V216L32 217V214L35 215L34 212L32 213V211H33L34 209L38 208L39 206H41V205L38 206V203H39V202L37 203V201H38V197H39V199L41 200V197L43 198V196H44L43 194H41V195H42L41 197H40V195H39V194L41 193V189H40L41 184H42V185H43V183L45 184V182H43V175H42V174H43V171H44V168H45L46 165L44 166L43 164L49 162L47 156H48V153H50V152H49V150H48V152L43 151L42 149H40L41 147L39 148V145L41 146V144H39V140L42 139V138H40V137L44 136V135H42V134H44L46 130H47V132H48L49 127H53V130L50 128V130H52V132H53V131H56V130H57V127L61 126V124L57 122V120L60 119V118L58 117V119H57V117H56V121H55V119H54ZM80 117H81V115H80ZM82 117H84V116H82ZM149 117H150V116H149ZM152 117H154V116H152ZM152 117H151V119H150V120H151V123H152V120H154V119H152ZM156 117H157V116H156ZM187 117H188V116H187ZM189 117H190V116H189ZM194 117H195V116H194ZM194 117H193V118H194ZM206 117H208V115H207ZM206 117H205V119H206ZM217 117H218V116H217ZM222 117H223V114H222L221 117H219V120H220V118H222ZM224 117H225V116H224ZM233 117H234V116H233ZM237 117H236V118H237ZM257 117H258V116H257ZM1 118H2V117H1ZM8 118H9V117H8ZM23 118H24V117H23ZM131 118H132V119H131ZM135 118H136V117H135ZM159 118H160V117H159ZM163 118H162V119H163ZM193 118H192V119H193ZM199 118H200V117H199ZM201 118H202V117H201ZM213 118H214V117H213ZM236 118H235V119H236ZM241 118H242V117H241ZM241 118H240V119H241ZM249 118H250V117H249ZM253 118H254V117H253ZM259 118H260V117H259ZM6 119H7V117H6ZM9 119H10V118H9ZM15 119H16V118H15ZM62 119H63V118H62ZM64 119H65V118H64ZM80 119H81V118H80ZM82 119H85V118H82ZM148 119H149V118H148ZM155 119H156V118H155ZM160 119H161V118H160ZM175 119H176V122L179 121V118L176 117ZM182 119H183V118H182ZM188 119H190V118H188ZM194 119H196V118H194ZM202 119H203V118H202ZM222 119H223V118H222ZM225 119H229V118L227 117V118H225ZM240 119H239V120H240ZM242 119H243V118H242ZM254 119H255V118H254ZM3 120H4V118H3ZM16 120H17V119H16ZM16 120H15V121H16ZM28 120H29V119H28ZM30 120H31V119H30ZM32 120H31V121H32ZM138 120H139V118H138ZM138 120H136V123H137V122L139 123ZM150 120H149V122H150ZM166 120H165V121H166ZM171 120H172V119H171ZM173 120H174V118H173ZM177 120H178V121H177ZM183 120H184V119H183ZM199 120H201V119H198V120L196 119V121H197L196 123H198ZM206 120H207V119H206ZM208 120H209V117H208ZM214 120H215V119H214ZM231 120H234V119H231ZM237 120H238V118H237ZM244 120H245V119H244ZM247 120H248V119H247ZM15 121H13V122H15ZM17 121H18V120H17ZM17 121H16V122H17ZM23 121H24V120H23ZM23 121H22V122H23ZM33 121H32V122H33ZM59 121H61V119H60ZM64 121H65V120H64ZM140 121H142V120L140 119ZM143 121H144V120H143ZM143 121H142V122H143ZM145 121H146V120H145ZM147 121H148V120H147ZM158 121H160V120H158ZM184 121H185V120H184ZM184 121H182V122L184 123ZM188 121H189V120H188ZM194 121H195V120H194ZM201 121H202V120H201ZM210 121H212V119H211ZM216 121H217V120H216ZM220 121H222V120H220ZM220 121H218V122L220 123ZM226 121H227V120H226ZM234 121H235V120H234ZM252 121H253V120H252ZM2 122H3V121H2ZM2 122L0 123V124H1L0 127H2V126L4 125V124H2ZM6 122H7V121H6ZM8 122H9V120H8ZM13 122H12V123H13ZM16 122H15V123H16ZM142 122H140V124H139L141 129L144 127V124H145V122H143L144 124H143ZM149 122H148V123H149ZM155 122H156V121H155ZM160 122H162V124H163L164 121H160ZM172 122H174L173 124H175V120L172 121ZM179 122H180V121H179ZM179 122H178V123H179ZM182 122H180V123H182ZM190 122H191V121H189V124H190ZM192 122H193V121H192ZM218 122H217V124H218ZM223 122H224V124H225V121H223ZM228 122H229V121H228ZM232 122H233V121H232ZM241 122H242V121H241ZM4 123H5V121H4ZM15 123H14V124H15ZM30 123H31V122H30ZM61 123H62V122H61ZM65 123H66V122H65ZM141 123L143 124V127H141V126H142ZM148 123H147V124H148ZM178 123H177L176 125H178V127H180V126H179L180 123H179V124H178ZM201 123L203 124V122H201ZM205 123H206V121H205ZM210 123H211V122H210ZM214 123H215V122H214ZM236 123H238V121H237ZM242 123H243V122H242ZM255 123H256V122H255ZM16 124H17V123H16ZM19 124L21 125V123H19ZM25 124H26V122H25ZM131 124H134V123H131ZM131 124H130V126H131ZM155 124H156V123H155ZM169 124L171 125V123H169ZM169 124H168V128H169V126H170ZM192 124H193V123H191V125H192ZM202 124H200V125H202ZM211 124H212V123H211ZM224 124H222V125H224ZM227 124H228V123L225 124L226 127L229 126V125L227 126ZM229 124H230V122H229ZM249 124H250V123H249ZM9 125H10V124H9ZM9 125H8V126H9ZM29 125H30V124L28 123V127H30ZM136 125H137V124H136ZM136 125H135V126H136ZM152 125L154 126L153 123H152ZM164 125H166V122H165ZM176 125H175V127H177ZM183 125H184V124H183ZM197 125H199V123H198ZM205 125H206V124H205ZM222 125L220 124V125H218V126L216 125V126L219 128V127H221ZM16 126H18V125H16ZM16 126H15V127H16ZM24 126H26V125H24ZM114 126H112V128H113ZM133 126H134V125H132V128H133ZM137 126H138V125H137ZM137 126H136V128L138 129L139 127H137ZM145 126H146V125H145ZM150 126H151V124H150ZM159 126H160V125H159ZM162 126H163V125H162ZM166 126H167V125H166ZM187 126H188V125H187ZM193 126H194V125H193ZM212 126H213V124L210 125L208 128L211 129L210 127H212ZM238 126H240V125H238ZM238 126H237V127H238ZM242 126H243V125H242ZM242 126H241V127H242ZM21 127H23V126H21ZM26 127H27V126H26ZM26 127H25V128H26ZM109 127H110V130H111V131H110V132H111L110 135H109L108 133L105 134V133H106L105 130H107V129L109 130ZM125 127H124V128H125ZM128 127H129V126H128ZM148 127H149V124H148ZM156 127H158V125H157ZM175 127H174V128H175ZM178 127H177V128H178ZM181 127H182V126H181ZM181 127H180V131H181ZM185 127H186V126H184L183 128H184V129L188 128V130H190L189 128H193L192 126H190V127H186V128H185ZM197 127H198V126H197ZM197 127L195 126V129H196ZM214 127H215V125H214ZM222 127H223V126H222ZM226 127H225V126L223 127V129L225 128V130H223V131H226V129H228V128H226ZM231 127H232V126H230V130H231ZM260 127H262V124H261ZM19 128H20V127H19ZM134 128H135V127H134ZM134 128H133V130H131V132L134 131ZM149 128H150V127H149ZM158 128H162V127L160 126V127H158ZM168 128H167V129H168ZM183 128H182V129H183ZM199 128H202V127L199 126ZM206 128H207V127H206ZM215 128H216V127H215ZM218 128H217V129H218ZM11 129H12V128H11ZM58 129H59V128H58ZM115 129H116V127H115ZM115 129H114V130H115ZM125 129H127V128H125ZM125 129H123V131H124ZM128 129H129V128H128ZM143 129H144V128H143ZM143 129H142V130H143ZM147 129H148V128H147ZM152 129H153V128H152ZM154 129H155V128H154ZM163 129L166 130V127H164ZM172 129H173V128H172ZM195 129H194V130H195ZM220 129H221V128H220ZM241 129H242V128H241ZM254 129H255V128H254ZM263 129H264V128H263ZM21 130H22V128H21ZM23 130H24V129H23ZM108 130H107V132H108ZM114 130H113V131H114ZM116 130H117V129H116ZM119 130H120V129H119ZM135 130H136V129H135ZM138 130H139V129H138ZM145 130H146V129H144V131H145ZM178 130H179V128H178ZM188 130H185V132L188 131ZM196 130H197V131H196V133H197V132H198V128H197ZM207 130H208V129H207ZM213 130H214V129H213ZM218 130H219V129H218ZM221 130H222V129H221ZM221 130H219V131H221ZM228 130H229V129H228ZM243 130H244V129H243ZM243 130H242V131H243ZM252 130H253V129H252ZM104 131H105V132H104ZM123 131H122V132L119 131L121 137L118 136L119 139L121 140V142L124 141V139L122 140L121 138H125V136L122 137V135H124L125 132L127 133V131H124V134H121V133H123ZM149 131H150V130H149ZM152 131H153V130H152ZM157 131H158V130H157ZM171 131H172V132H175V131H173V130H171ZM171 131H169L168 134H170ZM182 131H184V130H182ZM210 131H211V130H210ZM8 132H9V131H8ZM20 132H21V131H20ZM140 132H141V131H140ZM140 132H139V133H140ZM155 132H156V130H155ZM161 132H162V130H160V133H161ZM185 132H184V136L187 135V134L185 135ZM190 132H191V131H190ZM200 132H201V131H200ZM202 132H203V129H202ZM204 132H205V130H204ZM212 132H213V131H212ZM229 132H230V131H229ZM229 132H225V133L228 134ZM239 132H241V130H240ZM263 132H264V131H263ZM15 133H16V132H15ZM23 133H24V132H23ZM27 133H28V131H27ZM49 133L51 134V132H49ZM117 133H118V132L116 131V134H115L116 136H117ZM133 133H136V136H135V134H133L134 136H133L132 139L126 137V139H128V140L130 139L131 143H130V141H129V143L131 144L132 147H133V145L136 143L135 141H136L139 137H141V138H139V139H141V142L144 141V139H142V138H143L142 136H140L139 134H138L139 137L137 136V132L134 131ZM145 133H146V131L144 132V134H145ZM147 133H148V132H147ZM176 133H177V132L172 133L171 136H172L173 134H176ZM196 133H195V134H196ZM208 133H209V132H208ZM216 133H217V130H216ZM219 133H221V132H219ZM47 134H48V133H47ZM53 134H54V132H53ZM53 134H52V135H53ZM128 134H129V133H128ZM140 134H142V132H141ZM150 134H151V133H150ZM150 134H149V135H150ZM197 134H198V133H197ZM197 134H196L195 136H197ZM199 134H202V133H199ZM221 134H222V133H221ZM221 134H219V135H221ZM229 134H230V133H229ZM233 134H235V133H233ZM233 134H231V135L233 136ZM247 134H249V133H247ZM22 135H23V134H22ZM24 135H25V134H24ZM106 135H107V136L109 135V136L106 137ZM115 135H114V133H113V136H112L113 138L110 137V138L113 139V141H112V139H111L110 141H112V142H116V139H114V138H115V137H114ZM118 135H119V134H118ZM149 135H148L147 137H150ZM157 135H158V134H157ZM160 135H161V134H160ZM160 135H158V137H160ZM162 135H164V134H162ZM165 135H166V132H165ZM180 135H181V134L179 133V136H180ZM182 135H183V133H182ZM188 135H189V134H188ZM192 135H194L193 132H192ZM214 135H215V133H214ZM255 135H256V133H255ZM45 136H47V135L45 134ZM54 136H55V135H54ZM126 136H130V135H127V134H126ZM144 136H146V135H144ZM153 136L156 137L155 134H154ZM153 136H152V137H153ZM171 136L169 135L167 138H169V137H171ZM176 136H177V134H176ZM179 136H178V137H179ZM190 136H191V135H190ZM190 136H189V137H190ZM195 136L193 137L194 139H195ZM223 136H225L224 133H223ZM226 136H227V135H226ZM22 137H23V136H22ZM47 137H49V136H47ZM47 137H46V138H47ZM50 137H51V135H50ZM131 137H132V136H131ZM147 137H146V139H147ZM155 137H153V139H154ZM161 137H162V136H161ZM164 137H165V136H164ZM178 137H177V139H178ZM200 137H201V136H200ZM207 137H208V136H207ZM227 137H228V136H227ZM234 137H235V136H234ZM263 137H264V136H263ZM44 138H45V137H44ZM116 138H117V137H116ZM136 138H137V139H136ZM173 138H174V136H173ZM175 138H176V137H175ZM180 138H181V137H180ZM183 138H184V137H183ZM187 138H188V137H187ZM190 138L192 139V136H191ZM209 138H211V137L209 136ZM18 139L21 141L20 143H19V140H18ZM52 139H53V137H52ZM52 139H51V140H52ZM54 139L56 140V138H54ZM117 139H118V138H117ZM119 139H118V141H119ZM134 139H136V140H134ZM139 139H138V140H139ZM153 139H152V140H153ZM157 139H160V138H157V137H156V140H154V141H157ZM169 139H170V138H169ZM194 139H192V140H194ZM207 139H208V138H207ZM230 139H231V138H230ZM237 139H238V138H237ZM254 139H255V138H254ZM45 140H46V139H44V140H42V141L45 142ZM47 140H48V139H47ZM51 140H49V142H50ZM58 140H60V139H57V141H58ZM87 140H88V139H87ZM147 140H148V139H147ZM160 140L162 141V139H160ZM160 140L158 141L159 143H160ZM175 140H176V139H175ZM180 140H181V142H183V139H182V138H181ZM184 140H185V138H184ZM187 140H188V139H187ZM192 140H191L190 142H192ZM223 140H224V139H223ZM245 140H246V139H245ZM247 140H248V139H247ZM40 141H41V140H40ZM57 141H56V143H58ZM92 141H88V142H91V143H92ZM107 141L109 142V138H108ZM126 141H127V140H126ZM139 141H140V140H139ZM163 141H164V140H163ZM163 141H162V143H165V142H163ZM170 141H171L172 143L174 142V141H172V139H171ZM185 141H186V140H185ZM185 141H184V142H185ZM188 141H189V140H188ZM235 141H236V140H235ZM239 141H241V140L239 139ZM263 141H264V140H263ZM23 142L25 143V145H24ZM52 142H53V141H52ZM103 142H104V141H103ZM105 142H106V141H105ZM112 142H109V143H112ZM119 142H120V141H119ZM119 142H118L117 144H119ZM134 142H135V143H134ZM146 142H147V141H146ZM178 142H180V141H178ZM178 142H176V143L178 144ZM193 142H195V141H193ZM222 142H223V141H222ZM245 142H246V141H245ZM248 142H250V139L248 140ZM16 143H18V144L16 145ZM42 143H43V142H42ZM45 143H46V142H45ZM50 143H51V142H50ZM50 143H48V144H50ZM84 143H85V142H84ZM91 143H90V144H91ZM100 143L103 144L102 142H100ZM100 143H99V144H100ZM126 143H127V142H126ZM137 143H138V142H137ZM172 143H171V144H172ZM202 143H203V142H202ZM219 143H221V142L219 141ZM225 143H226V142H225ZM242 143H243V142H242ZM258 143H259V142H258ZM22 144H23L24 148H23V150L21 149V151H20V150L18 149V147H19L20 145H21V147H22ZM43 144H44V143H43ZM48 144H45V145H48ZM52 144H53V145H56V144H54V143H52ZM90 144H89V146H90ZM92 144H94V143H92ZM97 144H98V143H97ZM99 144H98V145H99ZM112 144H113V143H112ZM115 144H116V143H115ZM130 144H129V147H131ZM166 144H168V143H166ZM173 144H174V143H173ZM182 144H183V143H181V145H182ZM190 144H191V143H190ZM216 144H217V143H216ZM235 144H236V143H235ZM239 144H240V143H239ZM59 145H60V144H59ZM64 145H65V144H64ZM104 145H105V144H104ZM108 145H109V144H108ZM108 145H107V151H109V149H110L109 147L114 146V145H112V146H109V147H108ZM123 145H124V144H123ZM127 145H128V143H127ZM137 145H138V144H137ZM137 145H136V146H137ZM157 145H159V144H157ZM207 145H208V143H207ZM210 145H211V144H210ZM48 146H50V145H48ZM87 146H88V145L86 144V147H87ZM99 146H100V145H99ZM99 146H98V147H99ZM118 146H120V145H118ZM134 146H135V145H134ZM136 146H135V147H136ZM138 146H139V145H138ZM138 146H137V147H138ZM145 146H146V145H144V146H143V145L140 146V147H139L140 150L142 149V147L146 148V147L148 146V143H147V146H146V147H145ZM153 146L155 147V144H154ZM153 146H152V147H153ZM166 146H167V145H166ZM168 146H169V144H168ZM174 146H176V145L174 144ZM178 146H180V145H178ZM182 146H183V145H182ZM185 146H188V144L185 145ZM214 146H215V145H214ZM214 146H213V148H214ZM245 146H246V145H245ZM247 146H248V145H247ZM249 146H250V144H249ZM51 147H52V146H51ZM51 147H50V148H51ZM53 147L55 148V146H53ZM53 147H52V149H53ZM60 147H62V146L60 145ZM84 147H85V146H84ZM96 147H97V145H96ZM98 147H97V148H98ZM100 147H102V145H101ZM105 147H106V146H104V147H103L104 149H103V148H102V149L106 152ZM116 147H117V146H116ZM125 147H127V146H125ZM172 147H173V145H172ZM215 147H216V146H215ZM225 147H226V146H225ZM236 147H238V146H236ZM254 147H255V146H254ZM256 147H257V146H256ZM261 147H262V145H261ZM88 148H89V147H87V149H88ZM90 148H92V147L90 146ZM121 148H123V147H121ZM148 148H150V147H148ZM148 148H147V149H148ZM156 148H157V147H156ZM167 148H168V147H166V148L163 147V149H167ZM175 148H176V147H175ZM179 148H180V147H179ZM182 148H183V147H182ZM193 148H194V147H193ZM195 148H196V147H195ZM229 148H231V147H229ZM232 148H233V147H232ZM234 148H235V147H234ZM247 148H248V147H247ZM56 149H57V150H60V148L58 149L57 147H56ZM94 149H95V148H94ZM94 149H93V150H94ZM112 149L115 150V147L112 148ZM126 149H127V148H126ZM126 149H124V150H126ZM132 149H134V147L131 148V149H128L129 152H130V150H132ZM147 149H142L141 152L143 153V150L145 151V150H147ZM158 149H159V151H160V148H159V147H158ZM163 149H162V150H163ZM214 149L216 150V148H214ZM218 149H219V148H218ZM240 149H241V148H240ZM240 149H239V150H240ZM250 149H251V148H250ZM253 149H254V148H253ZM73 150H72V151H73ZM99 150H100V152L102 151L101 148H99ZM99 150H97V151H99ZM120 150H121V149H120ZM137 150H138V149H137ZM153 150H155V149L152 148V154L150 155V157H151L152 155H155V154L153 153ZM176 150H177V148H176ZM178 150H180V149H178ZM178 150H177V151H178ZM183 150H184V149H183ZM197 150H198V149H197ZM197 150H196V151H197ZM212 150H213V149H212ZM222 150H223V148H222ZM222 150H221V151H222ZM226 150H227V149H226ZM254 150H255V149H254ZM257 150H258V149H257ZM51 151H52V150H51ZM54 151H55V150H54ZM54 151H53V152H54ZM80 151H81V150H80ZM84 151H85V150H84ZM95 151H96V150H95ZM95 151H93V152H95ZM104 151H102V153H103ZM110 151H112V150H110ZM133 151H134V150H133ZM133 151H132V153H131L132 155H133ZM150 151H151V150H149V153H150ZM157 151H158V150H157ZM157 151H156V152H157ZM171 151H174V153H177L176 156L178 157V159H175L174 157H172V158L175 159V160H179V156H178V155H179V154L181 155V152L178 154V152H175V150H172V149H171ZM171 151H170V152H171ZM186 151H187V150H186ZM193 151H194V150H192V152H193ZM196 151H195V152H196ZM200 151H201V150H200ZM209 151H210V150H209ZM224 151H225V150H224ZM224 151H223V152H224ZM227 151H228V150H227ZM230 151H231V150H230ZM263 151H264V150H263ZM57 152H58V151H57ZM61 152H62V151H61ZM64 152H65V150H64ZM67 152H68V151H67ZM87 152H88V151H87ZM90 152H92V151H90ZM93 152H92V153H93ZM118 152L120 153V151H117V153H118ZM122 152H123V150H122ZM125 152H126V151H125ZM139 152H140V151H139ZM147 152H148V151H147ZM156 152H155V153H156ZM168 152H169V151H168ZM233 152H234V151H233ZM238 152H239V151H238ZM241 152H242V151H241ZM241 152H240V153H241ZM253 152H254V151H253ZM72 153H73V152H72ZM78 153H80V152L78 151ZM81 153H82V152H81ZM88 153H89V152H88ZM115 153H116V152H115ZM142 153H139L138 156L141 157L140 154H142ZM145 153H146V151L144 152V154H145ZM164 153H165V152H164ZM182 153H183V152H182ZM186 153H187V152H186ZM202 153H203V152H202ZM211 153H212V152H211ZM214 153L216 154V152H214ZM217 153H218V152H217ZM254 153H255V152H254ZM257 153H258V151H257ZM26 154H30V156H32L33 159L35 160L34 163H36V165H37V166H36V171L33 172V173H35V174H33L34 177H33V175H32V178H33V179H31V178L29 179L30 184H29L28 188H27V186H26V181L24 180V181H25V183H24L25 185H24V186H26L27 189H25V191L22 190L21 192H18V191L16 190L17 192H15V193H18V195L12 197V194H14L13 192L15 191V189H14L11 185H9L8 182L10 181V184H11L12 177H13V179H16V181H17V179H18V178H19V179L22 178L23 173L26 172L24 168H26L27 166L24 167L23 164L21 163L22 166H23L24 168L21 169L22 167H21V166L19 167V163H20L21 160H22L21 157L24 156V155H26ZM50 154H51V153H50ZM53 154H54V153H53ZM55 154H56V152H55ZM55 154H54V155H55ZM57 154H58V153H57ZM57 154H56V156H57ZM64 154H66V153H64ZM68 154H70V153H68ZM76 154H77V153H76ZM95 154H96V152H95ZM99 154H100V153H97L98 157L100 158V155H99ZM110 154H111V152H110ZM112 154H113V151H112ZM112 154H111V155H112ZM122 154H123V153H122ZM125 154H126V153H125ZM129 154H130V153H129ZM129 154H127V155H129ZM136 154H137V153H134V156H135ZM146 154H147V153H146ZM171 154H172V153H171ZM184 154H185V153H184ZM187 154H189V151H188ZM192 154H193V153H192ZM194 154L197 155L198 153H194ZM219 154H220V152H219ZM221 154H222V153H221ZM66 155H67V154H66ZM79 155H80V154H79ZM91 155H92V154H91ZM102 155H103V154H102ZM102 155H101V156H102ZM108 155H109V153H108ZM118 155H119V154H118ZM132 155H131V156H132ZM142 155H143V154H142ZM147 155H148V154H147ZM160 155H161V154H160ZM174 155H175V154H174ZM174 155H168V156L170 157V156H174ZM196 155H195V156H196ZM228 155H229V154H228ZM243 155H244V153H243ZM247 155H248V154H247ZM262 155H263V154H262ZM51 156H52V154H51ZM67 156H68V155H67ZM73 156H74V155H73ZM73 156H72V157H73ZM76 156H77V155H76ZM81 156H83V155H81ZM84 156L87 157V154H86V155L84 154ZM89 156H90V155H88V157H89ZM93 156H94V155H93ZM109 156H110V155H109ZM122 156H123V157H124V156L126 157V155H122ZM136 156H137V155H136ZM166 156H167V153H166ZM176 156H175V157H176ZM182 156H183V158L186 159V157H184L183 154H182ZM185 156H187V155L185 154ZM188 156H191V155H188ZM200 156H201V155H200ZM221 156H223V155H221ZM60 157H62V156L60 155ZM64 157H65V156H64ZM70 157H71V156H70ZM72 157H71V159H72ZM79 157H80V156H79ZM98 157H97V158H98ZM102 157H103V156H102ZM112 157H113V156H112ZM139 157H138L137 159H139ZM143 157H144V156L141 157V158H142V161H143ZM148 157H149V156H148ZM148 157L146 158V156H145L144 158H146L147 160L150 161L151 159H149L150 157H149V158H148ZM152 157L155 159L157 156H156V157L152 156ZM152 157H151V158H152ZM164 157H165V154H164ZM177 157H176V158H177ZM193 157H194V156H192V158H193ZM219 157H220V156H219ZM224 157H225V156H224ZM234 157H235V156H234ZM26 158H28V156H27ZM54 158H55V160H56V157H54ZM68 158H69V157H68ZM74 158H75V157H74ZM81 158H82V157H81ZM83 158H84V157H83ZM83 158H82V159H83ZM89 158H90V157H89ZM120 158H121V157H120ZM120 158H119V159H120ZM129 158H132V157H129ZM181 158H182V157H181ZM188 158H189V157H188ZM188 158H187V160H188ZM190 158H191V157H190ZM195 158H196V157H195ZM231 158H232V157H231ZM57 159H58V158H57ZM59 159H60V158H59ZM64 159H65V158H64ZM64 159H63V160H64ZM79 159H80V158H79ZM90 159H91V158H90ZM90 159H89V160H90ZM100 159H101V158H100ZM107 159H108V158H107ZM110 159H111V158H110ZM117 159H118V157H117ZM117 159H115V156H114V160L117 161ZM122 159H124V158H122ZM127 159H128V157H127ZM127 159H126V160H127ZM135 159H136V157H135ZM146 159H145V161H147ZM157 159H158V158H157ZM161 159H163V158H161ZM168 159H169V158H168ZM203 159H204V158H203ZM226 159H227V158H226ZM229 159H230V158H229ZM237 159H239V158H237ZM258 159H259V158H258ZM24 160H25V159H24ZM61 160H62V159H61ZM76 160H78V158H77ZM87 160H88V158H87ZM103 160H105V159H103ZM114 160H112V161H114ZM120 160H121V159H120ZM124 160H125V159H124ZM126 160H125V161H126ZM132 160H133V159H132ZM132 160H131V162L133 163L134 161H132ZM159 160H160V159H158L157 161H159ZM165 160H167V159H165ZM175 160H174V161H175ZM210 160H211V159H210ZM219 160H220V159H219ZM230 160H232V159H230ZM251 160H252V159H251ZM254 160H255V158H254ZM29 161H30V160H29ZM72 161H74V160L72 159ZM82 161H83V160H82ZM91 161H92V160H91ZM95 161H97V159L94 160V163H96ZM98 161H99V159H98ZM105 161H106V163H108L107 160H105ZM136 161H137V160H136ZM140 161H141V160H140ZM142 161H141V162H142ZM149 161H148V164H150ZM152 161H154V160H152ZM152 161H151V164H150V165H152V163H154V162H152ZM170 161H171V160H170ZM174 161H173V162H174ZM182 161H183V160H182ZM182 161L176 162V163H174V164H178V163H180V162H182ZM202 161H203V160H202ZM213 161H214V160H213ZM213 161H211V162H213ZM25 162H28L27 159H26V161H24V163H25ZM56 162H58V161H56ZM67 162H68V161H67ZM74 162H75V161H74ZM78 162H79V161H77V164H78V166H80V165H79L80 163H78ZM100 162H102V160H101ZM100 162H99V165H100ZM110 162H111V161H110ZM121 162H122V160H121ZM127 162L130 163L129 160H128ZM138 162H139V161H138ZM141 162H140V163H141ZM143 162H144V161H143ZM185 162H186V160H185ZM209 162H210V161H209ZM230 162H231V161H230ZM243 162H244V161H243ZM253 162H254V161H253ZM259 162H261V161H259ZM262 162H263V161H262ZM28 163H29V162H28ZM28 163H27V164L25 163V164L28 165ZM61 163H62V162H61ZM65 163H66V162H65ZM72 163H73V162H72ZM88 163H90V162H88ZM132 163H131V164H132ZM134 163H135V162H134ZM144 163H145V165H147L146 162H144ZM155 163H156V159H155ZM158 163H159V162H157V165H158ZM162 163H168V162H165V161L162 162V161H161V163H160V165H159L160 167H161V164H162ZM205 163H206V162H205ZM213 163H214V162H213ZM215 163H216V162H215ZM220 163H221V162H220ZM247 163H248V162H246V164H247ZM56 164H57V163H56ZM67 164H68V163H67ZM73 164H74V163H73ZM77 164H76V166H77ZM101 164H102V163H101ZM120 164H123V163H120ZM168 164H169V163H168ZM206 164H207V163H206ZM254 164H255V163H254ZM257 164H258V163H257ZM263 164H264V163H263ZM29 165H30V163H29ZM68 165H69V164H68ZM68 165H66V167H67ZM82 165H83V164H82ZM92 165H94V164H92ZM99 165H98V167H99ZM102 165H103V164H102ZM105 165H106V164H105ZM107 165H109V163H108ZM107 165H106V166H107ZM113 165H114V164H113ZM138 165H139V163H138ZM143 165H144V164H142V167H143ZM145 165H144V166H145ZM157 165H156V166H157ZM163 165H164V164H163ZM163 165H162V167H163ZM165 165H166V164H165ZM181 165H182V164H181ZM194 165H195V164H194ZM200 165H201V164H200ZM211 165H212V164H211ZM211 165H210V166H211ZM248 165H249V164H248ZM248 165H247V166H248ZM33 166H34V165H33ZM33 166H32V167H33ZM56 166H59V167H60L61 165H56ZM64 166H65V165H64ZM76 166H75V167H76ZM78 166H77V168H80V167H78ZM83 166H86V165H83ZM83 166H82V168H81L80 170H83V168H84ZM94 166H95V165H94ZM114 166H116V164H115ZM129 166H130V164H129ZM132 166H133V167L136 166V168H137V164H136V165H132ZM132 166H131V167H132ZM174 166H175V165H174ZM178 166H179V165H178ZM178 166L176 165V167H178ZM184 166H185V165H184ZM187 166H188V165H187ZM203 166H204V165H203ZM213 166H214V165H213ZM226 166H227V165H226ZM226 166H225V167H226ZM244 166L246 167V165H244ZM28 167H29V166H28ZM59 167H58L57 169H59ZM70 167H71V166H70ZM70 167L68 166L69 169H68V168H67V169L73 171L72 169L74 168V166H73V168L71 167V169H70ZM109 167H110V165H109ZM111 167H112V166H111ZM111 167H110V168H111ZM119 167L121 168V166H118V168H119ZM124 167H125V166H124ZM142 167H141V168H142ZM150 167H151V166H150ZM154 167H155V166H154ZM157 167H158V166H157ZM157 167H155V168H157ZM170 167H173V165H170ZM196 167H197V166H196ZM201 167H202V166H201ZM262 167H263V165H262ZM87 168H88V166H87ZM102 168H103V166L101 167V169H102ZM104 168H105V167H104ZM104 168H103V169H104ZM120 168H119V173H121V172H120V170H121ZM126 168H127V167H126ZM141 168H140V169H141ZM143 168H144V167H143ZM152 168H153V166H152ZM152 168H149V169L151 170ZM182 168H183V167H182ZM182 168H181V169H182ZM199 168H200V167H199ZM218 168H219V167H218ZM220 168H221V167H220ZM242 168H243V167H242ZM28 169H29V168H28ZM31 169H32V168H30L29 174H32V173H30V172H32ZM34 169H35V168H33V170H34ZM60 169H61V167H60ZM101 169H99V170L97 169V171L94 170V174H96L95 172H98V171H100ZM112 169H113V168H112ZM138 169H139V168H138ZM140 169H139V170H140ZM147 169H148V167H147ZM158 169H159V168H158ZM158 169H156V170L158 171ZM165 169H166V168H165ZM165 169H164V170H165ZM178 169H179V168H178ZM178 169H177V170H178ZM201 169H204V168L202 167ZM61 170H62V169H61ZM61 170H60L59 172H61V173L63 174V171H64V170H63V171H61ZM65 170H66V169H65ZM78 170H79V169H78ZM86 170H87V169H86ZM105 170H106V169L102 170V172L104 171V172H103L104 175H106V174H105V173H106ZM116 170H117V169H116ZM126 170H127V169H126ZM141 170H142V169H141ZM150 170H148V171H150ZM162 170H163V168H162ZM162 170L159 169V172H158V173H161L160 171H162ZM168 170H169V169H168V167H167V171H168ZM174 170H175V169H174ZM177 170H176V171H177ZM186 170H188V169H186ZM190 170H191V169H190ZM197 170H198V169H197ZM204 170H206V169H204ZM219 170H220V169H219ZM24 171H25V172H24ZM57 171H58V170H57ZM88 171H91V170L88 169ZM92 171H93V170H92ZM92 171H91V173H92ZM111 171H112V170H108L107 172H111ZM114 171H115V169H114ZM114 171H112V173H114ZM152 171H153V170H152ZM152 171H150L149 174H151ZM154 171H155V170H154ZM167 171H166V172H167ZM199 171H200V173H201V170H200V169H199ZM199 171H198V172H199ZM202 171H203V170H202ZM206 171H208V170H206ZM206 171H205V172H206ZM253 171H255V170H253ZM68 172L71 173L70 171H68ZM77 172H78V171H77ZM79 172H80V171H79ZM81 172H82V171H81ZM85 172H86V171H85ZM135 172H136V171H135ZM170 172H171V171H170ZM185 172H186V171H184V173H185ZM211 172H212V171H211ZM213 172H214V170H213ZM230 172H231V171H230ZM66 173H67V170H66ZM103 173H102V175H103ZM115 173H116V175H118V172H117V171H116ZM124 173H125V174L122 173L123 175H125V176L123 177L124 180L121 178L123 181H125L126 179H128V175H127V178L125 179L126 174H127L128 172H127V173L124 172ZM132 173H134V172H132ZM137 173H138V172H137ZM137 173H134V175H137ZM141 173H142V171H141ZM155 173H156L155 176L158 175L157 172H155ZM175 173H176V172H175ZM175 173H173V174L175 175ZM189 173H190V172H189ZM218 173H219V172H218ZM223 173H224V172H223ZM238 173H239V172H238ZM27 174H28V173H27ZM27 174H26V175H27ZM44 174H46V173H44ZM62 174H61V175H62ZM78 174H79V173H78ZM84 174H85V173H84ZM100 174H101V172H100ZM138 174H139V173H138ZM153 174H154V172H153ZM165 174H167V173H165ZM170 174H172V173H170ZM186 174H187V173H186ZM190 174H191V173H190ZM193 174H194V173H192V175H193ZM211 174L213 175V173H211ZM225 174H226V173H225ZM26 175H25V176H26ZM57 175H58V174H57ZM64 175H65V174H63V176H64ZM67 175H68V174H66L65 176H67ZM71 175H72V174H71ZM79 175H80V174H79ZM89 175H90V173H89ZM96 175H97V174H96ZM96 175L93 176L94 178L91 177V180L94 179L95 181H94V180H92V181H94V183H97V186H99L98 184H100V182H97L96 179H98V181H99V178H100V180H101L102 178H101L100 175H98V176H100L99 178L96 177ZM104 175H103L102 177H104ZM109 175H112V174L109 173ZM114 175H115V174H114ZM120 175H121V174H120ZM130 175H131V173H130ZM132 175H133V174H132ZM143 175H145V174L143 173ZM163 175H164V171H163ZM167 175H168V174H167ZM177 175H178V173H177ZM187 175H188V174H187ZM203 175H204V174H203ZM208 175H209V174H208ZM208 175H207V176H208ZM219 175H220V174H219ZM222 175H223V174H222ZM29 176H30V175H29ZM58 176H59V178H60V175H58ZM69 176H70V175H69ZM75 176H76V175H75ZM80 176L82 177V175H80ZM86 176H87V175H86ZM90 176H91V175H90ZM145 176H146V175H145ZM145 176H143V177H145ZM161 176H162V173H161V175H160V178H161ZM164 176H166V175H164ZM168 176H169V175H168ZM175 176H176V175H175ZM199 176H200V175H199ZM30 177H31V176H30ZM44 177H46V176L44 175ZM67 177H68V176H67ZM67 177H66V178H67ZM76 177H78V176H76ZM84 177H85V175H84ZM84 177H82V178H84ZM95 177H96V178H95ZM107 177H108V176H107ZM113 177H114V176H113ZM117 177H118V176H117ZM120 177H121V176H120ZM130 177H131V176H130ZM138 177H139V176H138ZM150 177H151V175H149V178H150ZM158 177H159V176H158ZM158 177H156V179L154 178V180H155L156 182L158 181V180H157ZM162 177H163V176H162ZM170 177H172V176H170ZM170 177H165L166 179L168 178V180H164V181H166V183H167L169 180H171V181H169V182H171V183H169V182H168V183L173 185V183H172L173 181H172V180H174V179H172V178H174V177H172V178H170ZM248 177H249V176H248ZM261 177H262V175H261ZM49 178H50V177H49ZM82 178H80V179H82ZM88 178H89V176H88ZM132 178L135 179L134 176H132ZM136 178H137V176H136ZM152 178H153V177H152ZM152 178H151V179H152ZM165 178H164V179H165ZM205 178H206V177H205ZM212 178H213V177H212ZM251 178H253V177H251ZM262 178H263V177H262ZM8 179H9V180H8ZM45 179H46V182H47L48 177L45 178ZM50 179H51V178H50ZM57 179H58V178H57ZM61 179H62V176H61ZM67 179H68V178H67ZM77 179L79 180V178H76V180H75L76 182H77ZM85 179L87 180V177H86ZM103 179L106 180L105 177H104ZM103 179H102V180H103ZM107 179H108V178H107ZM110 179H111V178H110ZM114 179H115V178H114ZM114 179L111 180V181H114ZM118 179H119V178H118ZM130 179H131V178H130ZM134 179H133L132 181H134ZM146 179H148V178H146ZM161 179H162V178H161ZM181 179H182V178H181ZM199 179H200V178H199ZM201 179H202V178H201ZM209 179H210V178H209ZM213 179H214V178H213ZM222 179H223V178H222ZM225 179H226V178H225ZM236 179H237V178H236ZM240 179H241V178H240ZM263 179H264V178H263ZM59 180H60V179H59ZM65 180H66V179H64L63 181H65ZM68 180H70V178H69ZM88 180H90V179H88ZM88 180H87V181H88ZM108 180H109V179H108ZM148 180H149V179H148ZM176 180H177V179H176ZM185 180H186V179H185ZM20 181H21V180H20ZM51 181H52V180H51ZM51 181H48V182H51ZM72 181H73V180H72ZM75 181H74V183H75ZM83 181L85 182V180H83ZM111 181H109V182L111 183ZM115 181H116V179H115ZM140 181H141V178H140ZM151 181H152V180H151ZM151 181H149V182H151ZM174 181H175V180H174ZM203 181H204V180H203ZM212 181H213V180H212ZM215 181H216V180H215ZM219 181H220V180H219ZM13 182H14V184H15V181H13ZM13 182H12V183H13ZM48 182H47V183H48ZM66 182H67V181H65V183H66ZM78 182H80V181H78ZM116 182H117V181H116ZM129 182H131V181H129ZM160 182H161V180H160L159 183H158L159 185H161ZM178 182H180V181H178ZM192 182H193V181H192ZM207 182H208V181H207ZM252 182H253V181H252ZM16 183H17V182H16ZM19 183H21V182H18V184H19ZM58 183L61 184L62 182L60 183V182L58 181ZM68 183H69V182H68ZM68 183H66V184H68ZM71 183H73V182H71ZM71 183H70V184H71ZM74 183H73V184H74ZM80 183H81V182H80ZM87 183H92V182H87ZM87 183H85V185L88 186ZM103 183H105V182H103ZM110 183H108V184H110ZM112 183H115V182H112ZM117 183H119V182H117ZM151 183H152V182H151ZM162 183L164 184V182H162ZM211 183H213V182H211ZM216 183H217V182H216ZM220 183H221V182H220ZM227 183H228V182H227ZM53 184H54V183H53ZM70 184H69V185H70ZM73 184H72V185H73ZM77 184L79 185V183H77ZM105 184H107V183H105ZM121 184H123V183H120V185H121ZM134 184H135V183H134ZM134 184H133V185H134ZM136 184H138V183H136ZM139 184H140V183H139ZM143 184H144V183H143ZM152 184H153V183H152ZM158 184H157V185H158ZM169 184H167L166 189L169 188V187H168ZM247 184H248V183H247ZM247 184H246V185H247ZM72 185H71L70 188H72ZM78 185H75V186L73 185V186L76 187V186H78ZM80 185H81V184H80ZM101 185H102V181H101ZM111 185H112V184H110V187H111ZM115 185H116V183H115ZM115 185H113V186L115 187ZM117 185H118V184H117ZM117 185H116L115 188H114L113 186H112V187L116 190L117 188H119V187H117ZM126 185H128V188H131V187H129V186H130L129 183H128V184L126 183ZM126 185H125V186H126ZM131 185H132V184H131ZM165 185H166V184H164L163 186H159V187H164ZM186 185H187V184H186ZM200 185H201V184H200ZM207 185H208V184H207ZM238 185H239V184H238ZM15 186H16V185H15ZM15 186H14V187H15ZM43 186H44V185H43ZM51 186H52V185H51ZM61 186H62V185H61ZM95 186H96V185H95ZM95 186H94V187H95ZM104 186H105V185H104ZM107 186H108V185H107ZM118 186H119V185H118ZM122 186H123V185H121V188L123 189L124 186H123V187H122ZM134 186H135V185H134ZM174 186H175V185H174ZM191 186H192V185H191ZM193 186H194V184H193ZM195 186H196V185H195ZM218 186H219V185H218ZM221 186H222V185H221ZM239 186H240V185H239ZM254 186H255V185H254ZM17 187H19V186H17ZM45 187H46V186H45ZM84 187H85V186H84ZM92 187H93V186H92ZM94 187H93V188H94ZM108 187H109V186H108ZM135 187H137V186H135ZM167 187H168V188H167ZM179 187H180V186H179ZM185 187H186V186H185ZM189 187H190V186H189ZM216 187H217V186H216ZM224 187H225V186H224ZM258 187H259V186H258ZM23 188H24V187H23ZM43 188H44V187H43ZM48 188H50V187H48ZM64 188H65V187H64ZM64 188H59V190H60V189H63V190H64ZM97 188H99V187H97ZM102 188H104V187H102ZM121 188H120L119 190L123 192V190H124L125 188H127V187H124L123 190H121ZM144 188H145V187H144ZM155 188H156V187H155ZM181 188H182V187H181ZM199 188H201V187H199ZM209 188H210V187H209ZM209 188H208V189H209ZM259 188H260V187H259ZM50 189H51V188H50ZM54 189H55V186H54L53 190H54ZM65 189H66V188H65ZM73 189H74V188H73ZM76 189H78V188H76ZM84 189H85V188H84ZM86 189H87V188H86ZM91 189H92V188H91ZM99 189H100V188H99ZM106 189H107V188H106ZM108 189H109V188H108ZM132 189H133V188H132ZM163 189H165V188H163ZM166 189H165V190H166ZM176 189H177V188H176ZM179 189H180V188H179ZM189 189L191 190V188H189ZM202 189H203V187H202ZM205 189H207V188H205ZM205 189H204V191H205ZM211 189H212V187H211ZM217 189H218V188H217ZM263 189H264V188H263ZM44 190H45V188H44ZM78 190L80 191L81 189L79 188ZM78 190H77V191H78ZM87 190H89V188H88ZM97 190H98V189H97ZM111 190H112V189H111ZM115 190H114V191H115ZM119 190L117 191V193H115V192H114V193H115V194H118ZM126 190H127V189H126ZM129 190H131V189H129ZM135 190H136V188H135ZM135 190H134V192H135ZM161 190H162V189H161ZM172 190H173V189H172ZM182 190H183V189H182ZM213 190H214V189H213ZM240 190H241V189H240ZM256 190H257V189H256ZM49 191H50V190H48V192H49ZM51 191H52V190H51ZM67 191H69V189L66 190V192H67ZM75 191H76V190H75ZM75 191H74V192H75ZM112 191H113V190H112ZM124 191H125V190H124ZM137 191H142V192L144 193V192H145V189L142 188L141 190H137ZM154 191H155V190H154ZM156 191H157V190H156ZM162 191H163V190H162ZM162 191H161V192H162ZM168 191H169V190H168ZM175 191H176V190H175ZM209 191H210V190H209ZM209 191H208V192H209ZM234 191H236V190H234ZM254 191H255V190H254ZM42 192H43V190H42ZM45 192H46V190H45ZM69 192H70V191H69ZM71 192H72V190H71ZM87 192H88V191H87ZM92 192H93V191H92ZM98 192H99V191H98ZM101 192H102V191H100V193H101ZM107 192H108V191H107ZM131 192H132V190H131ZM131 192L128 191L129 194H130ZM147 192H148V191H147ZM164 192H166V191H164ZM164 192H163V194H164ZM186 192H187V191H186ZM260 192H261V191H260ZM46 193H47V192H46ZM55 193H56V192H53L54 196H55ZM77 193H78V192H77ZM77 193H76V195H77ZM80 193H81V192H80ZM80 193H79V195H80ZM102 193L105 194L104 190H103ZM110 193H111V192H110ZM112 193H113V192H112ZM120 193H121V192H120ZM124 193H125V192H124ZM171 193H172V192H171ZM183 193H184V191H183ZM192 193H193V192H191V194H192ZM195 193H196V192H195ZM222 193H223V191H222ZM224 193H225V192H224ZM242 193H243V192H242ZM50 194H51V192L48 193V195H50ZM65 194H66V193H65ZM65 194H64V195H65ZM69 194H70V193H69ZM73 194H74V193H73ZM82 194L85 195L84 193H82ZM82 194H81V195H82ZM90 194H92L91 191H90ZM93 194H95V193H93ZM108 194H109V193H107L106 196H108ZM122 194H123V193H122ZM125 194H126V193H125ZM129 194H128V195H129ZM145 194H146V193H145ZM147 194H148V193H147ZM154 194H155V193H154ZM158 194H160V193L158 192ZM161 194H162V193H161ZM161 194H160V195H161ZM163 194H162V195H163ZM166 194H167V193H166ZM202 194H205V193H202ZM202 194H201V195H202ZM206 194H207V193H206ZM226 194H227V193H226ZM14 195H15V194H14ZM45 195H46V194H45ZM48 195H47V196H48ZM60 195H61V194H60ZM64 195H62V198H63ZM66 195H68V194H66ZM83 195H82V196H83ZM128 195H127V196H128ZM132 195H133V194H132ZM134 195H135V193H134ZM134 195H133L132 197H134ZM136 195H137V192H136ZM136 195H135V198H136ZM143 195H144V194L141 193V196H143ZM155 195H157V192H156ZM164 195H165V194H164ZM169 195H170V193H169ZM219 195H220V194H219ZM74 196H75V195H74ZM74 196H72V197H74ZM85 196H86V195H85ZM85 196H83L82 198L79 197V198H80V200H79L80 202H79V203H74L75 201H72V200L70 201V200H69L70 206H72V205H79V206H81V207H83V206H84V207L87 206L88 204H90V201H89V200H91V199L87 200V198H86ZM92 196H95V195H92ZM98 196H99V195H98ZM119 196H120V195H119ZM147 196H148V195H147ZM152 196L154 197V195H152ZM157 196H158V195H157ZM165 196H166V195H165ZM181 196H182V193H181ZM192 196H193V194H192ZM196 196H197V194H196ZM225 196H226V195H225ZM250 196H251V195H250ZM255 196H256V195H255ZM57 197H58V196H57ZM69 197H70V196H69ZM76 197H77V196H76ZM104 197H105V196H104ZM108 197H109V196H108ZM108 197H106V198H108ZM112 197H113V196H112ZM116 197H117V196H116ZM130 197H131V195H130ZM132 197H131V198H132ZM137 197L139 198L140 196H137ZM145 197H146V196H145ZM155 197H156V196H155ZM168 197H169V196H168ZM168 197H167V198H168ZM174 197H175V196H174ZM208 197H209V196H208ZM243 197H244V196H243ZM243 197H242V198H243ZM248 197H249V196H248ZM65 198H66V196H65ZM74 198H75V197H74ZM79 198H78V199H79ZM85 198H86V199H85ZM97 198H98V200L101 199L100 197H97ZM97 198H94V199H97ZM110 198H111V197H109V199H107V202H110L111 200H113V199L110 200ZM113 198H114V197H113ZM131 198H130V200H131ZM158 198H159V197H158ZM163 198H164V196H163ZM202 198H203V197H202ZM230 198H231V196H230ZM244 198H245V197H244ZM255 198H256V197H255ZM44 199H45V198H44ZM44 199H42V200H44ZM47 199H48V198H47ZM51 199L53 200V198H51ZM58 199H59V198H58ZM63 199H64V198H63ZM63 199H62V200H63ZM66 199H67V198H66ZM69 199H72V198L70 197ZM78 199H75V200H78ZM83 199H85V201H84ZM123 199H124V198H123ZM128 199H129V196H128ZM128 199H127V200H128ZM132 199H133V198H132ZM141 199H142V197H141ZM143 199H144V197H143ZM156 199H157V198H156ZM161 199H162V198H161ZM180 199H181V198H180ZM183 199H184V198H183ZM185 199H186V198H185ZM190 199H191V198H190ZM200 199H201V198H200ZM234 199H235V198H234ZM234 199H232V200H234ZM54 200H55V199H54ZM54 200H53V203H54ZM81 200H82V201H81ZM101 200H102V199H101ZM101 200H100V201H101ZM108 200H110V201H108ZM116 200H117V198H116ZM116 200H115V201H116ZM133 200L135 201V199H133ZM133 200H132V201H133ZM136 200H137V199H136ZM138 200H139V199H138ZM151 200H152V199H151ZM154 200H155V199H154ZM154 200H153V201H154ZM159 200H160V199H159ZM170 200H171V199H170ZM193 200H194V197H193ZM201 200H202V199H201ZM246 200H247V199H246ZM252 200H253V199H252ZM58 201H59V200H58ZM60 201H61V200H60ZM67 201H68V200H67ZM67 201H66V202H62V201H61V203H63L64 206H65V204L67 205ZM91 201L94 202V200H91ZM113 201H114V200H113ZM123 201H126V200H123ZM132 201H131V203H132ZM141 201H142V204H143L142 207H143L145 204L143 203V200H141ZM148 201H149V200H148ZM180 201H181V200H180ZM216 201H217V200H216ZM221 201H222V200H221ZM236 201H237V200H236ZM241 201H242V200H241ZM55 202H56V200H55ZM98 202H99V201H98ZM101 202H102V201H101ZM101 202H100V204H102ZM117 202H118V200H117ZM119 202H120V201H119ZM119 202H118V203H119ZM126 202H127V201H126ZM135 202L137 203L138 201H135ZM144 202H145V201H144ZM146 202H147V201H146ZM157 202H158V200H157ZM202 202H203V201H202ZM217 202H218V201H217ZM48 203H49V201H48ZM50 203H52V202H50ZM69 203H68V204H69ZM118 203H117L116 206L119 205ZM120 203H121V202H120ZM154 203H156V202H154ZM159 203H160V201H159ZM159 203H158V204H159ZM173 203H174V202H173ZM196 203H197V202H196ZM205 203H206V202H205ZM236 203H237V202H236ZM239 203H240V201H239ZM36 204H37V207H36ZM39 204H40V203H39ZM56 204H57V203H56ZM56 204H55V205H56ZM58 204H60V203H58ZM92 204H93V203H91V205H92ZM132 204H133V203H132ZM138 204H139V203H138ZM138 204H136V205H138ZM140 204H141V202H140ZM152 204H153V202H152ZM152 204H150V205L147 204L148 206H151V207L149 208L150 210H149V209H147V210H149V211L152 210ZM156 204H157V203H156ZM158 204H157V205H158ZM179 204H180V202H179ZM187 204H188V203H187ZM187 204H186V205H187ZM189 204H191V202H190ZM198 204L200 205V203H198ZM203 204H204V203H203ZM249 204H250V203H249ZM45 205H46V204H45ZM51 205H52V207H54L53 204H51ZM61 205H62V204H61ZM93 205H95V204H93ZM136 205L134 204L133 206H136ZM147 205H146V206H147ZM161 205H162V204H161ZM174 205H175V204H174ZM174 205L172 204L171 206H174ZM241 205H242V204H241ZM49 206H50V205H49ZM49 206H47V207H49ZM56 206H57V205H56ZM62 206H63V205H62ZM79 206H78V207H79ZM96 206L98 207V205H96ZM128 206H130V205H127L126 207H128ZM140 206H141V205H140ZM140 206H139V207H140ZM222 206H223V205H222ZM235 206H236V205H235ZM255 206H256V205H255ZM43 207H44V205H43ZM52 207H51V208H52ZM67 207H68V206H67ZM78 207L76 206V208H77L76 211H77V210L79 211V208H78ZM84 207H83V208H84ZM88 207H89V205H88ZM90 207H91V206H90ZM90 207H89V209H90ZM103 207H104V206H103ZM105 207H106V206H105ZM110 207H112V206H110ZM113 207H114V206H113ZM124 207H125V205H124ZM130 207H131V206H130ZM137 207H138V206H137ZM137 207H136V208H137ZM253 207H254V206H253ZM39 208H40V207H39ZM44 208H45V207H44ZM59 208H61L60 205H59ZM62 208H63V209H64V208L66 209V207H62ZM73 208H74V207H73ZM86 208H87V207H86ZM86 208H85V209H86ZM99 208H100V207H99ZM99 208H98V209H99ZM108 208H109V207H108ZM108 208H107V209H108ZM116 208H117V207H116ZM118 208H119V207H118ZM144 208L146 209L147 207H143V209H144ZM174 208H175V207H174ZM196 208H197V207H196ZM228 208H229V207H228ZM239 208H240V207H239ZM251 208H252V207H251ZM55 209H56V208H55ZM68 209H69V211H70V208H68ZM81 209H82V208H81ZM85 209L83 210L84 212H85ZM87 209H88V208H87ZM87 209H86V212L88 211ZM105 209H106V208H105ZM107 209H106V210H107ZM109 209H110V208H109ZM109 209H108V210H109ZM130 209H131V208H130ZM233 209H234V208H233ZM249 209H250V208H249ZM259 209H260V208H259ZM41 210H43V209H41ZM45 210H46V209H45ZM61 210H62V209H61ZM72 210H73V209H72ZM72 210H71V211H72ZM92 210H93V209H92ZM92 210L90 211V213L92 212ZM108 210H107V211H108ZM117 210H120V208L117 209ZM122 210H123V208H121V211H122ZM125 210H126V209H124V211H125ZM133 210H134V209H133ZM133 210H132V211H133ZM138 210H139V209H138ZM162 210H163V209H162ZM191 210H192V209H191ZM212 210H213V209H212ZM46 211H47V210H46ZM50 211H52V210H50ZM55 211H56V210H55ZM55 211H53V212H54L53 215H56L55 213H57V212H55ZM63 211H64V210H63ZM71 211H70V212H71ZM74 211H75V210H74ZM76 211H75V212H76ZM78 211H77V212H78ZM81 211H82V210H81ZM95 211H97V210H95ZM99 211H100V210H99ZM107 211H106V212H107ZM109 211H110V210H109ZM109 211H108V212H109ZM115 211H116V210H115ZM115 211H114V212H115ZM121 211H118V212H121ZM129 211H130V210H129ZM134 211H136V209H135ZM152 211H153V210H152ZM152 211H151V212H152ZM155 211H156V210H155ZM169 211H170V210H169ZM217 211H218V210H217ZM257 211H258V210H257ZM35 212H36V214H37V213H38V210H36ZM44 212H45V211H43V213H44ZM48 212H49V210H48ZM58 212H59V211H58ZM66 212H67V210L65 211V213H66ZM72 212H73V211H72ZM84 212H82V213H80V214H83V216H84ZM88 212H89V211H88ZM104 212H105V210H104ZM116 212H117V211H116ZM122 212H123V211H122ZM137 212H139V211H137ZM140 212H141V211H140ZM140 212H139V214H140ZM144 212H146V215L148 214L147 211L144 210ZM160 212H161V211H160ZM166 212H167V211H166ZM183 212H184V211H183ZM183 212H182V213H183ZM192 212H193V211H192ZM222 212H223V211H222ZM241 212H242V211H241ZM78 213H79V212H78ZM78 213H77V214H78ZM92 213H93V212H92ZM92 213H91V214H92ZM98 213H99V212H98ZM101 213H102V212H101ZM127 213H128V212H127ZM127 213L125 212V214H127ZM149 213H150V212H149ZM169 213H170V212H169ZM207 213H208V212H207ZM227 213H229V212H227ZM237 213H238V212H237ZM41 214H42V212H40V215H41ZM46 214H47V213H46ZM46 214H44V215H46ZM50 214H51V213H50ZM60 214H61V213H60ZM60 214H57L58 217H57V216H56V217L59 218V215H60ZM63 214H64V212H63ZM68 214H69V213H68ZM68 214H66V215H68ZM75 214H76V213H75ZM75 214H74V215H75ZM80 214H78V215L80 216ZM93 214H94V213H93ZM99 214H100V213H99ZM114 214H116V213H114ZM119 214H120V213H119ZM133 214H134V213H133ZM135 214H136V212H135ZM139 214L137 213L136 215H138V216H136V217H139ZM142 214H143V213H141V215H140L139 218H141L142 216L145 215V213H144V215H142ZM194 214H195V213H194ZM222 214H223V213H222ZM222 214H221V215H222ZM254 214H255V213H254ZM30 215H31V218H30ZM44 215H43V216H44ZM66 215H65V216H66ZM71 215H72V214H71ZM88 215H89V214H88ZM131 215H132V214H131ZM146 215H145V217H146ZM149 215H150V214H149ZM154 215H155V214H154ZM157 215H158V214H157ZM246 215H247V214H246ZM257 215H258V213H257ZM257 215H256V216H257ZM37 216H39V215H37ZM50 216H51V215H50ZM79 216H78V217H79ZM83 216H82V217H83ZM86 216H87V215H86ZM86 216H85V217H86ZM96 216H97V215H95V217H96ZM102 216H103V215H102ZM110 216H111V215H110ZM113 216H116V215H112V217H113ZM117 216L119 217L120 215H117ZM122 216H123V215H122ZM124 216H125V215H124ZM124 216H123V217H124ZM132 216H133V215H132ZM134 216H135V215H134ZM152 216H153V215H152ZM204 216H205V215H204ZM230 216H231V215H230ZM240 216H241V214H240ZM252 216H253V215H252ZM48 217H49V215H48ZM54 217H55V216H53V218H54ZM56 217H55V218H56ZM90 217H91V215H90ZM90 217H89V218H90ZM97 217H98V216H97ZM100 217H101V216H100ZM100 217H99V218H100ZM105 217H106V216H105ZM118 217H117V219H118ZM130 217H131V216H130ZM145 217H143V218H145ZM159 217H160V216H159ZM177 217H178V216H177ZM232 217H233V216H232ZM42 218H43V217H41V220H42ZM46 218H47V216H46ZM53 218H52V219H53ZM55 218H54V219H55ZM67 218H69V217H67ZM67 218H66V219H67ZM72 218H73V217H72ZM76 218H77V216H76ZM89 218H88V219H89ZM99 218H98V219H99ZM103 218H104V217H103ZM103 218H102V219H103ZM107 218H108L109 220L111 219L109 216H108ZM113 218H116V217H113ZM125 218H126V217H125ZM160 218H161V217H160ZM165 218H166V217H165ZM165 218H164V219H165ZM229 218H230V217H229ZM242 218H243V217H242ZM49 219H50V218H48V220H49ZM66 219H63V221L66 220ZM70 219H71V218H70ZM77 219H78V218H77ZM94 219H95V218H94ZM96 219H97V218H96ZM102 219H101V220L99 219V220L102 222ZM123 219H124V218H123ZM128 219H129V218H127V220H128ZM141 219H142V218H141ZM147 219H148V218H147ZM147 219H146V220H147ZM152 219H153V218H152ZM33 220H34L33 223H29V224H27L28 226L25 228V230L28 229V228L30 227L31 224L33 225V224L36 222L35 219H33ZM38 220H39V218H38ZM55 220H56V219H55ZM55 220H54V223L56 222ZM61 220H62V218H61ZM83 220H84V219H83ZM99 220H98V222H99ZM112 220H113V219H111V221H112ZM120 220H121V219H120ZM124 220H125V219H124ZM149 220H150V219H149ZM162 220H163V219H162ZM167 220H168V219H167ZM178 220H179V219H178ZM180 220H181V219H180ZM219 220H220V219H219ZM243 220H244V219H243ZM243 220H242V221H243ZM252 220H253V219H252ZM31 221H32V220H30V222H31ZM51 221L53 222V220H51ZM51 221H50V223H51ZM86 221H87V220H86ZM96 221H97V220H96ZM96 221H94V223H95ZM111 221H110V222H111ZM113 221H114V220H113ZM115 221H116V223H117V220H116V219H115ZM147 221H148V220H147ZM165 221H166V220H165ZM172 221H173V220H172ZM196 221H197V219H196ZM223 221H224V220H223ZM230 221H231V220H230ZM238 221H239V220H238ZM39 222L42 223L41 221H38V225H40ZM60 222L63 224L62 221H60ZM65 222H66V221H65ZM65 222H64V223H65ZM105 222H106V221H105ZM105 222H104V223H105ZM151 222H152V221H151ZM158 222H159V220H158ZM163 222H164V221H163ZM219 222H220V221H219ZM243 222H244V221H243ZM249 222H250V221H249ZM257 222H258V220H257ZM46 223H48L47 220H46ZM50 223H49V224H50ZM66 223H67V222H66ZM66 223H65V224H66ZM102 223H103V222H102ZM102 223L99 224V223L96 222V224H98V227H100L101 229H103V228H102L103 225H102V226H99V225H101ZM113 223L115 224V222H113ZM113 223H112V224H113ZM134 223H136L135 220H134ZM137 223H141V221H138ZM205 223H206V222H205ZM212 223H213V222H212ZM214 223H215V222H214ZM230 223H231V222H230ZM260 223H262V222H260ZM56 224H57V223H56ZM59 224H60V223H58V225H59ZM67 224H68V223H67ZM67 224H66V225H67ZM73 224H74V223H73ZM87 224H88V221H87ZM118 224H119V223H118ZM120 224H121V223H120ZM125 224H126V223H125ZM143 224H144V223H143ZM161 224H162V223H161ZM245 224H248V222H247V223L245 222ZM32 225H31V226H32ZM52 225H53V224H52ZM90 225H91V224H90ZM122 225H123V224H122ZM126 225H127V224H126ZM131 225H132V224H131ZM137 225H138V224H137ZM141 225H142V224H141ZM152 225H153V224H152ZM159 225H160V223H159ZM164 225H165V224H164ZM167 225H168V224H167ZM182 225H183V224H182ZM220 225H221V224H220ZM232 225H233V224H232ZM238 225H239V224H238ZM254 225H255V224H254ZM262 225H263V224H262ZM21 226H22V227H21ZM34 226H35V224L33 225V228H34ZM36 226H37V225H36ZM45 226H46V225H45ZM56 226H57V225H56ZM78 226H79V225H78ZM96 226H97V225H96ZM110 226H111V224H110ZM119 226H120V225H119ZM119 226H117V227H119ZM124 226H125V225H124ZM176 226H177V225H176ZM183 226H184V225H183ZM210 226H211V225H210ZM213 226H214V225H213ZM233 226H234V225H233ZM235 226H236V225H235ZM19 227H20V228H19ZM61 227H62V226H61ZM61 227H58L59 230L61 229ZM74 227H76V225H75ZM74 227H72V228H74ZM90 227H91V226H90ZM98 227H97V228H98ZM111 227H112V226H111ZM114 227H115V226H114ZM127 227H128V225H127ZM148 227H150V226H148ZM160 227H161V226H160ZM160 227H159V228H160ZM172 227H173V225H172ZM188 227H189V226H188ZM194 227H195V226H194ZM211 227H212V226H211ZM239 227H240V226H239ZM247 227H248V226H247ZM249 227H250V225H249ZM251 227H252V226H251ZM260 227H261V226H260ZM36 228H37V227H36ZM39 228L41 229V227H39ZM44 228H47V229H48L47 226L44 227ZM49 228H50V227H49ZM55 228H57V227H55ZM63 228H64V227H63ZM69 228H70V227H69ZM72 228H70L71 231H72ZM76 228H77V227H76ZM91 228L93 229V227H91ZM97 228H96V229H97ZM109 228H110V227H109ZM153 228H154V227H153ZM198 228H199V227H198ZM224 228H226V227L224 226ZM240 228H241V227H240ZM256 228H257V227H256ZM256 228H255V229H256ZM30 229H31V228H30ZM34 229H35V228H34ZM34 229H33V230H34ZM42 229H43V228H42ZM78 229H81V228L79 227ZM94 229H95V226H94ZM96 229H95V233L97 232ZM101 229H100V230H101ZM105 229L107 230L108 228H105ZM114 229H115V228H114ZM116 229H117V228H116ZM151 229H152V228H151ZM162 229H163V228H162ZM199 229H200V228H199ZM220 229H221V228H220ZM220 229H219V231H221ZM241 229H242V228H241ZM249 229H250V228H249ZM18 230H17V231H18ZM23 230H24V229H23ZM37 230H38V229H37ZM37 230H36V231H37ZM70 230H69V231H70ZM149 230H150V228H149ZM171 230H172V229H171ZM185 230H186V229H185ZM210 230H211V229H210ZM256 230H257V229H256ZM30 231H32V229H31ZM40 231H41V230H40ZM64 231H65V233H66V230H64ZM71 231H70V234H71ZM75 231H77V230H75ZM80 231L82 232V230H80ZM80 231H79V233H80ZM92 231H93V230H92ZM92 231H91V232H92ZM107 231H109V229H108ZM111 231H112V230H111ZM114 231H115V230H114ZM117 231H118V229H117ZM117 231H115V232L117 233ZM120 231H121V230H119L118 232H120ZM158 231H159V230H158ZM225 231H226V230H225ZM229 231H230V230H229ZM249 231H250V230H249ZM21 232H22V230H21ZM23 232H24V231H23ZM32 232H33V231H32ZM67 232H68V231H67ZM98 232H99V231H98ZM102 232H103V234H104V231H103V230L101 231V233H102ZM122 232H123V231H122ZM234 232H235V231H234ZM252 232H253V231H252ZM252 232H251V233H252ZM261 232H262V231H261ZM261 232L259 231V233H261ZM15 233L17 234V236H15V235H16ZM25 233H26V232H25ZM27 233H29L28 230H27ZM63 233H64V232H63ZM68 233H69V232H68ZM92 233H93V232H92ZM109 233L111 234V232H109ZM112 233H113L112 235H114V232H112ZM141 233H142V232H141ZM249 233H250V232H249ZM254 233H255V232H254ZM60 234H61V233H60ZM84 234H85V233H83V235H84ZM90 234H91V233H90ZM93 234H94V233H93ZM93 234H92V235H93ZM99 234H100V233H98L97 235H99ZM130 234L134 235L133 233H130ZM229 234H230V233H229ZM243 234H244V233H243ZM252 234H253V233H252ZM22 235H23V234H22ZM62 235H63V237H64V234H62ZM71 235H73V236H71ZM71 235H69V236H71V238L74 237L73 232H72ZM76 235H77V232H76ZM79 235H80V234H79ZM104 235H105V234H104ZM161 235H162V234H161ZM194 235H195V234H194ZM223 235H224V233H223ZM231 235H233V234H231ZM246 235H247V234H246ZM20 236H21V235H20ZM23 236H24V235H23ZM66 236H68V234H67ZM84 236H86V235H84ZM101 236H102V235H101ZM101 236L99 235V237H101ZM140 236H141V235H140ZM173 236H174V235H173ZM199 236H200V235H199ZM209 236H210V234H209ZM211 236H212V235H211ZM240 236H241V235H240ZM257 236H258V235H257ZM63 237H61V238L63 239ZM76 237H77V236H76ZM86 237H88V235H87ZM94 237H97V239H99L98 236H94ZM104 237H106V235H105ZM122 237H123V235H122ZM146 237H148V236H146ZM157 237H158V236H157ZM163 237H164V235H163ZM163 237H162V239H163ZM204 237H205V236H204ZM219 237H220V236H219ZM226 237H227V235H226ZM226 237H225V238H226ZM228 237H230V236H228ZM242 237H243V236H242ZM71 238H70V239H71ZM88 238H89V237H88ZM90 238H91V237H90ZM101 238H102V237H101ZM124 238H125V236H124ZM129 238H130V235H129ZM141 238H142V237H141ZM152 238H153V237H152ZM170 238H171V237H170ZM205 238H206V237H205ZM209 238H210V237H209ZM221 238H222V237H221ZM225 238H224V239H225ZM231 238H232V237H230V239H231ZM245 238H246V237H244V239H245ZM256 238H257V237H256ZM256 238H255V239H256ZM70 239H69V242H70ZM75 239H76L77 241L79 240L78 238H75ZM75 239H71V240H75ZM94 239H95V238H94ZM112 239H113V238H112ZM122 239H123V238H122ZM126 239H127V238H126ZM142 239H143V238H142ZM144 239H145V238H144ZM149 239H150V238H149ZM153 239H154V238H153ZM158 239H159V238H157V240H158ZM162 239H161V240H162ZM164 239H165V238H164ZM193 239L195 240V238H193ZM193 239H192V240H193ZM218 239H219V238H218ZM234 239H235V238H234ZM236 239H238V238H236ZM12 240H13V242H15V243L17 244L18 249H16V250H17L16 252H15V246H14L13 248L11 247L12 244H13V243H12ZM64 240H66V239L64 238ZM64 240H63V243L67 242V241L64 242ZM67 240H68V239H67ZM92 240H93V238H92ZM102 240H103V238H102ZM120 240H121V239H120ZM155 240H156V239H155ZM184 240H185V239H184ZM196 240H197V239H196ZM207 240H208V239H207ZM227 240H228V239H227ZM238 240H239V239H238ZM240 240H241V239H240ZM80 241H81V240H80ZM80 241H79V242H80ZM90 241H91V240H90ZM95 241H97V240H95ZM121 241H122V240H121ZM142 241H143V240H142ZM149 241H150V240H149ZM176 241H177V240H176ZM180 241H181V239H180ZM198 241H199V240H198ZM211 241H212V238H211ZM241 241H242V240H241ZM258 241H261V240L258 239ZM263 241H264V240H263ZM61 242H62V241H61ZM74 242H76V241H74ZM79 242H78V243H79ZM98 242H99V240H98ZM98 242H97V243H98ZM111 242H112V241H111ZM124 242H125V241L123 240L122 243L124 244ZM126 242H127V240H126ZM135 242H136V241H135ZM150 242H151V241H150ZM173 242H174V240H173ZM217 242H218V241H217ZM222 242H223V241H222ZM242 242H243V241H242ZM254 242H255V241H254ZM10 243H12V244H10ZM82 243H83V242H82ZM91 243H93V242H91ZM99 243H100V242H99ZM137 243H138V242H137ZM144 243H145V242H144ZM148 243H149V242H148ZM154 243H155V242H154ZM164 243H165V242H164ZM188 243H189V242H188ZM190 243H191V242H190ZM238 243H239V242H238ZM70 244H71V245H70L71 250H72V247H76L75 245L78 246L77 243H70ZM100 244H102V242H101ZM103 244H105V242H104ZM109 244H110V243H109ZM191 244H192V243H191ZM10 245H11V246H10ZM14 245H15V244H14ZM67 245H68V244H67ZM67 245H66V246H67ZM79 245H81V244L79 243ZM110 245H111V244H110ZM117 245H118V244H117ZM117 245H116V246H117ZM127 245H128V244H127ZM155 245H156V244H155ZM162 245H163V243H162ZM168 245H169V244H168ZM198 245H199V244H198ZM223 245H224V244H223ZM259 245H260V243H259ZM68 246H69V245H68ZM98 246L101 247L102 245H97V247H98ZM118 246H119V245H118ZM125 246H126V245H125ZM134 246H135V245H134ZM136 246H137V245H136ZM205 246H206V245H205ZM218 246H219V245H218ZM244 246H245V245H244ZM79 247H80V246H79ZM81 247H83V245H81ZM86 247H88V246H86ZM100 247H99V248H100ZM107 247H108V246H107ZM127 247H128V246H127ZM153 247H155V246H153ZM161 247H162V246H161ZM187 247H188V246H187ZM187 247H186V248H187ZM64 248H65V247H64ZM76 248H77V247H76ZM76 248H75V249H76ZM95 248H96V247H95ZM99 248H97V250H98ZM105 248H106V247H105ZM108 248H109V247H108ZM128 248H129V247H128ZM132 248H133V247H132ZM144 248H145V247H144ZM150 248H151V246H150ZM169 248H170V247H169ZM220 248H221V247H220ZM223 248H224V247H223ZM223 248H222V249H223ZM61 249H62L61 252H63V250H66V249H63V248H61ZM78 249H79V248H78ZM80 249L82 250L83 248H80ZM89 249H90V247H89ZM119 249H120V248H119ZM194 249H195V248H194ZM194 249H193V250H194ZM81 250H80V251H81ZM103 250H104V249H103ZM108 250H109V249H108ZM116 250H117V248H116ZM144 250H145V249H144ZM180 250H181V249H180ZM211 250H212V248H211ZM219 250L221 251V249H219ZM223 250H224V249H223ZM258 250H259V249H258ZM5 251H4V252H5ZM67 251H68V250H67ZM88 251L90 252V250H88ZM88 251H87V254H88ZM92 251H93V250H92ZM92 251H91V253H92ZM94 251H95V250H94ZM110 251H111V250H110ZM114 251H115V250H114ZM118 251H120V250H118ZM139 251H141V250H139ZM148 251H149V250H148ZM196 251H198V250H196ZM202 251H203V250H202ZM215 251H216V250H215ZM225 251H226V250H225ZM228 251H229V250H228ZM0 252H3V250L1 249ZM64 252H66V251H64ZM71 252H72V251H71ZM71 252H70V253H71ZM76 252H77V251H76ZM78 252H79V251H78ZM81 252H82V251H81ZM81 252H79V253L81 254ZM83 252H84V251H83ZM95 252H96V251H95ZM97 252H98V251H97ZM99 252L101 253V251H99ZM105 252H106V251H105ZM120 252H121V251H120ZM135 252H137V251H135ZM155 252H156V251H155ZM155 252H154V253H155ZM166 252H167V251H166ZM169 252H170V251H169ZM206 252H207V251H206ZM246 252H247V251H246ZM70 253H69V254L67 253V254L70 255ZM74 253H75V252H74ZM100 253H99V254H100ZM113 253H114V252H113ZM116 253H117V252H116ZM141 253H145V254H146L145 251H144V252H141ZM175 253H176V252H175ZM175 253H174V254H175ZM182 253H183V252H182ZM187 253H188V252H187ZM222 253H223V252H222ZM222 253H221V254H222ZM59 254H61V253H59ZM72 254H73V253H72ZM72 254H71V255H72ZM87 254H86V255H87ZM89 254H90V253H89ZM94 254H95V253H93V255H94ZM111 254H112V253H111ZM122 254H123V253H122ZM150 254L152 255V253H150ZM157 254H158V253H157ZM165 254H166V253H165ZM194 254H195V253H194ZM214 254H215V253H214ZM225 254H226V253H225ZM227 254H228V253H227ZM227 254H226V256H227ZM234 254H235V253H234ZM243 254H244V253H243ZM62 255H63V254H62ZM73 255L75 256V255H77V254H73ZM73 255H72V258L74 257ZM93 255H92V256H93ZM95 255H96V254H95ZM103 255H106V254H102L101 257H102ZM126 255H127V254H126ZM130 255H131V254H130ZM133 255H134V254H133ZM135 255H138V257H139V255H140V258H139V259L142 258V257H141V254H139V253H138V254L136 253ZM154 255H155V254H154ZM183 255H184V254H183ZM223 255H224V254H222V256H223ZM228 255H229V254H228ZM230 255H231V254H230ZM230 255H229V258H230ZM256 255H257V254H256ZM78 256H79V255H77V257H78ZM82 256H83V254L81 255V257H82ZM90 256H91V254H90ZM90 256H89V257H90ZM96 256H97V255H96ZM96 256H95V257H96ZM106 256H109V255H106ZM142 256H143V255H142ZM149 256H150V255H149ZM168 256H169V254H168ZM179 256H180V255H179ZM218 256H219V255H218ZM234 256H235V255H234ZM240 256H241V255H240ZM93 257H94V256H93ZM99 257H100V255H99ZM103 257H104V256H103ZM134 257H135V256H134ZM136 257H137V256H136ZM162 257H163V256H162ZM169 257H170V256H169ZM188 257H189V256H188ZM238 257H239V256H238ZM257 257H258V256H257ZM72 258H71L70 260H72ZM115 258H116V257H115ZM143 258H144V256H143ZM148 258H150V257H148ZM191 258H192V257H191ZM193 258H194V257H193ZM219 258H220V257H219ZM233 258H234V257H233ZM73 259H74V258H73ZM75 259H76V258H75ZM82 259H84V258H82ZM87 259H88V257H86L85 261H86ZM91 259H92V258H91ZM93 259H94V258H93ZM100 259H103V258H100ZM104 259H105V258H104ZM104 259H103V260H104ZM106 259H107V258H106ZM106 259H105V260H106ZM109 259H110V258H109ZM109 259L107 260V262H109ZM123 259H124V258H123ZM126 259H128V258H126ZM139 259H138L136 262H135V261H134V262L137 264V262L139 261ZM163 259H164V258H163ZM221 259H222V258H221ZM231 259H232V258H231ZM237 259H238V258H237ZM244 259H245V258H244ZM76 260H78V258H77ZM96 260H97V259H96ZM98 260H99V259H98ZM105 260H104V261H105ZM111 260L114 261V259H111ZM116 260H117V259H116ZM157 260H158V259H157ZM165 260H166V259H165ZM195 260H196V259H195ZM225 260H226V257H225ZM232 260H233V259H232ZM253 260H254V259H253ZM67 261H68V262H66V264H67V263H70L69 258H68ZM72 261L75 263L74 260H72ZM79 261H80V259H79ZM81 261H83V260H81ZM87 261H88V260H87ZM99 261H100V260H99ZM113 261H110V262H113ZM161 261H162V260H161ZM185 261H186V260H185ZM189 261H190V260H189ZM218 261H219V260H218ZM220 261H221V260H220ZM229 261H230V260H229ZM73 262H72V263H73ZM88 262H89V261H88ZM88 262H87V263H88ZM114 262H116V261H114ZM158 262H159V260H158ZM169 262H170V261H169ZM201 262H202V261H201ZM141 263H142V262H141ZM197 263H198V262H197ZM199 263H200V262H199ZM215 263H216V262H215ZM222 263H224V262H222ZM225 263H226V261H225ZM231 263H232V262H231ZM77 264H80V262H78ZM85 264H86V262H85ZM94 264H95V263H94ZM110 264H112V263H110ZM129 264H130V262H129Z\"/></svg>", "mask_w": 264, "mask_h": 264}]
</instances>
